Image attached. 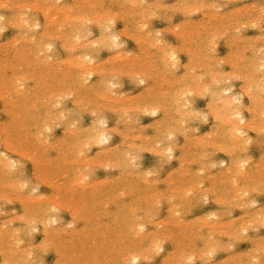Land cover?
I'll return each instance as SVG.
<instances>
[{
  "label": "rangeland",
  "instance_id": "1",
  "mask_svg": "<svg viewBox=\"0 0 264 264\" xmlns=\"http://www.w3.org/2000/svg\"><path fill=\"white\" fill-rule=\"evenodd\" d=\"M68 1V2H67ZM155 1V2H154ZM141 0V2L144 4L143 6V10L141 13V10H139L134 16H131L128 12H125L124 10L120 9L118 6L115 7L112 3L111 0H108L104 3V10L105 12H107V14H109V16L111 18H108V24L110 26H114L115 29V33L109 36V38L107 39V41H105V43H100L97 42V40L100 37L101 34H99V30L98 28L95 26V23L93 20V18L96 17H100L101 16V12L99 7L92 9V7L88 6V9L90 10V16H92L91 20H88V22H83L82 24L84 26H86V28L88 29L87 33H81L77 38L78 39H74L76 38V36H74V33H72L71 36L67 35L64 39L59 38L58 32L52 30L50 31V33H48V35L45 37L44 41L42 42L43 45H40L41 43H38V38L39 36H43L44 34H46V32L44 31V27L43 25L45 24V18H44V13L39 10L38 7H35V4H33V2H31L30 4H26L27 1H20V4L18 5L16 11L13 13V16L16 19H20L19 26L20 28H14V27H9L7 28V25H0V76L3 75L4 78L0 77V118L2 117L3 119H0V135L2 134V136H0V155L3 154L2 156H0V160L4 157V155H6L4 158L5 159H11L13 158L15 161H17L14 165H12V169L15 171L17 169H19L18 167H21V172L20 174L17 175H12L10 172H14L12 170H8V169H4L2 168L3 165L0 167V174H5V171L8 173L7 175L10 177H8V179L6 176H1L0 179V184L3 185L1 187H3L1 189L0 187V209L1 212L3 210L4 213L0 214V223L3 225H5V227L0 224V227L2 230H0V244L2 242V244L0 245V264L2 263V261H4V259H8L6 257H9L11 259L10 263L11 264H69L72 260L73 264H82L81 261H83V264H109V262L112 261V258H115L111 263L112 264H126L124 262V260L122 259L123 256V246L124 248L128 247L130 250L135 249V251L139 252H143L141 254V261L139 260V262H137L138 264H207L206 262H208V264H255V262L258 263L256 264H263L264 263V217L262 216L264 214V104L261 103V100L264 101V66L262 63H264V40L262 41V39H264V37L261 39L260 37H262V35H264V0ZM225 1V2H224ZM230 1V2H229ZM236 1V2H234ZM251 2L250 4H248L249 2ZM263 1V2H262ZM69 0H58V2H48L45 3L44 6L42 8H47L49 7H53V6H58L61 5L62 3H69ZM151 2V3H150ZM154 2V3H153ZM158 2V3H157ZM164 2V4L162 3ZM173 2V4H172ZM177 2V3H176ZM201 2V3H200ZM168 3V4H167ZM207 3V4H206ZM225 3V4H224ZM236 3V4H235ZM247 3V4H246ZM263 3V4H262ZM22 4V5H21ZM29 5V7L26 8V5ZM33 4V5H32ZM153 4V5H152ZM155 4V5H154ZM212 4V5H211ZM220 4V5H219ZM228 6H227V5ZM234 4V5H232ZM242 6H241V5ZM152 5V6H150ZM163 5V6H162ZM165 5V6H164ZM173 5V6H172ZM188 5V6H187ZM226 5V6H225ZM236 5V6H235ZM249 5V6H248ZM259 5V6H258ZM32 6V7H31ZM107 6V7H106ZM159 6V7H156ZM162 6V7H161ZM169 6V7H168ZM191 6V7H190ZM200 6V8H199ZM203 6V7H202ZM238 6V7H237ZM242 8H241V7ZM247 6V7H246ZM254 6V7H253ZM258 6V7H256ZM262 6V7H261ZM168 7V8H167ZM172 7V8H171ZM237 7V8H236ZM246 7V8H245ZM252 7V8H251ZM35 8V10H34ZM38 10H37V9ZM166 8V10H165ZM196 8V9H195ZM204 8V9H203ZM207 8V9H206ZM228 8L230 10H228ZM258 8V9H256ZM261 8V12L259 11ZM6 9V8H5ZM195 9V10H194ZM201 9V10H199ZM222 11H221V10ZM224 9V10H223ZM235 9V10H234ZM255 9V10H254ZM8 10V9H6ZM110 10V11H109ZM172 10V12L170 11ZM200 12H199V11ZM226 10V11H225ZM251 10H253V13L251 12ZM258 10V11H257ZM29 11V12H28ZM72 13L75 14L73 8L71 9ZM128 11V10H127ZM160 11V12H159ZM181 11V12H180ZM193 11V12H192ZM203 11V12H202ZM217 14H216V12ZM224 11V12H223ZM255 11V12H254ZM4 12V10L2 11ZM146 12V13H145ZM166 12V13H165ZM202 12V13H201ZM205 12V13H204ZM214 15V18H212L213 16L210 14ZM215 12V13H213ZM260 12V13H259ZM126 13V14H125ZM154 13V14H153ZM192 13V14H191ZM219 13V15H218ZM232 13V14H231ZM249 13V15H248ZM257 13V14H256ZM22 14V15H21ZM24 14V15H23ZM36 14V15H35ZM41 14V15H40ZM97 14V15H95ZM113 14V15H112ZM122 14H124L125 16H123ZM187 14V15H186ZM205 14V15H204ZM245 14V15H244ZM249 16H247V15ZM261 14L262 16H260L261 19L259 21L258 17ZM39 15V16H38ZM54 15H56L58 18H62V16L57 12ZM149 15V16H148ZM161 15V16H160ZM172 15V16H171ZM212 16L211 18L209 16ZM217 15V16H216ZM224 15V18H223ZM226 15V16H225ZM241 17H240V16ZM258 15V16H257ZM34 16V17H33ZM71 17H74L73 15H70ZM166 16V17H165ZM228 16V17H227ZM240 18H239V17ZM65 17V16H64ZM63 17V22L65 21V18ZM156 17V18H155ZM160 17V18H159ZM173 17V18H172ZM190 17V18H188ZM203 17V18H202ZM208 17V18H207ZM216 17H221L218 19L217 22V18ZM257 17V19H253ZM259 17V18H260ZM29 20V23H26V27L24 29L23 25H20L21 21H25L24 19ZM194 18V23L192 21V23L190 22L192 19ZM228 18V19H227ZM231 18V19H230ZM236 21H234V19ZM237 18V19H236ZM243 18V20H242ZM250 18V19H249ZM15 19V20H16ZM67 21L71 20L70 18H66ZM150 19V20H149ZM183 19V20H182ZM185 19V20H184ZM199 19V20H197ZM222 19V20H221ZM230 19V20H229ZM249 19V20H248ZM37 22H36V21ZM113 22H112V21ZM120 20V21H119ZM179 20V21H178ZM190 20V21H189ZM197 20V21H196ZM214 20V21H213ZM227 20V21H226ZM237 22V24H239L242 20V22L244 23L245 21V26L240 23L239 25H236V23L234 24L231 21ZM257 21L256 23L254 22ZM105 21V20H104ZM115 21V22H114ZM170 23H169V22ZM187 21V22H186ZM196 21V22H195ZM200 21V22H199ZM212 21V22H211ZM222 21V22H220ZM232 26L231 25V23ZM253 21L252 23L256 26L253 27V24H251L250 22ZM106 22V21H105ZM124 22V23H123ZM175 22L176 27L173 28L175 26ZM198 22V24H197ZM206 24H205V23ZM217 22V23H215ZM227 22V23H225ZM263 22V23H262ZM89 23V25H88ZM92 23V24H91ZM94 23V24H93ZM119 23V24H118ZM145 23V24H144ZM200 24V30L199 28L195 25ZM224 23V24H223ZM247 23L249 24V27H247ZM28 24V25H27ZM31 24V25H30ZM37 27H34L33 26ZM107 24V23H106ZM125 24V25H124ZM141 24V25H140ZM143 24L145 26H143ZM147 24V25H146ZM169 24V25H168ZM171 24V25H170ZM174 26H173V25ZM187 24V25H186ZM203 24V26H202ZM217 25V29L214 26ZM226 24V25H225ZM250 24L252 25L250 27ZM262 24V25H260ZM69 25V23L67 24V26ZM151 25V26H150ZM194 25V26H193ZM260 26L259 28L257 26ZM128 26V27H127ZM160 26V27H159ZM162 26V27H161ZM168 26L171 27V32H169L170 28L168 29ZM185 26V28H183ZM208 26V28L206 29V27ZM221 26V28H220ZM223 26H225L224 30L227 31V27H228V31L225 32L223 30ZM239 28H236V27ZM30 27V28H29ZM126 27V28H125ZM130 27V28H129ZM141 27V28H140ZM144 29H143V28ZM148 27V29H147ZM151 27V28H149ZM155 27V28H154ZM193 27V28H192ZM213 30V27L215 29L216 34H213L214 31L211 32L210 30ZM231 27H233L232 29H230ZM235 27V30H234ZM243 27V28H241ZM65 28V27H64ZM198 28V30H197ZM220 28V29H219ZM249 28V29H248ZM263 28V29H262ZM123 29V30H122ZM125 29V30H124ZM162 29V30H161ZM165 29V30H163ZM219 29V30H218ZM241 29V30H240ZM245 31H244V30ZM259 29V30H258ZM20 30V31H19ZM40 30V31H39ZM43 30V31H41ZM93 30V31H91ZM122 32H121V31ZM149 30H150V34H149ZM210 30L211 36L210 37V33L208 34ZM218 30V32H217ZM221 30V31H220ZM227 34H225L223 31ZM243 30V31H242ZM7 31V32H6ZM19 31V33L17 32ZM33 31V32H32ZM36 31V32H35ZM135 31V32H134ZM139 32L137 34L136 32ZM143 31L146 33L144 34ZM159 34H158V32ZM164 31V32H163ZM178 31V32H177ZM196 31V32H195ZM235 31V33L233 32ZM237 31H239V33H237ZM241 31V33H240ZM260 31H262L263 33L260 34ZM5 32V33H4ZM17 32V33H16ZM126 32V33H125ZM134 35L136 34L135 37H133V33ZM142 32V34H141ZM157 32V33H156ZM207 32V33H205ZM223 33L222 34H217V33ZM16 33V34H15ZM40 33V34H39ZM44 33V34H43ZM91 33V34H90ZM123 33V34H122ZM131 33V34H129ZM147 33L149 35H147ZM153 33V34H152ZM164 33V34H163ZM173 33V34H172ZM178 33V35H177ZM200 33V35H198ZM5 34V35H4ZM39 36H38V35ZM57 34V35H56ZM176 34V35H175ZM181 34V35H180ZM187 34V35H186ZM194 34H196V37L194 36ZM205 34V38L203 37ZM207 34V35H206ZM225 34V36H224ZM21 35V36H20ZM55 37H52L54 36ZM92 35V36H91ZM127 35V36H126ZM129 35V37H128ZM131 35H133L132 37H130ZM219 35V36H218ZM229 35V37H228ZM235 35V36H233ZM240 35V36H239ZM250 35H252V42H250L251 38ZM258 35V36H257ZM261 35V36H260ZM94 36V37H93ZM114 36H118L119 39H117L118 41L113 43V37ZM144 36V38H142ZM154 39H153V37ZM162 36V38H161ZM176 36L178 38H176ZM199 36V37H198ZM215 36V37H214ZM242 36V39H241ZM248 36V37H247ZM259 38H257V37ZM11 37V38H10ZM15 37V38H14ZM148 37V38H147ZM151 37V38H150ZM159 37L162 39H159ZM170 37V38H169ZM183 37V38H182ZM189 37V38H188ZM194 37V38H193ZM202 37V38H201ZM211 40L209 43V40ZM210 37V38H209ZM217 37V38H216ZM219 37V38H218ZM223 37V38H222ZM227 37V38H225ZM231 37V38H230ZM234 37V38H233ZM240 37V39L238 38ZM247 39L250 38V39ZM254 37V38H253ZM33 38V39H32ZM111 38V39H110ZM123 38V39H122ZM134 38V39H132ZM146 38V39H145ZM182 40H181V39ZM196 38V39H195ZM198 38V39H197ZM201 38V40H199ZM215 40H212V39ZM230 38V39H229ZM233 38V39H232ZM244 38V39H243ZM255 38H257L255 40ZM9 39V41H8ZM53 39V40H52ZM58 39V40H57ZM61 39V41L59 40ZM121 39V40H120ZM137 39V40H136ZM149 39H151V43L149 41ZM155 43H154V41ZM168 39V40H167ZM188 39V40H186ZM217 39V40H216ZM229 39V40H228ZM238 39V41L236 40ZM261 39V40H260ZM5 40V41H4ZM17 40V41H16ZM33 40H35L36 42H34ZM64 40V41H63ZM68 40V43H67ZM75 40V41H74ZM87 40V41H86ZM94 40V44L95 46H97L95 48L94 44L89 43L90 41ZM134 40H136V42H140L141 46L138 44V42L136 43ZM146 40V42H144ZM158 40L159 43L166 41L165 45L164 43H160V45H158ZM194 40V41H193ZM198 40V41H197ZM205 40V42H204ZM227 40V41H226ZM242 40V41H241ZM247 40V41H246ZM261 42H260V41ZM15 41V43H14ZM34 42L35 46L33 47H29L30 42ZM48 41V42H47ZM78 41V42H77ZM80 41V42H79ZM86 41V42H85ZM125 41V42H124ZM149 43H148V42ZM153 41V42H152ZM192 41V42H191ZM201 41L203 43H201ZM207 41V42H206ZM217 45L212 46V43ZM234 41V42H233ZM237 43H236V42ZM245 41V42H244ZM20 42V43H19ZM24 42V43H23ZM47 42V44H46ZM51 42V43H50ZM123 42V43H122ZM128 42V43H127ZM143 42V43H142ZM168 42V43H167ZM225 42V43H224ZM60 43V44H59ZM63 43V44H62ZM82 43V44H81ZM86 43V44H84ZM88 43V45H87ZM124 43L126 45H124ZM146 43V44H145ZM149 45H148V44ZM158 43V44H157ZM182 43V44H181ZM206 43V44H204ZM209 43V44H208ZM249 43V44H248ZM253 45H252V44ZM45 44L48 45H52L49 47H45ZM56 44V45H55ZM69 45H73L71 46L72 49L68 46ZM93 45V48L95 49H91L90 47H92L91 45ZM152 44V45H150ZM155 44V45H154ZM170 44V45H167ZM174 44V45H173ZM183 46H181V45ZM210 45L211 47H214L209 49V47L207 46ZM233 44V46H232ZM243 48H242V45ZM2 45V46H1ZM38 45V47L40 49H37L38 47L36 46ZM40 45V46H39ZM62 45V46H61ZM66 45V46H64ZM76 47H75V46ZM90 45V47H89ZM113 45V46H112ZM156 45H158V47H156ZM166 47V49L164 48V46ZM178 45V46H177ZM204 45L205 48H204ZM231 50L228 51L230 49ZM237 45V47L235 46ZM248 45L250 47H248ZM252 45V46H251ZM56 46V47H55ZM88 46V47H87ZM116 46V47H115ZM123 46V48H122ZM149 46V49H148ZM153 46V47H152ZM170 49H175V51H179L178 54L176 52V56L179 57H174L172 58L171 61V57L168 56V54H166L165 52ZM172 46L174 48H172ZM183 49L181 51V48L178 49V47H180ZM241 46L242 50L239 49ZM253 46H256L253 48ZM262 50H261V48ZM23 47V48H22ZM37 47V48H36ZM43 47V48H42ZM66 47V48H65ZM85 47V48H83ZM114 47V48H113ZM185 47V48H184ZM191 47V48H190ZM236 47V48H234ZM251 53H250V49ZM16 48V49H15ZM46 48V49H45ZM57 48V49H56ZM70 48V52L69 51ZM75 48V49H74ZM77 48V49H76ZM87 48V50H86ZM146 48V49H145ZM193 48V49H192ZM248 48V49H247ZM257 48V49H256ZM19 49V50H18ZM22 49V50H21ZM36 49V50H34ZM51 49V50H50ZM91 49V50H90ZM131 49V50H130ZM152 49V50H151ZM165 49V51H164ZM188 52L185 53L184 51L186 50ZM205 51H204V50ZM18 50V51H17ZM38 50V51H37ZM40 50V53H39ZM55 50V51H54ZM67 50V51H66ZM102 50V51H101ZM111 50V51H110ZM128 50V51H127ZM157 52H156V51ZM217 50V51H216ZM247 50V51H245ZM259 50V51H258ZM21 51H23V53H21ZM35 51V53L33 52ZM83 51L82 54H80ZM92 51V53H91ZM95 51V52H94ZM99 51L98 54H96ZM136 51V52H135ZM164 51V53L162 52ZM214 51V52H212ZM216 51V52H215ZM243 52V56L241 54V52ZM254 51V52H253ZM263 53H262V52ZM17 52V53H16ZM25 52V53H24ZM68 52V53H67ZM75 52V53H74ZM78 52V54L76 53ZM94 52V53H93ZM113 52V53H112ZM119 52V53H118ZM126 52V53H125ZM127 52H130L129 54H127ZM191 52H193V54H191ZM202 52V53H201ZM212 52V53H211ZM228 52V53H227ZM230 52V53H229ZM256 52H258L256 54ZM260 52L263 54H260ZM21 53V54H20ZM50 53V55L48 54ZM61 53V55H60ZM77 54V55H73L71 57L72 54ZM101 53V54H100ZM105 53V54H104ZM119 54V57L121 56V58H119V60L116 58V54ZM154 53V54H153ZM226 53L228 55H226ZM254 55H251L253 54ZM20 54V55H19ZM23 55V57H21V55ZM28 56H27V55ZM36 54V55H34ZM100 54V55H99ZM109 54V55H108ZM112 54L114 56H112ZM132 54V55H131ZM138 54V55H137ZM161 55V57H158V55ZM165 54V55H164ZM188 54V55H187ZM241 54V55H240ZM247 54V55H246ZM262 56H260V55ZM17 55V58H15L14 56ZM19 55V57H18ZM33 55L35 57H33ZM38 55V56H37ZM55 55V57H54ZM56 55H58L56 57ZM84 55H87L89 58L93 59L92 62L91 60L89 61L88 58L86 59L88 61V65H90L88 67L87 65V69L90 71H95V74L88 77V79L84 78L81 82L78 79V75H80L83 70H80V68H78V64L76 62V59L83 57ZM99 55V56H98ZM149 55V56H148ZM187 55V56H186ZM192 55V57H191ZM195 55V56H194ZM224 56V58H219L220 56ZM226 55V57H225ZM251 55V57H250ZM260 58H258V56ZM69 56V57H67ZM76 56H78L77 58H75ZM107 56V58H106ZM110 56V57H109ZM140 58H139V57ZM164 56L168 57L166 59H163L162 62L165 64L163 65L162 62H159ZM213 59H212V57ZM229 59H228V57ZM4 57H7L6 59H4ZM12 59H11V58ZM28 57V58H27ZM46 57V58H45ZM67 59H66V58ZM94 57V58H92ZM118 57V56H117ZM125 57V58H124ZM146 57V58H145ZM153 57V58H152ZM189 57V58H188ZM200 57V58H199ZM209 57V58H208ZM254 57V58H253ZM45 58V59H43ZM50 58V59H49ZM57 58V60H55ZM59 58V59H58ZM63 58V59H62ZM75 60H74V59ZM105 58V59H104ZM111 58V59H110ZM115 60H114V59ZM226 58V59H225ZM252 58V59H251ZM258 60H257V59ZM4 59V60H3ZM16 59V60H15ZM21 59V60H20ZM48 59V60H47ZM52 59V60H51ZM72 59V60H69ZM122 59V60H121ZM168 59V60H167ZM192 59V60H191ZM198 59V60H197ZM201 59V60H200ZM218 59V60H217ZM221 59V60H220ZM224 59V60H223ZM260 59V60H259ZM261 59H263L261 61ZM15 60V61H14ZM29 60V61H28ZM34 60V62H33ZM43 60V61H41ZM46 60V61H45ZM51 60V61H50ZM63 63H62V61ZM74 60V61H73ZM95 60V62H94ZM153 60V62L151 61ZM189 63H188V61ZM226 60H228L226 62ZM249 60V61H248ZM251 60V61H250ZM254 60V61H253ZM10 61V62H9ZM24 61V62H23ZM26 61V62H25ZM57 63H55V62ZM60 61V62H59ZM68 61V62H67ZM109 61V63H108ZM129 61L131 63H129ZM168 61V63H167ZM170 61V62H169ZM177 61V62H176ZM210 61V62H208ZM253 61V62H252ZM260 61V62H259ZM13 62V63H12ZM43 62V63H40ZM48 62V63H47ZM66 62V63H65ZM73 63L72 65L69 64ZM91 62V63H90ZM99 62V63H97ZM102 62V64H101ZM122 62V63H120ZM127 62V63H125ZM176 62V65L175 63ZM226 62V64H225ZM262 62V63H261ZM28 63V64H27ZM58 63H60L61 65H59V67H57ZM68 63V65H67ZM96 63V64H95ZM104 63V66H102ZM108 63V64H107ZM158 63V64H157ZM171 63L173 64V66H171ZM184 63V64H183ZM191 63V64H190ZM224 63V64H223ZM229 63V64H228ZM252 63V64H251ZM258 67V69H256L255 67H253V64ZM260 63V64H259ZM24 64V65H23ZM27 64V65H26ZM36 64V65H35ZM38 64V65H37ZM42 64V65H41ZM47 66H46V65ZM63 64V65H62ZM65 64H66V68H65ZM116 64H119V66L117 65L115 67ZM125 64V65H124ZM131 64V65H130ZM228 64V65H227ZM9 65V66H8ZM11 65V66H10ZM71 65V66H70ZM74 65V66H73ZM77 65V66H76ZM92 65V66H91ZM94 65V66H93ZM96 65V67H95ZM109 65H113L112 67ZM122 67V65H124V67ZM150 65V66H149ZM163 65V66H161ZM180 65V66H179ZM259 65H262L261 67H259ZM37 66V68H36ZM44 66V67H43ZM61 66V67H60ZM101 66V67H100ZM168 66V68H167ZM179 66V68H178ZM194 66V67H191ZM207 68H206V67ZM214 66V67H213ZM223 66V67H222ZM2 67V68H1ZM11 67V68H10ZM53 67V69H51ZM69 67V69H68ZM76 67V69H75ZM105 69H103V68ZM110 67V68H109ZM126 67H128L129 71H127ZM173 67V68H171ZM176 67V68H175ZM6 68V69H5ZM46 71H45V69ZM56 68L58 71H56ZM61 68V71H59ZM74 68V69H72ZM102 68V69H101ZM109 68V70L112 68V70H115V72H117V74H119L118 72L120 71V74L117 75L115 72V78L112 77L114 76L112 73L113 71L109 70L105 72V70H107ZM117 68H121L120 70ZM150 68V69H149ZM197 68V69H196ZM204 68V69H203ZM222 68V69H221ZM230 68V69H229ZM236 68V69H235ZM9 69V70H8ZM11 69V70H10ZM44 71L42 72L41 70ZM48 69V70H47ZM55 69V70H54ZM64 69V70H63ZM72 69V70H71ZM86 69V70H87ZM123 69V70H122ZM143 70L142 74H138V72H140V70ZM175 71H174V70ZM177 69V70H176ZM210 71H206L209 70ZM213 69V70H212ZM225 71H224V70ZM228 69V70H227ZM14 70V71H13ZM67 70L69 72H67ZM71 70V71H70ZM81 73H79L80 71ZM87 70V71H88ZM100 70V71H99ZM119 70V71H117ZM124 72H122V71ZM128 72V76L129 78H127L128 76H126V72ZM139 70V71H138ZM161 70V71H160ZM166 70V71H165ZM171 72H170V71ZM173 70V71H172ZM193 70V71H192ZM214 72H212V71ZM21 71V72H19ZM24 71V73H23ZM75 71H78L75 73ZM85 71V70H84ZM104 71V72H103ZM134 71V72H133ZM137 71V72H136ZM170 73H168V72ZM189 71V72H188ZM194 71L196 73H194ZM203 71V72H200ZM206 71V73H205ZM218 71V72H217ZM228 71V72H227ZM233 73H232V72ZM240 71L241 75H240ZM8 73L9 75H11L12 79L10 81H12L11 85L9 83V81H7V77H5V73ZM14 72V73H12ZM52 72V73H49ZM56 72V73H54ZM108 72V73H107ZM161 72V73H160ZM226 72V73H225ZM236 72V73H235ZM23 73V74H22ZM37 73V74H35ZM41 73L43 75V77L39 74ZM49 73V75L47 74ZM69 73L72 75H69ZM108 75H107V74ZM112 73V74H111ZM121 73H123V75H121ZM141 73V72H140ZM146 73V74H145ZM176 75H175V74ZM183 75H180V74ZM189 73H193L192 75ZM199 73H201V75H198ZM34 74V75H33ZM62 74L63 77L61 80L58 79V75ZM69 77H68V75ZM77 74V76H76ZM99 74V75H98ZM106 74L107 78H103V75ZM144 74V75H143ZM164 76H163V75ZM168 74V76H166ZM174 74V75H173ZM213 74V75H212ZM237 74V75H236ZM239 74V75H238ZM33 75V76H32ZM40 75V76H39ZM54 75V76H53ZM57 75V79H55V82L52 80L54 79V77ZM117 75V76H116ZM120 80H113V79H119ZM143 75V76H142ZM180 75V76H179ZM198 75V76H197ZM15 76V77H13ZM21 77L24 79H20L17 77ZM25 76V77H24ZM39 76V78H38ZM46 76V77H45ZM105 76V75H104ZM108 76H110V78H108ZM138 76H140L139 78H137ZM166 76V78H165ZM193 76V77H192ZM206 76V77H205ZM208 76V77H207ZM31 77V78H30ZM45 77L44 79H41ZM53 77V78H52ZM101 77V79H100ZM150 77V78H149ZM162 77V78H161ZM163 77H164V81H163ZM178 77V78H176ZM191 77V78H190ZM199 77V78H198ZM204 77V78H202ZM217 77V78H216ZM223 77V78H222ZM15 78L16 81H14L13 79ZM38 78V80H37ZM77 78V79H76ZM180 78V79H179ZM232 78V79H231ZM248 78V79H247ZM100 79V80H99ZM102 79H104L103 81H107L103 84H101L103 81ZM136 79V80H134ZM160 79V80H159ZM205 79V80H204ZM223 79V80H222ZM239 79V80H238ZM251 79V80H250ZM3 80V81H1ZM39 82H37V81ZM48 83L50 82V84H46L44 86L45 83L42 84V81ZM89 80V81H88ZM99 80V81H98ZM147 80V81H146ZM212 80V81H211ZM7 81V82H6ZM36 81V85H34ZM62 81V82H61ZM80 83H79V82ZM96 81V82H95ZM111 81V83H109ZM159 81L161 83H159ZM222 81V82H221ZM246 81V82H245ZM74 84H73V83ZM94 82V83H93ZM117 82V84H116ZM119 82V83H118ZM121 82V83H120ZM135 82V83H134ZM146 82V83H145ZM225 82V83H224ZM230 82V83H228ZM232 82V83H231ZM249 82V83H248ZM26 83V85H25ZM38 83V84H37ZM64 83V84H63ZM68 83V84H67ZM84 83V85H83ZM93 83V84H91ZM112 86H110L109 84ZM123 83V84H122ZM143 83V84H142ZM151 83V84H150ZM165 83H167L166 85H164ZM195 83V84H194ZM17 84V85H16ZM23 84V85H22ZM28 84V86H27ZM32 84V85H31ZM42 84V85H41ZM89 84L91 85V87L89 86ZM108 84V86H107ZM120 86H119V85ZM122 84V85H121ZM169 84V85H168ZM224 84V85H223ZM243 84V85H242ZM248 84V86H247ZM16 85V86H15ZM22 85V87H21ZM34 85V86H33ZM69 85V86H68ZM88 85V86H87ZM115 85V86H114ZM187 85V86H186ZM191 85V86H190ZM201 85V86H198ZM221 85V86H220ZM241 85V86H240ZM12 86H15L12 87ZM26 86V87H25ZM40 86V87H38ZM65 88L67 86V88ZM81 86V87H80ZM84 86V87H83ZM187 87L189 90L187 89H183L182 88ZM193 86V87H192ZM196 86V88H194ZM234 86V87H233ZM237 86V87H236ZM244 86V87H243ZM3 87V89H2ZM25 87V88H24ZM56 87V88H55ZM144 87V88H143ZM175 87V88H174ZM182 88V89H179ZM191 87V88H190ZM231 87V91L228 93H225V89L230 88ZM239 87H242L239 88ZM250 87V88H249ZM39 88V89H38ZM44 88V89H43ZM53 88V90H52ZM58 88V89H57ZM76 88V90L79 91V96H78V91L74 90ZM87 88V89H86ZM114 88V89H113ZM150 88V89H148ZM196 89L195 90H193ZM199 88V89H198ZM5 89V90H4ZM51 89V90H50ZM56 89V90H55ZM71 93H70V91ZM86 89V90H84ZM102 89V90H101ZM109 89V90H108ZM177 89V90H176ZM234 89V91H233ZM6 91V93L4 91ZM26 90V91H25ZM57 90L58 95H57ZM65 90V91H64ZM101 90V91H99ZM131 90V91H130ZM173 90V91H172ZM176 90V91H175ZM191 90V91H190ZM53 91V92H52ZM111 91H113L111 93ZM114 91H116L117 93H114ZM181 95H179V92ZM190 91V92H189ZM193 91V92H192ZM195 91V92H194ZM198 91V92H197ZM210 91V92H209ZM50 93L54 94V100H52V102H50V104L48 105L47 108H45V105H43L44 103V98ZM61 92V93H60ZM63 92H65L63 94ZM88 92V93H87ZM110 92V93H107ZM120 92V96L118 95ZM126 92L125 95H123ZM130 92V93H129ZM166 92V93H165ZM175 94H172L174 93ZM5 93V94H4ZM26 94V99L22 102H17L20 100V96L19 94ZM61 95H60V94ZM69 93V94H68ZM85 93V94H84ZM96 95H95V94ZM132 93V94H131ZM135 95H134V94ZM140 95H138V94ZM176 93H177V97H182L180 99V97L178 98V101L175 102V98H176ZM253 93V94H251ZM3 94V95H2ZM71 94V95H70ZM75 94V95H74ZM99 94V95H98ZM116 94V96H115ZM142 94V95H141ZM217 94H220L219 96ZM250 94V95H249ZM28 95V96H27ZM36 95V96H35ZM57 95V96H56ZM102 96L104 99H101ZM106 95V96H105ZM108 95V96H107ZM115 97H114V96ZM118 95V97H117ZM148 95V97H146ZM196 95V96H195ZM239 97L240 101H236L234 99V97ZM244 95V96H243ZM246 95V96H245ZM254 95V96H253ZM19 96V97H18ZM60 96V98H59ZM73 96V97H72ZM81 96V97H80ZM131 96V97H130ZM133 96V97H132ZM135 96V97H134ZM137 96H139V99H134ZM142 96V97H141ZM143 96L145 98H143ZM193 96V97H192ZM207 96V97H206ZM218 96V98H217ZM227 96V97H226ZM75 97V98H74ZM76 97L82 101H78L75 100ZM127 97V98H126ZM154 97V99H153ZM206 97V98H205ZM220 97V98H219ZM231 97L233 98V102L234 105H241V110H242V115L244 116L246 123L244 124V126L247 128H245L244 133L242 135H236L235 136V141L234 142H230L227 139V136H225V130L227 128L226 125H224L222 123V121L220 120L216 109H218L219 111V115H223V112L221 110V101L224 98H228ZM254 97V98H253ZM257 97V98H256ZM261 97V98H259ZM33 98V99H32ZM37 98V99H36ZM40 98V100H39ZM91 98V99H90ZM106 98V99H105ZM117 98V101H116ZM119 98V99H118ZM174 98V99H173ZM184 98V99H183ZM189 98V99H188ZM194 98V102L193 99ZM250 98V99H249ZM253 98V99H252ZM67 101H66V100ZM92 100V101H89ZM108 99V100H107ZM111 99H115V100H111ZM125 99V100H124ZM131 99V100H128ZM192 99V100H191ZM243 99V100H242ZM249 99V100H248ZM3 100V101H2ZM12 100V101H10ZM32 100V102H31ZM38 100V101H34ZM111 100V101H110ZM121 100V101H120ZM123 100V101H122ZM132 100L134 102H132ZM148 100V101H147ZM166 100V101H165ZM177 100V99H176ZM199 100V101H198ZM10 101V102H9ZM43 101V102H41ZM54 101H56V104H54ZM89 101V102H87ZM106 101V102H105ZM120 101V102H119ZM131 101V102H129ZM147 101V102H146ZM164 101V102H163ZM174 101V102H173ZM189 101V102H188ZM198 101V102H197ZM206 101V102H205ZM219 101V102H218ZM4 102V103H3ZM9 102V103H8ZM67 102V103H66ZM115 102V103H114ZM131 104L129 105L128 104ZM142 102V103H140ZM150 102V103H149ZM157 103V102H161L160 104H158V106L156 107V104L153 105H148L152 104V103ZM12 103V104H11ZM32 103V104H31ZM36 103V104H35ZM127 103V105H126ZM145 103V104H144ZM206 103V104H205ZM25 104V105H24ZM67 104V105H66ZM86 106H85V105ZM108 104V105H106ZM181 104V105H180ZM253 104V105H252ZM34 105V106H33ZM79 105V106H78ZM81 105V108L85 109H79ZM91 105V106H90ZM112 105V106H111ZM129 105V106H128ZM144 105V107H142ZM148 105V106H147ZM154 105L156 108H154ZM160 105V106H159ZM193 105V106H192ZM5 106V107H4ZM33 106V107H32ZM54 106V107H53ZM83 106V107H82ZM109 106V107H106ZM111 106V107H110ZM146 106V107H145ZM152 107L150 109V107ZM164 106V107H162ZM176 106H178L176 109ZM180 106V107H179ZM195 106V108H194ZM254 106V107H253ZM6 110V112L3 110ZM17 107V108H16ZM23 107L26 109L24 110ZM27 107L29 108V111H27ZM40 107V108H39ZM50 107L53 108V112H49V110L51 111V109H49ZM58 107V108H57ZM70 107V108H69ZM91 107V108H90ZM93 107H95L94 111H92L91 109H93ZM116 107V108H115ZM149 107L150 110H148L147 108ZM243 107V108H242ZM253 107V108H252ZM56 108V109H55ZM67 109L69 112V116L66 115V117L64 115H62L60 113L61 109ZM75 108V109H74ZM90 108V109H89ZM114 108V109H113ZM128 108V109H125ZM202 108V109H201ZM206 108V109H205ZM246 108V109H244ZM258 108V109H257ZM125 109V111H124ZM157 109V110H156ZM201 109V110H199ZM214 111H213V110ZM11 112H9V111ZM45 110H47V113L45 112ZM56 110V111H54ZM59 110V111H57ZM66 110V111H67ZM71 110V111H70ZM73 110V111H72ZM122 110V111H121ZM148 110V111H147ZM177 110L179 112H177ZM181 110V111H180ZM254 110V111H253ZM257 110V111H256ZM262 110V111H261ZM26 111V112H25ZM84 111H86L87 113H85ZM92 111V112H91ZM118 111V113H117ZM120 111V112H119ZM157 111V112H156ZM176 111V112H175ZM213 113H212V112ZM248 111V112H247ZM15 112V113H13ZM45 112V113H44ZM175 112V113H173ZM210 112V113H209ZM28 113V114H26ZM43 115H40V114ZM82 113L84 116H82ZM93 113V114H92ZM143 113V114H142ZM158 113V114H157ZM212 113V114H211ZM251 113V114H249ZM20 114V115H19ZM24 116H22V115ZM73 114V115H72ZM77 114V115H76ZM81 114V115H80ZM105 114V115H104ZM175 114V115H174ZM180 114V115H179ZM203 114V115H202ZM41 116L39 118V116ZM48 115H52L54 118V120L51 121V124L48 125V129H45L46 126H44L42 128V123H43V116L46 117ZM120 115V116H119ZM142 115V116H141ZM153 115V116H152ZM209 115V116H208ZM38 116V117H37ZM77 116V117H76ZM98 116L101 117V120L99 121V123L97 122ZM117 116V117H116ZM122 116V117H121ZM137 116V117H136ZM208 116V117H207ZM95 117V118H94ZM142 117V119H140ZM160 117V118H159ZM161 117L163 119H161ZM211 117V118H210ZM214 117V119H213ZM11 118V119H10ZM13 118V119H12ZM56 118V119H55ZM82 118V119H80ZM117 118V119H116ZM156 118V119H154ZM207 118V120H206ZM8 122H7V120ZM10 119V120H9ZM84 119V120H83ZM90 119V120H89ZM92 119V120H91ZM120 119V121H119ZM12 120V121H11ZM23 120V122H22ZM28 120V121H27ZM83 120V121H82ZM96 120V122H95ZM118 120V121H117ZM142 120V122L140 121ZM153 120V121H152ZM206 120V121H205ZM21 121V123H20ZM67 121V123H66ZM82 121V122H80ZM107 121V122H106ZM117 121V122H116ZM190 121V122H189ZM208 121V122H207ZM212 121V122H211ZM215 121V122H214ZM18 122V123H17ZM27 122V123H26ZM56 122V123H55ZM62 122V123H61ZM102 122H106L105 125L101 124ZM109 122V123H108ZM122 122V123H121ZM149 122V123H148ZM162 122V124H161ZM183 122V123H182ZM189 122V124H188ZM221 122V123H220ZM14 123V124H12ZM19 123L23 126L21 127V125H19ZM26 126H25V124ZM81 123V124H80ZM98 123V124H97ZM142 123V124H140ZM143 123L145 125H143ZM199 123V125H197ZM203 123V125H202ZM211 123V124H210ZM260 123V125L257 124ZM28 124V125H27ZM31 124L33 125L31 127ZM79 124V125H76ZM105 129L109 128V130L111 131V137H110V142L109 143H104V144H97L94 142H89L88 140V134L86 136V133L91 130L92 128H95L97 125H99ZM117 124V125H116ZM187 124V125H186ZM205 124V125H204ZM247 124V125H246ZM262 124V125H261ZM3 125V126H2ZM8 125V126H6ZM14 125V126H13ZM19 125V126H18ZM52 125V126H51ZM56 125V127H55ZM72 125V126H71ZM80 125L81 130L80 129ZM115 125V127H114ZM130 128H127L128 126ZM138 125V126H137ZM171 125V127H170ZM179 130H178V127ZM60 126V127H59ZM67 126V127H66ZM77 126V127H76ZM84 126L85 129H82ZM88 126V127H87ZM113 126V127H112ZM133 126V127H131ZM140 126V127H139ZM145 126V131L143 129V127ZM149 126V127H148ZM170 128H169V127ZM258 126V128H257ZM261 126V127H259ZM8 129H7V128ZM18 127V128H17ZM38 127V128H37ZM40 127V128H39ZM59 127V128H58ZM70 127V128H69ZM79 127V129H78ZM87 127V128H86ZM124 127V128H122ZM147 127V128H146ZM263 127V129H262ZM55 128V130H54ZM114 128V129H111ZM127 128V129H126ZM166 128V129H165ZM194 128V129H193ZM210 128V129H209ZM230 128V126H229ZM250 128V129H249ZM261 128V129H260ZM3 129V132L1 131ZM37 129V130H36ZM72 129V130H69ZM76 129V131H75ZM156 129V130H155ZM172 129V130H171ZM249 129V130H248ZM258 129V130H257ZM54 132H53V131ZM70 132H69V131ZM183 130V131H182ZM247 130V131H246ZM13 131V132H12ZM25 131V132H24ZM58 131V132H57ZM69 132V135L66 133ZM117 131V132H116ZM128 133L127 135H125L126 132ZM129 131V132H128ZM145 133H144V132ZM158 131V132H157ZM203 131V132H202ZM222 131V133H221ZM254 131V132H253ZM22 132V133H21ZM27 132V134L25 135V133ZM31 132H34L30 135ZM41 132V133H40ZM79 133L80 132V137L78 136V140H76L74 134L75 133ZM125 132V133H124ZM157 132V133H156ZM199 132V133H198ZM202 132V133H201ZM17 133L19 135V138L17 136ZM29 133V134H28ZM37 133L39 134V136L37 135ZM54 133V134H53ZM77 133V134H78ZM121 133V134H119ZM124 133V136L122 137ZM179 133V134H178ZM186 133V135H185ZM188 133V134H187ZM196 133V134H194ZM205 133V134H204ZM221 133V134H220ZM263 135H260L262 134ZM6 134V135H4ZM84 134V135H82ZM136 137H135V135ZM184 134V135H183ZM8 135V136H7ZM23 135V136H22ZM37 135V138H36ZM63 135V140H62V136ZM72 135V136H70ZM119 137H118V136ZM121 135V136H120ZM138 135V136H137ZM147 135V137H143ZM177 135V136H175ZM22 136V137H20ZM68 136V137H67ZM84 136V137H83ZM126 136V138H124ZM132 136V137H131ZM142 136V137H141ZM184 136V137H183ZM192 136V138H191ZM263 136V137H262ZM12 137H15L12 138ZM27 137V138H26ZM34 137V139H36V141H34V139L32 140V138ZM52 137V139H50ZM59 137H61V139H59ZM70 137V138H69ZM134 137V138H133ZM190 137V138H189ZM225 137V138H224ZM243 137V138H242ZM247 139H246V138ZM254 137V138H251ZM7 138L10 140V142H3L2 140H7ZM17 138V139H16ZM30 138V139H29ZM43 138V141H42ZM49 138V139H48ZM74 138V139H73ZM81 138V139H80ZM85 138V140L83 139ZM124 138V140H122ZM153 138V139H152ZM184 138V139H183ZM237 138V139H236ZM250 138V140H249ZM257 138V139H256ZM22 139V140H21ZM25 139V140H24ZM56 139V140H54ZM133 139V140H131ZM136 139V140H135ZM139 139V140H138ZM145 139V140H144ZM168 139V140H167ZM206 141H205V140ZM244 139L248 140L247 144L246 141H244ZM252 139H255L254 141ZM261 139V141H260ZM7 140V141H9ZM84 141V145L83 143L80 141ZM122 140V141H121ZM141 140V142H140ZM148 140V141H147ZM176 140V141H175ZM184 140V141H182ZM197 140V141H196ZM19 141V142H17ZM31 141V143H30ZM60 141V142H58ZM76 141V142H73ZM121 143H118V142ZM129 141V142H128ZM134 141V142H133ZM136 141V142H135ZM153 141V142H152ZM165 141V142H164ZM169 141V142H168ZM195 144H193L192 142ZM16 142V143H15ZM44 142V143H43ZM52 142H58V146L53 147L51 146ZM86 142V143H85ZM177 142V143H176ZM207 142V143H206ZM212 142V143H211ZM239 142V143H238ZM258 142V143H257ZM4 143V144H3ZM35 143V144H34ZM37 143V144H36ZM41 143V144H40ZM50 143V144H49ZM69 143V144H68ZM74 145H72V144ZM77 143V144H75ZM88 143V145H87ZM119 144V145H114V144ZM126 143V144H125ZM138 143V144H137ZM147 143V144H145ZM162 143V144H161ZM167 143V144H166ZM190 143V144H189ZM198 143V144H197ZM210 145H209V144ZM215 143V145H214ZM237 143V144H236ZM263 143V144H262ZM11 144V145H10ZM13 144V145H12ZM14 144L16 146H14ZM32 144V145H31ZM41 146H40V145ZM80 144V145H79ZM86 144V145H85ZM141 144V145H140ZM160 145H162L161 147H166L167 149L164 151L166 153L163 152V149L161 148L160 150ZM232 144L234 146H232ZM250 144L252 146H250ZM5 145V146H4ZM21 147H19V146ZM34 145V146H33ZM37 145V146H36ZM39 145V146H38ZM44 145V146H42ZM69 145V146H68ZM92 145V146H91ZM97 145V146H96ZM102 145V146H101ZM106 145V146H105ZM112 147H111V146ZM123 145V146H122ZM138 145V146H137ZM166 145V146H164ZM213 145V146H212ZM219 145V146H218ZM242 145V146H241ZM260 145L262 146V148L260 147ZM2 146V147H1ZM12 148H10V147ZM26 148H25V147ZM33 146V147H32ZM77 146V147H76ZM83 146V147H82ZM86 146V147H84ZM94 146V147H93ZM136 146V147H135ZM180 146V147H178ZM217 146V147H216ZM230 146V147H229ZM9 147V148H8ZM35 147V148H34ZM38 147V148H37ZM47 147V148H46ZM66 147V148H65ZM72 147V150L70 151ZM110 147V148H109ZM123 147V148H122ZM132 147V149H131ZM173 147V148H172ZM208 147V148H207ZM248 147V148H247ZM46 148V149H45ZM98 148V149H97ZM129 148V149H128ZM135 148V149H134ZM146 148V150H145ZM170 148V149H169ZM200 148V149H198ZM213 148V149H212ZM216 148V150H215ZM227 148V149H226ZM252 150H251V149ZM6 149V150H5ZM52 149V150H51ZM63 149V151H62ZM100 149V150H99ZM104 149V150H103ZM106 149V150H105ZM134 149V150H133ZM182 149V150H181ZM212 149V150H209ZM218 149V150H217ZM250 149V150H249ZM257 149V150H255ZM50 150V151H49ZM59 152H58V151ZM90 150V151H89ZM97 150V151H96ZM123 151V153L120 154V152ZM141 152H139V151ZM150 150V152L148 151ZM152 150V152H151ZM181 150V151H180ZM201 150V151H200ZM235 150V151H234ZM239 150V152H238ZM243 150V151H242ZM248 150V151H247ZM8 153H6V152ZM36 151V152H35ZM65 151V153H64ZM76 151V152H75ZM80 151V154H78ZM138 151V152H137ZM155 151V152H154ZM159 151V152H157ZM176 151V152H175ZM212 151V152H211ZM217 151V152H216ZM220 151V152H219ZM231 151V152H230ZM235 153H234V152ZM35 152V153H34ZM49 152V154H48ZM53 152V153H52ZM103 152V153H101ZM126 152V155L129 156V158H127L128 156L124 155ZM137 152V153H135ZM157 152V153H156ZM160 152H162L160 154ZM174 152V153H173ZM206 152V153H204ZM239 154H238V153ZM241 152V153H240ZM262 152V153H261ZM45 153V154H44ZM115 153V154H114ZM119 153V154H118ZM156 153V154H155ZM214 153V154H213ZM216 153V154H215ZM228 153V154H227ZM232 153H234L232 155ZM12 154V155H11ZM19 154V155H18ZM44 154V155H43ZM47 154V155H46ZM63 158H61L59 155ZM74 154V156L72 155ZM98 156H96V155ZM104 154V155H103ZM114 154V155H113ZM117 154V155H116ZM138 154V155H137ZM158 154V155H157ZM163 154V155H162ZM166 154H169L168 156ZM173 154V155H172ZM188 154V155H187ZM221 154V155H220ZM248 154V155H247ZM21 155V156H20ZM42 155V156H41ZM57 155V156H56ZM76 155V156H75ZM82 155V156H81ZM101 155V157H100ZM133 155V156H132ZM144 155V156H143ZM178 155V156H177ZM180 155V157H179ZM219 155V156H218ZM233 157H232V156ZM237 155V156H235ZM241 155V156H240ZM246 155V156H245ZM18 156V157H17ZM23 156V157H22ZM29 156V157H28ZM87 156H92V157H88L85 159V157ZM94 156V157H93ZM95 156L97 157V160L94 159ZM119 156V157H117ZM167 156V157H166ZM170 156V157H169ZM172 156H174L172 158ZM206 156V157H205ZM252 156V157H251ZM34 157V158H33ZM45 157V161H43V158ZM48 157V158H46ZM52 157V159H51ZM60 157V158H59ZM78 157V159H77ZM144 157V158H142ZM146 157V158H145ZM161 157L164 158L160 161ZM184 157V158H183ZM259 157V158H258ZM3 158V160H5ZM28 160H26V159ZM38 158V159H37ZM42 159V161L40 159ZM78 162H77V160ZM114 160H113V159ZM120 158V159H119ZM122 158V159H121ZM125 160H124V159ZM168 158H171L170 160ZM187 158V159H185ZM212 158V159H211ZM225 158V161L223 160ZM253 158V160H252ZM49 159V160H47ZM51 159V160H50ZM64 160L66 162L61 163V160ZM90 161H88V160ZM93 159V160H92ZM129 159V160H128ZM144 159V161H143ZM215 161H214V160ZM235 161L237 163V166H239V176L235 173L234 171L230 172V173H226L225 169L229 167L231 163V160ZM241 159L243 161H241ZM247 159V160H246ZM249 159V160H248ZM81 160V161H80ZM96 160V162H95ZM132 160V161H131ZM139 160V161H138ZM169 162V164H167V161ZM221 160V161H220ZM229 160V161H228ZM246 160V162H244ZM40 161V162H39ZM51 161V167L49 163L46 164L47 162ZM68 161V162H67ZM82 161H86V162H82ZM88 161V162H87ZM98 161V162H97ZM111 161V162H110ZM123 161H127L125 164ZM138 161V162H137ZM141 161V162H140ZM189 161V162H188ZM250 161V162H249ZM262 161V162H261ZM23 162V163H22ZM28 162V163H26ZM37 164H36V163ZM42 162V163H41ZM46 162V163H45ZM57 163L55 164V163ZM60 162V163H59ZM71 162V163H69ZM77 162V163H76ZM81 162V163H79ZM100 162V163H99ZM113 162V163H112ZM123 162V163H122ZM159 162V163H158ZM192 162V163H190ZM195 162V163H194ZM239 162V163H238ZM257 162V163H255ZM18 163V164H17ZM32 163V164H31ZM39 163V165H38ZM44 163L46 164L44 167ZM79 163V164H78ZM95 163V164H94ZM97 163H99V165L102 166L99 167V165H97ZM107 163V164H106ZM109 163V164H108ZM128 163V164H127ZM134 163V164H133ZM138 163V164H135ZM172 163V164H171ZM180 163V164H179ZM186 165H185V164ZM219 163V164H218ZM224 163V164H223ZM244 163V164H243ZM250 163V164H249ZM253 163V164H252ZM35 164V165H34ZM43 164V165H42ZM55 164V165H54ZM65 164L67 166H65ZM89 164V165H87ZM113 164V165H112ZM134 166H133V165ZM164 164V166H163ZM179 164V165H178ZM188 164V166H187ZM189 164L191 165V168L189 166ZM195 164V165H194ZM199 164V165H198ZM215 164V165H213ZM222 164V165H221ZM228 164V165H227ZM239 164V165H238ZM258 164V165H257ZM262 164V165H259ZM42 165V166H41ZM85 165V166H84ZM103 165H106L103 167ZM118 165V166H117ZM138 165L139 168H137L136 166ZM153 165V167H152ZM156 165V167H155ZM167 165V167H166ZM169 165V166H168ZM201 165V166H200ZM213 165V166H211ZM242 165H244L245 167H241ZM254 165V166H253ZM14 166V167H13ZM28 166V167H27ZM35 166V167H33ZM47 166V168L49 170H52L49 173V170L47 171V168L45 169V167ZM59 166V167H58ZM65 166V167H64ZM73 166V168L71 167ZM77 166V167H76ZM89 169H88V167ZM96 166V169L95 167ZM112 166V167H111ZM133 166V167H132ZM199 166V167H198ZM223 168H221V167ZM252 166V167H251ZM257 166V167H256ZM260 166V167H259ZM23 167V168H22ZM54 167V168H52ZM62 168L63 170L59 171V168ZM70 167V168H69ZM80 167V168H79ZM109 170H108V168ZM118 169H117V168ZM121 167V168H120ZM124 167V168H123ZM150 167V168H149ZM158 167V168H157ZM161 167V171L160 168ZM166 169H164V168ZM177 167V168H176ZM189 167V168H188ZM214 167V168H213ZM248 167L249 170L247 169ZM36 170L34 171L33 170ZM60 168V169H61ZM78 168V170H77ZM92 172L90 171L91 169H93ZM113 168V169H112ZM116 168V169H115ZM163 168V169H162ZM170 168V171H169ZM174 168V169H173ZM195 168V169H194ZM258 168V169H257ZM263 168V169H262ZM55 169V170H54ZM68 169V170H66ZM72 169H74V172H72ZM141 169V170H140ZM145 169V170H144ZM152 169V171H151ZM191 169V170H189ZM211 169V170H210ZM4 172H3V171ZM47 172H44V171ZM57 170V171H56ZM70 170V172H69ZM132 170V171H131ZM139 172H138V171ZM193 170V171H192ZM243 170V171H242ZM254 170V171H253ZM25 171V172H24ZM28 171V172H27ZM33 171V172H32ZM41 171V172H39ZM63 172L61 175L60 172ZM67 171V172H66ZM76 171V172H75ZM89 171V173H88ZM112 171V172H111ZM122 171V172H121ZM131 171V173H129ZM136 171V172H135ZM141 171V172H140ZM155 171V172H154ZM168 171V172H167ZM216 171V174L214 173ZM218 171V174H217ZM39 172V173H36ZM44 172V175H43ZM55 172V173H54ZM57 172V173H56ZM67 174H66V173ZM94 172V173H93ZM163 172V173H162ZM205 172V173H204ZM213 172V173H212ZM241 172V173H240ZM256 172V173H255ZM46 173V174H45ZM55 177H53L54 175ZM78 173V174H77ZM124 175H123V174ZM129 173V174H127ZM145 173V174H144ZM160 173V174H157ZM180 173V174H179ZM212 173V175H211ZM10 174V175H9ZM25 174V175H24ZM74 174V175H73ZM77 174V175H75ZM108 177H107V175ZM122 174V175H121ZM131 174V175H130ZM139 174V175H137ZM155 174V175H153ZM174 174V175H173ZM193 174V175H192ZM204 174V175H203ZM242 174V175H241ZM259 174V175H258ZM263 174V175H262ZM43 175V176H41ZM83 175V177H82ZM85 175V177H84ZM106 175V176H105ZM110 175V176H109ZM118 177H117V176ZM135 175V176H134ZM143 175V176H142ZM170 175V176H168ZM172 175V176H171ZM179 175V176H178ZM188 175V176H187ZM199 175V177L197 178V176ZM232 175V176H231ZM261 175V176H260ZM15 176H17V178H15ZM73 176V177H72ZM105 176V177H104ZM112 176V177H111ZM126 176V177H125ZM143 178H142V177ZM155 176V177H154ZM164 176V177H163ZM23 177V178H22ZM26 177V178H25ZM34 177V178H33ZM43 177V178H42ZM61 177V178H60ZM64 177V178H63ZM68 177V179H75L74 181H70L68 179H66ZM79 177V179H78ZM94 179H93V178ZM104 177V178H103ZM115 177V179H114ZM131 180H129L128 178ZM140 177V178H139ZM150 177V178H149ZM157 177V180H156ZM161 177V179H160ZM197 179H196V178ZM243 177V178H242ZM251 181L254 180V182L252 183ZM263 177V179H262ZM14 178H15V182L20 184V186L18 184H14ZM27 180L24 181L25 179ZM46 178V179H44ZM113 178V179H110ZM146 178V179H145ZM168 179L167 181H165V179ZM234 178V179H233ZM239 178V179H238ZM258 178V179H257ZM3 179V180H2ZM23 179V180H22ZM43 179V180H42ZM50 179V180H49ZM55 179V180H54ZM126 179V180H125ZM127 179L129 181H127ZM134 181H133V180ZM138 179V180H137ZM150 181V183L147 181ZM204 179V180H203ZM221 179V181H220ZM231 179V181H230ZM247 179V181H246ZM2 180V181H1ZM53 180V182H52ZM62 182H60V181ZM67 180V181H65ZM79 180V181H78ZM98 180H99V184H98ZM118 180V181H117ZM146 180V181H145ZM153 180V183H151ZM36 181V182H35ZM39 181V182H37ZM49 181V182H48ZM56 181V182H55ZM81 181V182H80ZM103 183H102V182ZM106 181V182H105ZM115 181H117L118 183H116ZM171 181V182H170ZM177 181V183H175ZM180 181V183H179ZM192 181V182H191ZM194 181V182H193ZM207 181V182H206ZM235 183H234V182ZM244 181V182H243ZM9 184V182H11L9 185L11 186H7L5 183ZM22 182H26L22 184ZM32 182V183H31ZM43 182V183H42ZM77 182V183H75ZM93 184H92V183ZM94 182H96L97 184H95ZM101 182V183H100ZM136 182V183H135ZM146 182V183H145ZM161 182V183H159ZM203 182V183H202ZM221 182V183H220ZM241 186H240V184ZM4 183V184H3ZM31 183V184H30ZM65 183V184H64ZM128 183V184H127ZM131 183H135L134 185ZM163 183V184H162ZM188 186H186L187 184ZM198 183V184H197ZM201 183V185L199 184ZM206 183V184H205ZM211 183V184H209ZM219 183V185H218ZM234 183V184H233ZM244 183V185H242ZM248 183V184H247ZM30 184V185H29ZM57 184V185H56ZM80 184H87L86 186H81ZM90 184V185H89ZM137 184L140 188V190H138L139 188L137 187ZM146 184V187H145ZM153 184V185H152ZM185 184V185H184ZM192 186H191V185ZM262 184V185H261ZM24 187H23V186ZM44 185V186H43ZM54 185V186H53ZM63 185V186H62ZM69 185V187H68ZM75 185V186H74ZM95 185V186H94ZM121 185V186H120ZM123 185V186H122ZM149 185V186H148ZM167 185L169 187H167ZM180 186H184V187H180ZM196 185V186H195ZM199 185V186H198ZM207 185V186H206ZM218 185V187H216ZM221 185V186H220ZM259 185V186H258ZM19 187L22 188L21 190L16 189L15 187ZM43 186V187H42ZM51 186V187H50ZM59 186V187H58ZM76 186H80L76 187ZM91 186V187H90ZM134 186V187H133ZM141 186V187H140ZM190 186V187H189ZM256 188H255V187ZM6 187V188H5ZM14 187V188H13ZM76 187V188H75ZM86 187V188H85ZM89 187L91 189H89ZM96 187V188H94ZM105 187V189H104ZM126 187V188H125ZM154 187V189H153ZM156 187V188H155ZM166 187V188H165ZM172 187V190L171 188ZM178 187V189H177ZM187 187V188H186ZM203 187V188H202ZM232 190H231V188ZM255 188V191L249 190L252 188ZM8 188V189H7ZM13 188V189H12ZM28 189V190H23V189ZM46 188V189H45ZM57 188V190H56ZM65 188V189H64ZM72 188V189H71ZM75 188V189H74ZM84 190H83V189ZM98 188V189H97ZM118 189L116 191H114L115 189ZM123 188V189H122ZM142 188V189H141ZM149 188V190H145V189ZM169 188V189H168ZM192 188V189H189ZM196 188V189H195ZM238 190H236V189ZM248 190L247 192L245 191ZM256 190V189H259ZM6 189V190H3ZM32 189V190H31ZM34 189V190H33ZM61 191H59V190ZM69 189V190H68ZM78 189V191H77ZM97 189V190H96ZM100 189V190H99ZM103 189V190H102ZM108 191H107V190ZM114 189V190H113ZM122 189V190H121ZM158 189V190H157ZM165 189V190H164ZM177 191H176V190ZM184 189V190H183ZM189 189V190H188ZM238 194V196L234 193L235 190ZM9 190V191H7ZM13 190V191H12ZM16 190V191H14ZM30 190V193H29ZM54 190V191H53ZM65 190V191H64ZM68 190V191H67ZM72 192H71V191ZM76 190V191H74ZM81 190V191H80ZM90 190V192H89ZM122 192H121V191ZM130 190V191H129ZM144 190V192L142 191ZM157 190V191H156ZM185 192V195L182 191ZM188 190V193H186ZM241 190L243 191V193H241ZM3 191V193H2ZM7 191V192H6ZM11 191L13 193H15V195L13 193H11ZM21 191V192H19ZM41 191H43L41 193ZM54 193H53V192ZM59 191V193L57 192ZM70 191V192H69ZM80 191V192H79ZM83 191V192H82ZM92 191V192H91ZM107 191V194L110 193L113 196H110L111 194L109 193L106 197V200H104L105 197V193ZM114 191V193H112ZM118 191V192H117ZM127 191V192H126ZM135 191V193L133 192ZM148 191H150V193H147ZM153 191H156L155 193ZM158 191H160L159 193H157ZM164 191V192H163ZM168 191H170L171 194L168 193ZM183 193L181 194V196H179V192ZM233 191V192H232ZM5 192L8 193V197H5ZM47 193L44 195V193ZM50 192V193H49ZM69 192V193H68ZM74 192H76L74 194ZM85 192V193H84ZM99 192V193H98ZM104 192V194L102 193ZM122 195H121V193ZM144 194H143V193ZM154 194H153V193ZM163 192V193H162ZM174 192V193H172ZM230 192V193H229ZM16 193H20L19 196ZM38 193V194H37ZM52 193V195H51ZM79 193V194H78ZM98 193V194H97ZM118 193V194H116ZM120 193V194H119ZM132 193V194H131ZM145 193H147L145 195ZM176 193V195H175ZM197 193V194H196ZM213 193H216L213 194ZM233 193V194H232ZM245 193V194H244ZM247 193V194H246ZM250 193V194H249ZM4 194V196L2 195ZM14 196V198L12 197V195ZM55 194V195H54ZM91 194V195H90ZM125 194V195H124ZM128 194V195H127ZM169 194V195H168ZM208 194V195H206ZM231 194L234 195L235 198L238 199H232L231 198ZM241 194V195H240ZM243 194V195H242ZM249 194V195H248ZM24 195V197L22 196ZM48 195V196H47ZM50 195V198H49ZM81 195H84L85 197H82ZM89 195V196H88ZM141 195V197H140ZM146 196L145 199L146 200H142V198H144L143 196ZM150 195V196H149ZM152 195V196H151ZM158 195V196H157ZM160 195V196H159ZM168 195V196H167ZM178 195V196H177ZM3 196V197H1ZM42 196V198H41ZM70 196V198H69ZM78 196V197H77ZM81 196V197H80ZM96 196V197H95ZM103 196V197H102ZM138 196V197H137ZM154 196V197H153ZM181 197V198H177V197ZM190 196V197H189ZM193 196V197H191ZM196 196V197H194ZM198 196L199 197L198 199ZM227 196V197H225ZM34 197V198H33ZM38 201H36L37 199ZM44 199V200H40L39 199ZM52 197V198H51ZM55 197V198H53ZM78 199H77V198ZM95 197V198H94ZM98 197H101L98 199ZM150 197V198H149ZM153 197V198H152ZM160 197V198H158ZM166 197V199H165ZM170 197V198H169ZM176 197V198H175ZM189 197V198H188ZM220 197V198H219ZM223 197L226 199H223ZM245 197V198H244ZM4 198V199H2ZM6 198L8 201V205L6 202ZM12 198V199H11ZM21 198V199H19ZM29 198V199H27ZM32 198V199H31ZM48 199H52L51 201L47 200ZM69 198V199H66ZM76 198V199H74ZM79 198L84 199L79 200ZM93 201H92V199ZM162 198V199H161ZM214 198L215 201H212ZM17 199V200H15ZM27 199V200H26ZM34 199V200H33ZM36 199V200H35ZM55 199V201L57 202V204L61 203L60 206H56L54 205V209L53 207V203L56 204V202L53 200ZM57 199H59V201L61 200V202H59ZM66 199V200H65ZM122 199V200H121ZM132 199V200H131ZM151 199V200H150ZM155 201H154V200ZM157 199H160V201L158 200L157 203ZM165 199V200H163ZM171 199V200H170ZM174 199V200H173ZM198 199V200H197ZM202 199V200H201ZM207 199V200H205ZM212 199V200H211ZM228 199V200H227ZM248 199V200H247ZM5 200V201H4ZM19 200V201H18ZM31 200V201H30ZM34 202H33V201ZM42 202H40V201ZM64 200L68 203H70L71 205H73V201H76L79 205H81L82 207H88V210H84V208L80 207L77 205V203L75 202L73 205V208L70 207V204H66V202H64ZM73 200V201H71ZM92 202H91V201ZM101 200V201H100ZM134 200V201H133ZM149 200V201H148ZM170 200V201H169ZM183 200V201H181ZM192 200V201H191ZM230 200V201H229ZM232 200V201H231ZM244 200V202L242 201ZM252 200V201H251ZM3 201V203H2ZM23 201V202H22ZM30 201V203H29ZM43 201L45 203H43ZM49 201L48 206H43L46 205ZM99 201V202H98ZM103 201V202H102ZM115 201V202H114ZM119 201V202H118ZM130 201V202H127ZM148 202V203H144V202ZM156 204H153L154 202ZM174 201V203H173ZM181 201V202H178ZM207 201V202H206ZM226 201V202H225ZM229 201V202H227ZM234 201V203H232ZM241 201L243 203H241ZM250 201V202H249ZM6 202V203H5ZM13 202H15V205L13 204ZM22 202V203H20ZM33 202V203H32ZM39 202V203H36ZM85 204H83V203ZM95 202V203H94ZM123 202V203H122ZM127 202V203H125ZM152 202V203H150ZM170 202V203H169ZM172 202V203H171ZM188 202V203H186ZM217 202V203H216ZM259 202V203H258ZM7 206H4L5 204ZM12 203V204H11ZM52 205H51V204ZM93 203V204H92ZM98 203V204H97ZM118 203V204H117ZM122 203V204H121ZM162 203V204H161ZM186 203V204H185ZM192 203V204H191ZM194 203V204H193ZM230 203V204H228ZM24 204V206H22ZM28 204V205H27ZM30 204H35L34 208L32 207V205ZM83 204V205H82ZM108 204V205H106ZM122 206H121V205ZM147 204V205H145ZM159 204V205H158ZM178 204V205H176ZM205 204V205H204ZM213 204V205H212ZM221 204L223 206H221ZM2 205V206H1ZM12 205V206H11ZM30 205V206H29ZM39 205V206H37ZM51 205V208L49 207ZM66 205V206H65ZM68 205V206H67ZM118 205V206H116ZM135 205V206H134ZM169 205V206H168ZM175 205V206H174ZM185 205V207H184ZM188 205V206H187ZM231 205V206H229ZM248 205V206H247ZM260 205V206H259ZM262 205V206H261ZM77 206L79 208H77ZM94 208H93V207ZM109 206V207H108ZM155 206V207H154ZM170 206H173L174 211H176L177 213L171 212L172 208ZM191 206V207H189ZM206 206V207H205ZM229 206V207H228ZM239 208H238V207ZM15 207V208H14ZM24 207V208H23ZM27 207V208H26ZM43 207V210L41 209ZM67 207V208H66ZM69 207L71 209H69ZM131 207V208H129ZM134 207V208H133ZM151 207V208H150ZM170 207V208H169ZM184 207V208H181ZM201 207V209H200ZM251 207V208H250ZM256 209H255V208ZM13 210V212L9 211V210ZM49 208V209H48ZM78 209L80 212L76 211V209ZM99 210H98V209ZM121 209V210H117ZM138 208V209H137ZM147 208V209H146ZM189 208V209H188ZM233 208V209H232ZM243 208V209H242ZM254 208V209H253ZM31 209V210H30ZM56 209V210H55ZM63 209V210H62ZM68 209V210H65ZM73 209V210H72ZM76 214L74 215L75 211ZM109 209V210H108ZM141 209V211H139ZM142 209L145 211V214L142 213ZM160 209V210H159ZM169 209L171 211H169ZM188 209V210H187ZM220 209V210H219ZM224 209V210H223ZM259 209V210H258ZM8 210V211H7ZM16 210V211H15ZM25 210V212H23ZM35 210V212H34ZM42 210V212H41ZM44 210L47 211L48 213L45 214ZM65 210V211H64ZM83 210V211H82ZM97 210V211H94ZM103 210V211H101ZM148 210V212H147ZM159 210V211H158ZM188 213H187V211ZM201 210V211H200ZM212 210V213H211ZM251 210V211H250ZM8 213H7V212ZM29 211V212H28ZM55 211V212H54ZM62 211V212H61ZM65 213H64V212ZM101 211V212H100ZM104 211H106L104 213ZM191 211V212H189ZM200 211V212H199ZM221 213H220V212ZM233 213H232V212ZM253 211V212H252ZM259 211V212H258ZM11 212V213H10ZM18 212V213H17ZM70 212V213H69ZM74 212V213H73ZM80 214H78V213ZM112 212V213H110ZM119 214H118V213ZM127 212V213H126ZM147 212V213H146ZM150 212V213H149ZM157 214H156V213ZM161 212V213H160ZM171 212V214H170ZM203 212V213H202ZM218 212V213H217ZM223 212V213H222ZM254 212L257 214H254ZM261 212V213H260ZM22 216H21V214ZM52 213V214H51ZM56 213V215H55ZM69 213V214H67ZM72 213V214H71ZM149 213V214H148ZM207 213V214H205ZM217 213V214H216ZM226 215H225V214ZM5 214V215H4ZM8 214V215H7ZM13 214V215H12ZM26 214V216H25ZM37 214V215H35ZM43 214V215H42ZM107 214V215H106ZM110 214V215H109ZM114 216H111V215ZM121 214V215H120ZM138 214V215H137ZM159 216L157 217L156 215ZM168 214L170 215V218L168 217ZM203 214V215H202ZM216 214V215H215ZM224 216H222V215ZM238 214V215H237ZM260 214V215H259ZM3 215V216H1ZM11 215V216H10ZM20 215V216H19ZM71 215V216H70ZM73 215V217H72ZM116 215V216H115ZM120 215V216H119ZM142 215V216H141ZM154 215V216H153ZM172 215V216H171ZM177 215V216H175ZM181 215V216H180ZM183 215V216H182ZM195 215V216H194ZM198 215V216H197ZM232 215V216H231ZM249 217H248V216ZM259 215V216H258ZM8 216V217H7ZM33 216V218H32ZM38 216V217H37ZM44 218H43V217ZM48 216V217H47ZM52 216H57L58 217V221H53ZM64 216V217H63ZM77 219H75L74 218ZM77 216V217H76ZM92 216V217H91ZM102 216V217H101ZM140 216V217H138ZM144 216V217H143ZM167 216V217H166ZM175 219H174V217ZM179 216V217H178ZM193 216L195 218H193ZM214 216V217H213ZM258 216V217H257ZM4 217V218H3ZM9 217L11 218V224L9 221ZM13 217V218H12ZM17 217V218H16ZM24 217V219H23ZM26 217V218H25ZM32 218V220L29 219ZM117 217V218H116ZM162 218L163 220L160 221L159 218ZM165 217V218H164ZM207 217V218H205ZM237 217V218H235ZM253 217L255 219H253ZM46 218V219H45ZM64 218V219H63ZM68 218H71L68 220ZM87 220H86V219ZM101 218V219H100ZM113 218V220H112ZM115 218V219H114ZM143 218V219H142ZM167 218V220H166ZM173 220H172V219ZM178 218V219H177ZM205 220H204V219ZM216 218V219H215ZM232 218V219H231ZM259 218V219H257ZM5 219V220H4ZM8 219V221H7ZM18 219V220H16ZM22 219V220H21ZM27 219V220H26ZM81 219V220H79ZM159 219V222H158ZM169 219V220H168ZM177 219V222H176ZM186 219V220H183ZM188 219V220H187ZM229 219V220H228ZM250 219V220H249ZM4 220V221H2ZM15 220V221H14ZM40 220V222H39ZM112 220V221H111ZM123 220V221H122ZM150 220V221H149ZM172 220V221H171ZM183 220V221H182ZM200 220V221H199ZM202 220V221H201ZM204 220V221H203ZM212 220V223H210ZM224 220V221H221ZM261 225H258L260 222ZM14 221V222H12ZM31 221V222H30ZM47 221V222H46ZM70 221V222H69ZM86 221V222H85ZM103 221V222H102ZM108 221V222H107ZM114 221V222H113ZM121 222L120 224L122 225L124 222H128L126 223V225H118V223L116 224V222ZM136 221V222H134ZM139 221V222H138ZM169 221V223H168ZM188 221V224L185 225V222ZM198 221V222H197ZM214 221V222H213ZM216 221V224H215ZM221 221V224L219 225ZM258 221V222H257ZM7 222V223H4ZM23 222V223H22ZM25 222V223H24ZM28 222V223H27ZM31 223V227L28 226ZM61 222V223H60ZM68 224H67V223ZM75 222V224H74ZM109 222L111 223V226L109 224ZM153 222V223H152ZM161 222V223H160ZM166 222V225H165ZM172 222V223H170ZM177 223V224H173ZM198 225H196V223ZM204 222V223H201ZM247 222V223H245ZM252 224H251V223ZM254 222V223H253ZM15 223V224H14ZM63 223V224H62ZM77 223V224H76ZM85 223V224H84ZM114 223V224H113ZM130 223V224H129ZM139 223L141 225H139ZM152 223V224H151ZM191 223V224H190ZM192 223H194L195 225H192ZM206 223V224H205ZM209 223V224H207ZM214 223V224H213ZM228 223V224H227ZM47 224V225H45ZM60 224V225H59ZM72 224V225H71ZM97 224V225H96ZM144 224V225H143ZM183 224L186 228V230H189V235L188 236V232L185 230V228L183 229ZM243 224V225H242ZM9 225V226H8ZM10 225L12 227H10ZM40 225V226H39ZM59 226V228L55 227V226ZM70 225V226H69ZM84 225V226H83ZM116 225V228H115ZM137 225H139L137 228ZM159 225V226H158ZM189 225V226H188ZM192 225V226H191ZM212 225V227H211ZM216 225V226H215ZM258 228H257V226ZM16 226V227H14ZM28 226V227H26ZM37 226V227H36ZM68 226V227H67ZM84 228H81V227ZM96 226V227H95ZM129 226V227H128ZM136 226V228L134 227ZM142 226V227H141ZM170 226V227H168ZM188 226V227H187ZM196 226V228L194 227ZM198 226V227H197ZM225 226V227H224ZM4 227V228H3ZM8 227V228H7ZM16 228L15 231L18 232L16 235L13 234L14 230H12V228ZM18 227V228H17ZM21 227V228H20ZM25 227V229H24ZM66 227V229H65ZM79 228L76 229L75 228ZM89 227V229L87 230V228ZM113 229H112V228ZM146 227V228H145ZM182 227V228H181ZM203 227V228H202ZM207 227V228H206ZM214 227V228H213ZM223 227V228H221ZM38 229V232L36 231ZM48 228V229H47ZM57 228V229H56ZM92 228V229H91ZM121 228H125L123 230H120ZM132 228V229H131ZM162 228V229H160ZM195 228V229H194ZM198 228H200L199 230H197ZM213 228V230L211 229ZM249 228V229H248ZM23 231H22V230ZM36 229V230H34ZM43 229V230H42ZM47 229V230H46ZM73 229V230H72ZM84 231H82V230ZM127 229V230H126ZM155 229V230H154ZM167 229V230H166ZM173 229V230H172ZM176 229L180 232H177ZM194 229V230H192ZM210 229V230H209ZM228 229V230H227ZM257 229V230H256ZM9 230L10 232H12V236L9 235ZM72 230V231H71ZM134 230V231H133ZM141 230V231H140ZM149 230V231H148ZM159 230V231H158ZM191 230V231H190ZM201 230V231H200ZM208 230V231H206ZM225 230V231H223ZM255 230V231H254ZM21 231V233H20ZM30 231V232H29ZM40 231V232H39ZM48 231V232H47ZM65 231V232H64ZM77 231V232H76ZM87 231V232H86ZM93 231V232H92ZM118 231H122L124 233H122L123 235L118 236L117 232ZM130 231V232H129ZM148 231V232H147ZM162 233H161V232ZM246 233H245V232ZM7 232H9L7 234ZM35 232V233H34ZM78 232H81L80 234H78ZM90 232V233H89ZM98 232V233H97ZM170 232V234H169ZM172 232V233H171ZM176 232V233H175ZM197 232V233H196ZM208 232V233H207ZM256 232V233H255ZM6 233V234H3ZM26 233V234H25ZM35 235H34V234ZM87 238L86 237V235ZM89 233V234H88ZM101 233H103V235H101ZM130 233V234H127ZM157 233V235H155ZM159 233V234H158ZM164 233V234H163ZM177 235L175 237V234ZM187 233V234H185ZM200 233V234H198ZM231 233V234H230ZM11 234V233H10ZM54 234V235H53ZM91 234L93 235L91 238ZM136 234V235H134ZM139 234H141V236H139ZM152 234V235H151ZM170 237H169V235ZM174 234V237H172V235ZM182 234L184 236H182ZM196 234V235H195ZM198 234V235H197ZM217 234V236H215ZM240 234V235H239ZM252 234V235H251ZM256 234V235H255ZM260 236H257V235ZM4 235V236H3ZM9 235V236H7ZM19 235V236H18ZM27 235V236H26ZM44 235V236H43ZM76 237H75V236ZM78 235V236H77ZM83 235V236H81ZM96 235V237H94ZM151 235V236H150ZM159 235V236H158ZM160 235L165 236V237H161L162 239H160ZM167 235V236H166ZM187 235V236H186ZM212 235V236H211ZM234 235V237H233ZM237 235V236H236ZM255 235V236H254ZM262 235V236H261ZM11 236V237H10ZM34 237V241H32V238ZM85 236V237H84ZM123 236V238L121 237ZM128 236L129 239H128ZM144 236V240L142 239ZM156 236V238L158 239V241L155 239H153ZM179 236V237H178ZM195 238H194V237ZM211 236V238H209ZM215 236V237H213ZM229 236V237H228ZM231 236V237H230ZM43 237V239L41 238ZM57 237V240H56ZM75 237V238H74ZM82 240H78L80 241V243H77L78 241H75L76 239H80ZM138 237V238H137ZM167 237L169 238L167 240ZM183 237V238H182ZM191 239H189V238ZM237 237V238H236ZM10 240H8V239ZM31 238V241H29V239ZM43 241H41V239ZM55 238V239H53ZM96 238V239H95ZM99 238V240H97ZM116 238V239H115ZM119 238V239H118ZM128 241H127V239ZM132 238V239H131ZM146 238V239H145ZM166 238V239H165ZM184 240H182V239ZM194 238V239H193ZM204 238V239H203ZM219 240H218V239ZM231 238V239H230ZM26 239V241H25ZM85 239V241H84ZM90 239V240H89ZM112 239V240H111ZM115 239V240H114ZM126 239V240H123ZM136 239H140L139 241H137ZM150 239V240H149ZM161 241H160V240ZM174 239H177V243L176 241H173ZM179 239V240H178ZM189 239V240H188ZM206 239V240H205ZM224 241H223V240ZM245 241H242V240ZM258 239V240H257ZM16 240V241H15ZM36 240V241H35ZM60 240V241H59ZM131 240V241H130ZM142 240L141 244L140 241ZM157 241V245L156 242ZM173 242H172V241ZM188 240V241H187ZM197 240V241H196ZM200 240V241H199ZM210 240V242L208 243V241ZM216 240V241H215ZM223 242H222V241ZM228 240V241H227ZM235 242H232V241ZM240 240V241H238ZM251 240V241H250ZM15 241V242H14ZM83 241L85 242L84 245ZM97 241H101V244L99 246V244L97 243ZM110 241H114L113 243L110 244ZM126 241V242H125ZM133 241H135L136 243H134ZM153 241V243L151 242ZM187 241V242H186ZM206 241V242H205ZM238 241V242H237ZM26 244H25V243ZM27 242H30L27 243ZM49 242V243H48ZM56 242V243H55ZM73 242V243H72ZM107 242V243H106ZM120 242H121V247H120ZM128 242V243H127ZM186 242V243H185ZM203 242V243H202ZM242 242V243H241ZM252 242H254L253 244H251ZM20 243V244H19ZM38 243V244H37ZM54 245L57 246V248H59L57 250V248L54 246V248H52ZM58 243V244H57ZM88 243V244H86ZM92 243V245H90ZM94 243V244H93ZM131 243V244H130ZM149 246L148 247V244ZM155 243V244H154ZM162 243V244H161ZM183 243L185 245H183ZM208 243V244H206ZM232 243V244H231ZM249 243V244H248ZM10 244L11 246L9 247ZM22 244V245H21ZM25 244V245H24ZM50 244V245H49ZM96 244V245H95ZM110 244V245H109ZM114 244V245H112ZM119 244V246L117 245ZM134 244L136 245L134 248ZM152 244V245H151ZM154 244V245H153ZM177 244V245H175ZM181 244V245H180ZM206 244V248L205 247ZM211 244V245H210ZM31 245L30 248H27ZM42 247V245L44 247L43 250H45L46 246L48 247L44 252L42 250L37 248L38 246ZM72 245V247H71ZM74 245V246H73ZM80 245V246H78ZM90 245V246H89ZM102 245H106V248L108 247V251L103 252V248ZM112 245V246H111ZM156 245V246H155ZM162 245V247L160 246ZM166 245V246H165ZM193 247H190V246ZM203 245V246H202ZM214 245V246H212ZM232 245V248L229 247ZM259 245V246H258ZM3 246V247H2ZM20 246V247H19ZM22 246V247H21ZM97 246L98 250L96 249ZM114 246V247H113ZM132 246V247H131ZM147 246V247H145ZM155 246V247H154ZM176 246V247H175ZM255 248H253V247ZM258 246V247H256ZM12 247V248H11ZM25 247L27 248L25 250ZM81 247V248H80ZM111 247V248H110ZM131 247V248H130ZM154 247V249L158 250L161 249V251L159 250V252L157 253L156 250H153L152 248ZM187 247V248H186ZM196 249H195V248ZM215 247V248H214ZM18 248H20L19 250H17ZM34 248V249H32ZM41 248V249H42ZM87 248V249H86ZM89 248V250H88ZM138 248V249H137ZM186 248V249H185ZM204 248V249H203ZM220 248V249H218ZM227 248V249H226ZM9 249V251H8ZM32 249V250H31ZM85 249V250H84ZM95 251H94V250ZM119 249V250H117ZM145 249H149L148 251L151 252V249L153 250L151 253H153L152 255L149 254V252L147 251V253L145 254ZM167 251H165V250ZM183 249V250H182ZM189 249V250H188ZM215 249V250H214ZM217 249V251H216ZM228 250V251H223V250ZM256 251H255V250ZM262 249V250H261ZM35 250V251H34ZM74 250V251H73ZM78 250V253H77ZM87 250V251H86ZM144 250V251H143ZM182 253H180V251ZM186 250V251H184ZM192 250V252H191ZM195 250L200 251V250H204L203 252L200 251L199 253L195 252ZM208 250V251H207ZM258 250V251H257ZM16 251V252H14ZM19 251V252H18ZM23 251V252H22ZM54 251V252H53ZM57 251V252H56ZM74 253H73V252ZM83 251V253L81 252ZM100 251V255L97 252ZM115 253H114V252ZM176 251V253H175ZM187 251L189 253H187ZM211 252V255L209 254ZM232 251L234 253H232ZM237 251V252H236ZM21 252V253H20ZM49 252V253H47ZM72 252V253H71ZM81 252V253H80ZM87 252V253H86ZM93 254H91V253ZM161 252L163 255H161ZM194 252V253H193ZM202 252V253H201ZM209 252V253H208ZM214 252V253H212ZM11 253L13 255H11ZM46 253V254H45ZM102 253H104L102 255ZM157 253V254H156ZM171 253V254H169ZM195 253H197L198 255H196ZM216 253V254H215ZM231 253V254H230ZM240 253V254H239ZM259 253V254H258ZM10 254V256L8 255ZM14 254L16 255L14 258ZM22 254V255H21ZM37 254V255H36ZM41 254V255H40ZM48 254V255H47ZM63 254V255H62ZM68 254V255H67ZM71 254V255H69ZM75 255L73 257V255ZM91 254V255H90ZM107 254V255H106ZM147 257H145L144 256ZM156 254V255H155ZM166 254V255H165ZM178 254V255H177ZM182 254V255H181ZM201 254L203 256H201ZM228 254V255H227ZM248 254V256H247ZM255 254V255H254ZM3 255V256H2ZM6 255V256H4ZM18 255V256H17ZM25 255V256H24ZM30 255V256H28ZM35 255L37 256V258H35ZM39 255V256H38ZM65 255V256H64ZM95 255V256H94ZM114 255V256H112ZM121 255V256H120ZM165 255V256H164ZM176 255L178 257H183V259L176 257ZM181 255V256H179ZM185 255V256H183ZM194 255V256H193ZM227 258H224L225 256ZM231 255V257H230ZM237 255V256H236ZM262 255V256H261ZM3 258H2V257ZM21 256V257H20ZM28 256V258H27ZM62 256V257H59ZM68 256V257H67ZM117 256V257H116ZM172 256V257H171ZM190 256V258H188ZM5 257V258H4ZM23 257V258H22ZM44 257V258H43ZM57 257V259H56ZM63 257L65 258L64 261H62ZM76 257H81V261L80 259L76 258ZM84 257V258H83ZM91 257V258H90ZM92 257H94L95 259H92ZM100 257V258H99ZM119 257V259H118ZM153 259H152V258ZM239 257V258H238ZM14 258V260L12 259ZM21 259V260H18ZM35 258V260H34ZM61 258V260H60ZM69 258H71L70 260H68ZM86 258V259H85ZM99 258V260H98ZM103 258V259H101ZM146 258V259H145ZM199 258V259H198ZM204 258V259H203ZM224 258V259H223ZM231 258V259H230ZM2 259V260H1ZM44 261H43V260ZM50 259V260H49ZM74 259V260H73ZM91 259V260H90ZM109 259V260H107ZM143 259V260H142ZM189 259V260H188ZM197 259V260H194ZM210 259V260H208ZM223 259V261H222ZM260 259V260H259ZM16 260V261H15ZM40 260V261H39ZM58 260V262H57ZM60 260V261H59ZM76 260V261H75ZM79 260V261H77ZM89 260V261H88ZM97 260V262H95ZM106 263H104V261ZM168 260V261H167ZM170 260V263H168ZM193 260V261H192ZM201 262H200V261ZM220 260V261H218ZM19 261V262H18ZM56 261V262H54ZM109 261V262H108ZM161 261V262H160ZM175 261V262H174ZM186 261V262H185ZM225 261V262H224ZM250 261V262H249ZM263 261V262H261ZM18 262V263H17ZM44 262V263H43ZM54 262V263H52ZM85 262V263H84ZM91 262V263H90ZM95 262V263H93ZM122 262V263H121ZM181 262V263H180ZM185 262V263H184ZM191 262V263H188ZM216 262V263H215ZM222 262V263H220ZM261 262V263H260ZM70 263V264H72ZM110 263V264H111ZM136 263V264H137Z\"/></svg>",
  "mask_w": 264,
  "mask_h": 264
},
{
  "label": "bare ground",
  "instance_id": "2",
  "mask_svg": "<svg viewBox=\"0 0 264 264\" xmlns=\"http://www.w3.org/2000/svg\"><path fill=\"white\" fill-rule=\"evenodd\" d=\"M20 1H22V2H23V1H27L26 4H30L31 2H33V4H35V7H38L39 10H41V11L44 13L43 16H44V18H45V24L43 25V27H44L43 29H44V31L46 32V34L43 33V34H44L43 36H39V35L37 34V35L39 36V38H38V43H41L40 45H43L42 42L44 41V39H45V37L48 35V33H50V31H52V30L58 32L59 38H61V39H64L67 35L71 36L72 33H74V36H76V38H74V39H78L77 37H78L81 33H87V32H88V29H87L86 26H84L82 23H83V22H88V20H91V19H92V18H91L92 16H90V13H91V12H89L90 10L88 9V6L92 7V9H95V8L99 7L100 11H102L100 17H96V16H95V17L93 18V20H92V21H94L95 26H96V27L98 28V30L100 31L99 34H101L100 37H97V38H99V39L97 40V42H99V44H100V43L103 44V43H105V41H107V39L109 38V36H110L111 34L113 35V34L115 33L114 26H113V27L110 26V25L108 24V21H107V20H109L108 18H111V17H110L109 14H107V12H105V10H104V3H105L106 1H108V0H69V1H70L69 3H62L61 5L53 6V7H52V6H51V7L48 6L47 8H46V7H45V8H42V7L44 6L45 3H48V2H52V3H53V2H58V0H0V25H3V24H4V25H7V28H8V26H9V27H14V28H16V29H17V28H20L19 23H18V22L20 21V19L18 20V19H16V18L13 16V13L16 11L18 5L20 4ZM142 1H143V0H142ZM153 1H154V0H153ZM204 1H205V0H204ZM209 1H210V0H209ZM212 1H213V0H212ZM214 1H215V0H214ZM67 2H68V1H67ZM154 2H155V1H154ZM154 2H153V3H154ZM224 2H225V1H224ZM229 2H230V1H229ZM234 2H236V1H234ZM245 2H246V0H245ZM248 2H249V1H248ZM262 2H263V1H262ZM111 3H112L115 7L118 6L120 9L124 10L125 12H128L131 16H134L139 10H141V13H142V11L144 12V10H143V6H142V5H144V4L141 2V0H111ZM150 3H151V2H150ZM157 3H158V2H157ZM162 3L164 4V2H162ZM176 3H177V2H176ZM200 3H201V2H200ZM250 3H251V2H249L248 4H250ZM26 4H24V5H26ZM33 4H32V5H33ZM167 4H168V3H167ZM172 4H173V2H172ZM206 4H207V3H206ZM224 4H225V3H224ZM235 4H236V3H235ZM246 4H247V3H246ZM262 4H263V3H262ZM21 5H22V4H21ZM152 5H153V4H152ZM152 5H150V6H152ZM154 5H155V4H154ZM211 5H212V4H211ZM219 5H220V4H219ZM226 5H227V4H226ZM226 5H225V6H226ZM232 5H234V4H232ZM240 5H241V4H240ZM162 6H163V5H162ZM162 6H161V7H162ZM164 6H165V5H164ZM172 6H173V5H172ZM187 6H188V5H187ZM227 6H228V5H227ZM235 6H236V5H235ZM241 6H242V5H241ZM241 6H240V7H241ZM248 6H249V5H248ZM258 6H259V5H258ZM258 6H256V7H258ZM263 6H264V4H263ZM27 7H29V5H26V8H27ZM31 7H32V6H31ZM106 7H107V6H106ZM156 7H159V6H156ZM168 7H169V6H168ZM168 7H167V8H168ZM190 7H191V6H190ZM202 7H203V6H202ZM237 7H238V6H237ZM237 7H236V8H237ZM246 7H247V6H246ZM246 7H245V8H246ZM253 7H254V6H253ZM261 7H262V6H261ZM5 8L8 9V10H6ZM72 8H73V10L75 11V12H74L75 14L72 13V11H71ZM159 8H160V7H159ZM171 8H172V7H171ZM199 8H200V6H199ZM241 8H242V7H241ZM251 8H252V7H251ZM263 8H264V7H263ZM27 9H28V8H27ZM36 9H37V8H36ZM160 9H161V8H160ZM195 9H196V8H195ZM195 9H194V10H195ZM203 9H204V8H203ZM206 9H207V8H206ZM256 9H258V8H256ZM3 10H4V12H2ZM34 10H35V8H34ZM37 10H38V9H37ZM127 10H128V11H127ZM165 10H166V8H165ZM199 10H201V9H199ZM199 10H198V11H199ZM220 10H221V9H220ZM223 10H224V9H223ZM228 10H230V9L228 8ZM234 10H235V9H234ZM254 10H255V9H254ZM109 11H110V10H109ZM166 11H167V10H166ZM170 11L172 12V10H170ZM221 11H222V10H221ZM225 11H226V10H225ZM257 11H258V10H257ZM259 11L261 12V8H260ZM28 12H29V11H28ZM57 12L62 16V18H58L56 15H54V14L57 13ZM159 12H160V11H159ZM180 12H181V11H180ZM192 12H193V11H192ZM199 12H200V11H199ZM202 12H203V11H202ZM202 12H201V13H202ZM215 12H216V11H215ZM215 12H213V13H215ZM223 12H224V11H223ZM251 12L253 13V10H251ZM254 12H255V11H254ZM260 12H259V13H260ZM145 13H146V12H145ZM165 13H166V12H165ZM204 13H205V12H204ZM209 13H210V12H209ZM263 13H264V12H263ZM125 14H126V13H125ZM137 14H138V13H137ZM142 14H143V13H142ZM153 14H154V13H153ZM191 14H192V13H191ZM210 14H211V13H210ZM216 14H217V12H216ZM231 14H232V13H231ZM256 14H257V13H256ZM261 14H262V12H261ZM261 14H258L259 17L262 16ZM21 15H22V14H21ZM23 15H24V14H23ZM35 15H36V14H35ZM40 15H41V14H40ZM70 15H73L74 17H71ZM95 15H97V14H95ZM112 15H113V14H112ZM122 15L125 16L124 14H122ZM186 15H187V14H186ZM204 15H205V14H204ZM211 15H212L213 17H212V16H209V15H207V16H209L210 18H211V17L214 18V15H213V14H211ZM218 15H219V13H218ZM244 15H245V14H244ZM246 15H247V14H246ZM248 15H249V13H248ZM248 15H247V16H248ZM250 15H251V14H250ZM250 15H249V16H250ZM258 15H257V16H258ZM38 16H39V15H38ZM64 16H65V17H64ZM148 16H149V15H148ZM160 16H161V15H160ZM171 16H172V15H171ZM216 16H217V15H216ZM225 16H226V15H225ZM239 16H240V15H239ZM239 16H238V17H239ZM249 16H248V17H249ZM251 16H252V15H251ZM33 17H34V16H33ZM63 17L65 18V21H64V22L62 21V20H63ZM165 17H166V16H165ZM227 17H228V16H227ZM240 17H241V16H240ZM240 17H239V18H240ZM259 17H258L259 21H260L261 19H263V18H261V17L259 18ZM263 17H264V15H263ZM66 18H68V19L70 18L71 20L67 21ZM155 18H156V17H155ZM159 18H160V17H159ZM172 18H173V17H172ZM188 18H190V17H188ZM202 18H203V17H202ZM207 18H208V17H207ZM216 18H217V22H218V19L221 18V17H216ZM223 18H224V15H223ZM15 19H16V20H15ZM21 19H22V18H21ZM23 19H24V18H23ZM23 19H22V20H23ZM227 19H228V18H227ZM230 19H231V18H230ZM230 19H229V20H230ZM233 19H234V18H233ZM236 19H237V18H236ZM249 19H250V18H249ZM249 19H248V20H249ZM253 19H257V17H256V18L253 17ZM24 20H25L24 22H23V21L20 22V25H23V27H24V29H25V27H26L25 24H26V23H29V20H26V19H24ZM104 20H105L106 22H105ZM149 20H150V19H149ZM182 20H183V19H182ZM184 20H185V19H184ZM197 20H199V19H197ZM197 20H196V21H197ZM219 20H220V19H219ZM221 20H222V19H221ZM242 20H243V18H242ZM242 20H240V21H241L240 23H243ZM35 21H36V20H35ZM111 21H112V20H111ZM119 21H120V20H119ZM178 21H179V20H178ZM189 21H190V20H189ZM192 21H193V23H194V18H193L190 22L192 23ZM196 21H195V22H196ZM213 21H214V20H213ZM226 21H227V20H226ZM234 21H236V20L234 19ZM234 21L232 20L231 22L234 23ZM36 22H37V21H36ZM112 22H113V21H112ZM114 22H115V21H114ZM168 22H169V21H168ZM186 22H187V21H186ZM199 22H200V21H199ZM211 22H212V21H211ZM217 22H215V23H217ZM220 22H222V21H220ZM229 22H230V21H229ZM231 22H230V23H231ZM245 22H246V21H245ZM245 22H244L243 24H241V26L244 25ZM249 22H250V21H249ZM252 22H253V21H251L250 23L253 24ZM254 22L256 23L257 21L254 20ZM263 22H264V20H263ZM263 22H262V23H263ZM68 23H69V25L67 26ZM94 23H93V24H94ZM106 23H107V24H106ZM123 23H124V22H123ZM169 23H170V22H169ZM177 23H178V22H177ZM177 23L175 22V26L172 24V25L174 26L173 28L176 27V24H177ZM193 23H192V24H193ZM204 23H205V22H204ZM225 23H227V22H225ZM235 23H236V25H239V24H240V23L237 24V22H235ZM235 23H234V24H235ZM257 23H258V22H257ZM91 24H92V23H91ZM118 24H119V23H118ZM144 24H145V23H144ZM144 24H143V26H145ZM197 24H198V22H197ZM200 24H201V23H200ZM200 24H199V26H200ZM205 24H206V23H205ZM223 24H224V23H223ZM251 24H250V27L252 26ZM27 25H28V24H27ZM30 25H31V24H30ZM88 25H89V23H88ZM124 25H125V24H124ZM140 25H141V24H140ZM146 25H147V24H146ZM168 25H169V24H168ZM170 25H171V24H170ZM186 25H187V24H186ZM195 25H196V23H195ZM225 25H226V24H225ZM231 25H232V23H231ZM247 25H248L247 27H249V24H248V23H247ZM256 25H257V24H255V25L253 24V27L256 26ZM260 25H262V24H260ZM33 26H34V24H33ZM150 26H151V25H150ZM193 26H194V25H193ZM196 26L199 28L198 25H196ZM202 26H203V24H202ZM214 26H215V24H214ZM232 26H234V25H232ZM239 26H240V25H239ZM244 26H245V25H244ZM34 27H37V25L34 26ZM64 27H65V28H64ZM127 27H128V26H127ZM159 27H160V26H159ZM161 27H162V26H161ZM200 27H201V26H200ZM215 27H216V29H217V25H216ZM224 27H225V26H223V30L225 29ZM235 27H236V26H235ZM235 27H234V30H235ZM257 27L259 28L260 26L258 25ZM29 28H30V27H29ZM125 28H126V27H125ZM129 28H130V27H129ZM140 28H141V27H140ZM142 28H143V27H142ZM149 28H151V27H149ZM154 28H155V27H154ZM169 28H170V29H169ZM171 28H172V26H171V27L168 26V29L170 30L169 32L173 31V30H171ZM176 28H177V27H176ZM183 28H185V26H184ZM192 28H193V27H192ZM198 28H197V30H198ZM201 28H202V27H201ZM207 28H208V26L206 27V29H207ZM211 28H212V27H210V30H211ZM220 28H221V26H220ZM220 28H219V29H220ZM229 28H230V27H229ZM232 28H233V27H231L230 29H232ZM236 28H239V27H236ZM241 28H243V27H241ZM20 29H21V28H20ZM143 29H144V28H143ZM147 29H148V27H147ZM208 29H209V28H208ZM219 29H218V30H219ZM248 29H249V28H248ZM262 29H263V28H262ZM0 30H1V29H0ZM17 30H18V29H17ZM122 30H123V29H122ZM124 30H125V29H124ZM161 30H162V29H161ZM163 30H165V29H163ZM199 30H200V28H199ZM210 30H209L208 34L210 33ZM218 30H217V32H218ZM223 30H222V31H223ZM226 30H227V31L229 30L228 27H227ZM240 30H241V29H240ZM243 30H244V29H243ZM243 30H242V31H243ZM258 30H259V29H258ZM19 31H20V30H19ZM19 31H17V32L19 33ZM39 31H40V30H39ZM41 31H43V30H41ZM91 31H93V30H91ZM120 31H121V30H120ZM212 31H214V33H213ZM220 31H221V30H220ZM224 31H225V30H224ZM224 31H223V32H224ZM227 31H225V32H227ZM244 31H245V30H244ZM6 32H7V31H6ZM17 32H16V33H17ZM32 32H33V31H32ZM35 32H36V31H35ZM113 32H114V33H113ZM121 32H122V31H121ZM134 32H135V31H134ZM134 32H131V33H133V35H134ZM145 32H146V31H145ZM145 32L143 31L144 34H146ZM157 32H158V31H157ZM157 32H156V33H157ZM163 32H164V31H163ZM177 32H178V31H177ZM195 32H196V31H195ZM211 32H212L213 34H216L214 27H213V30H211ZM225 32H224V33H225ZM232 32H233V31H232ZM0 33H2V32H0ZM4 33H5V32H4ZM16 33H15V34H16ZM125 33H126V32H125ZM131 33H129V34H131ZM137 33H139V32L137 31L136 34H137ZM205 33H207V32H205ZM233 33H235V31H234ZM237 33H239V31H237ZM240 33H241V31H240ZM261 33H263V32L260 31V34H261ZM39 34H40V33H39ZM90 34H91V33H90ZM122 34H123V33H122ZM136 34H135L134 36L131 35L130 37H132V36L135 37ZM141 34H142V32H141ZM149 34H150V30H149ZM149 34L147 33V35H149ZM152 34H153V33H152ZM158 34H159V32H158ZM163 34H164V33H163ZM172 34H173V33H172ZM217 34H219V35L222 34V35H223L222 32H221V33H217ZM225 34H227V33H225ZM225 34H224V36H225ZM4 35H5V34H4ZM45 35H46V36H45ZM56 35H57V34H56ZM138 35H139V34H137V37H136V38H138ZM150 35H151V34H150ZM175 35H176V34H175ZM177 35H178V33H177ZM180 35H181V34H180ZM186 35H187V34H186ZM198 35H200V33H199ZM206 35H207V34H206ZM219 35H218V36H219ZM235 35H236V33H235ZM235 35H233V36H235ZM0 36H1V34H0ZM20 36H21V35H20ZM91 36H92V35H91ZM126 36H127V35H126ZM194 36L196 37V34H194ZM239 36H240V35H239ZM257 36H258V35H257ZM257 36H256V37H257ZM260 36H261V35H260ZM52 37H55V35L52 36ZM93 37H94V36H93ZM110 37H111V36H110ZM128 37H129V35H128ZM152 37H153V36H152ZM198 37H199V36H198ZM203 37L205 38V34H204ZM210 37H213V36H211V33H210ZM210 37H209V38H210ZM214 37H215V36H214ZM228 37H229V35H228ZM247 37H248V36H247ZM247 37H246V39H247ZM251 37H252V35H250V38H251ZM263 37H264V35H262V37H260V38L262 39ZM10 38H11V37H10ZM14 38H15V37H14ZM66 38H67V37H66ZM142 38H144V36H143ZM147 38H148V37H147ZM150 38H151V37H150ZM161 38H162V36H161ZM161 38L159 37V39H161ZM169 38H170V37H169ZM176 38H178V37L176 36ZM182 38H183V37H182ZM188 38H189V37H188ZM193 38H194V37H193ZM201 38H202V37H201ZM201 38H200L199 40H201ZM216 38H217V37H216ZM218 38H219V37H218ZM222 38H223V37H222ZM225 38H227V37H225ZM230 38H231V37H230ZM230 38H229V39H230ZM233 38H234V37H233ZM233 38H232V39H233ZM235 38H236V36H235ZM238 38L240 39V37H238ZM250 38H248V39H250ZM253 38H254V37H253ZM257 38H259V37H257ZM257 38H255V40H256ZM32 39H33V38H32ZM61 39H59V40L61 41ZM110 39H111V38H110ZM117 39H119L118 36H114V37H113V43L116 42V41H118ZM122 39H123V38H122ZM132 39H134V38H132ZM145 39H146V38H145ZM153 39H154V37H153ZM153 39H152V40H153ZM180 39H181V38H180ZM195 39H196V38H195ZM197 39H198V38H197ZM206 39H207V37H206ZM211 39H212V38H211ZM229 39H228V40H229ZM241 39H242V36H241ZM243 39H244V38H243ZM248 39H247V40H248ZM261 39H260V40H261ZM52 40H53V39H52ZM57 40H58V39H57ZM115 40H116V41H115ZM120 40H121V39H120ZM136 40H137V39H136ZM136 40H134V41L136 42ZM150 40H151V39H149V41H150ZM154 40H155V39H154ZM154 40H153V41H154ZM161 40H162V39H161ZM161 40H158V43H159V41H161ZM167 40H168V39H167ZM181 40H182V39H181ZM186 40H188V39H186ZM207 40H209V39H207ZM212 40H215V39H212ZM216 40H217V39H216ZM236 40L238 41V39H236ZM247 40H246V41H247ZM250 40H251L250 42H252V38H251ZM260 40H259V41H260ZM263 40H264V39H262V41H263ZM4 41H5V40H4ZM8 41H9V39H8ZM16 41H17V40H16ZM33 41L36 42L35 40H33ZM63 41H64V40H63ZM74 41H75V40H74ZM86 41H87V40H86ZM86 41H85V42H86ZM138 41H139V40H138ZM138 41H137V42H138ZM153 41H152V42H153ZM155 41H157V40H155ZM155 41H154V43H155ZM193 41H194V40H193ZM197 41H198V40H197ZM210 41H211V40H209V43H210ZM226 41H227V40H226ZM241 41H242V40H241ZM34 42L31 41L30 44H29V47H33V46H35ZM47 42H48V41H47ZM47 42H46V44H47ZM77 42H78V41H77ZM79 42H80V41H79ZM124 42H125V41H124ZM137 42H136V43H137ZM144 42H146V40H145ZM147 42H148V41H147ZM164 42L166 43V41H164ZM164 42H162V43H164ZM191 42H192V41H191ZM204 42H205V40H204ZM206 42H207V41H206ZM213 42H214V41H213ZM215 42H216V41H215ZM215 42H214V43H215ZM233 42H234V41H233ZM235 42H236V41H235ZM244 42H245V41H244ZM260 42H261V41H260ZM14 43H15V41H14ZM19 43H20V42H19ZM23 43H24V42H23ZM50 43H51V42H50ZM67 43H68V40H67ZM89 43H91V44L93 43V44H94V40H93V41L91 40ZM116 43H117V42H116ZM122 43H123V42H122ZM127 43H128V42H127ZM139 43H140V42H138V44H139ZM142 43H143V42H142ZM148 43H149V42H148ZM148 43H147V44H148ZM150 43H151V41H150ZM158 43H157V44H158ZM160 43H161V42H160ZM160 43H159L158 45H160ZM162 43H161V45H162ZM165 43H164V45H165ZM167 43H168V42H167ZM201 43H203V42L201 41ZM209 43H208V44H209ZM216 43H217V42H216ZM216 43H215V44L212 43V46L217 45ZM224 43H225V42H224ZM236 43H237V42H236ZM15 44H16V43H15ZM46 44H45V47H49V46L52 47V45H48V46H47ZM59 44H60V43H59ZM62 44H63V43H62ZM81 44H82V43H81ZM84 44H86V43H84ZM91 44H90V45H91ZM145 44H146V43H145ZM181 44H182V43H181ZM181 44H180V45H181ZM204 44H206V43H204ZM208 44H207V46H208ZM210 44H211V43H210ZM248 44H249V43H248ZM251 44H252V43H251ZM263 44H264V43H263ZM40 45H39V46H40ZM55 45H56V44H55ZM87 45H88V43H87ZM90 45H89V47H90ZM124 45H126V44L124 43ZM139 45L141 46V43H140ZM148 45H149V44H148ZM150 45H152V44H150ZM154 45H155V44H154ZM158 45H156V47H158ZM161 45H160V46H161ZM164 45H163V46H164ZM167 45H170V44H167ZM173 45H174V44H173ZM241 45H242V44H241ZM243 45H244V44H243ZM243 45H242V48H243ZM252 45H253V44H252ZM252 45H251V46H252ZM1 46H2V45H1ZM36 46L38 47V45H36ZM61 46H62V45H61ZM64 46H66V45H64ZM68 46L72 49L71 46H73V45H72V44H71V45L68 44ZM74 46H75V45H74ZM91 46H92V47H90V48L92 49V48H93V45H91ZM94 46H95V44H94ZM112 46H113V45H112ZM160 46H159V47H160ZM177 46H178V45H177ZM177 46H176V47H177ZM181 46H182V45H181ZM181 46L178 47V49L181 48ZM205 46H206V45H204V48H205ZM232 46H233V44H232ZM235 46L237 47V45H235ZM37 47H36V48H37ZM55 47H56V46H55ZM75 47H76V46H75ZM87 47H88V46H87ZM96 47H97V46H95V48H96ZM115 47H116V46H115ZM152 47H153V46H152ZM159 47H158V50H159ZM167 47H168V46H167ZM174 47H175V46H174ZM174 47L172 46V48H174ZM176 47H175V48H176ZM182 47H183V46H182ZM208 47H209V49H210L211 46L209 45ZM229 47H230V45H229ZM236 47H234V48H236ZM239 47H240L239 49L242 50L241 46H239ZM245 47H246V46H245ZM245 47H244V48H245ZM248 47H250V46L248 45ZM254 47H256V46H253V48H254ZM259 47H260V46H259ZM261 47H262V46H261ZM261 47H260V48H261ZM22 48H23V47H22ZM40 48H41V47H40ZM40 48L38 47L37 49H40ZM42 48H43V47H42ZM52 48H53V47H52ZM65 48H66V47H65ZM70 48H69V51H70ZM83 48H85V47H83ZM95 48H93V49H95ZM97 48H98V47H97ZM113 48H114V47H113ZM122 48H123V46H122ZM160 48H161V47H160ZM164 48L166 49L165 46H164ZM168 48H169V47H168ZM184 48H185V47H184ZM190 48H191V47H190ZM211 48L214 49V47H211ZM231 48H232V47H230V49H229L228 51H230ZM244 48H243V49H244ZM262 48H263V47H262ZM262 48H261V50H262ZM15 49H16V48H15ZM45 49H46V48H45ZM56 49H57V48H56ZM74 49H75V48H74ZM76 49H77V48H76ZM91 49H90V50H91ZM145 49H146V48H145ZM148 49H149V46H148ZM165 49H164V51H165ZM192 49H193V48H192ZM232 49H233V48H232ZM247 49H248V48H247ZM256 49H257V48H256ZM18 50H19V49H18ZM18 50H17V51H18ZM21 50H22V49H21ZM34 50H36V49H34ZM50 50H51V49H50ZM86 50H87V48H86ZM130 50H131V49H130ZM151 50H152V49H151ZM176 50H177V48H176ZM182 50H183V49L181 48V51H182ZM203 50H204V49H203ZM251 50H253L252 47H251V49H250V53H251ZM37 51H38V50H37ZM54 51H55V50H54ZM66 51H67V50H66ZM71 51H72V50H71ZM71 51H70V52H71ZM101 51H102V50H101ZM110 51H111V50H110ZM127 51H128V50H127ZM155 51H156V50H155ZM164 51H162V52L164 53ZM204 51H205V50H204ZM216 51H217V50H216ZM216 51H215V52H216ZM245 51H247V50H245ZM258 51H259V50H258ZM33 52L35 53V51H33ZM94 52H95V51H94ZM94 52H93V53H94ZM135 52H136V51H135ZM156 52H157V51H156ZM176 52H177V54H178L179 51H178V50L175 51V49H170V48H169V50L166 51L165 53L168 54L169 57H171V61H172V58H174V57L176 56ZM184 52L187 53V52H188V49H187V51L185 50ZM212 52H214V51H212ZM212 52H211V53H212ZM240 52H241V51H240ZM253 52H254V51H253ZM261 52H262V51H261ZM261 52H260V54H262L264 51H263L262 53H261ZM16 53H17V52H16ZM21 53H23V51H21ZM21 53H20V54H21ZM24 53H25V52H24ZM39 53H40V50H39ZM67 53H68V52H67ZM71 53H72V52H71ZM74 53H75V52H74ZM74 53L71 55V57H72L73 55H77V54H78V52H76L77 54H74ZM82 53H83V51H82L80 54H82ZM91 53H92V51H91ZM98 53H99V51H98L96 54H98ZM112 53H113V52H112ZM118 53H119V52H118ZM125 53H126V52H125ZM129 53H130V52H127V54H129ZM201 53H202V52H201ZM227 53H228V52H227ZM227 53H226V55H228ZM229 53H230V52H229ZM242 53H243V52H241V54H242ZM257 53H258V52H256V54H257ZM20 54H19V55H20ZM48 54L50 55V53H48ZM83 54H84V53H83ZM100 54H101V53H100ZM100 54H99V55H100ZM104 54H105V53H104ZM115 54H116V53H115ZM153 54H154V53H153ZM191 54H193V52H191ZM241 54H240V55H241ZM260 54H259V55H260ZM263 54H264V53H263ZM263 54H262V55H263ZM19 55H18V57H19ZM23 55H24V54H22L21 57H23ZM26 55H27V54H26ZM34 55H36V54H34ZM34 55H33V57H35ZM60 55H61V53H60ZM78 55H79V54H78ZM99 55H98V56H99ZM108 55H109V54H108ZM131 55H132V54H131ZM137 55H138V54H137ZM161 55H163V54H161ZM161 55L159 54L158 57H161ZM164 55H165V54H164ZM187 55H188V54H187ZM187 55H186V56H187ZM226 55H225V57H226ZM246 55H247V54H246ZM251 55H254V53L251 54ZM251 55H250V57H251ZM259 55H257L258 58H260ZM262 55H260V56H262ZM27 56H28V55H27ZM37 56H38V55H37ZM57 56H58V55H56V57H57ZM112 56H114V55L112 54ZM117 56H118V57H117ZM148 56H149V55H148ZM194 56H195V55H194ZM219 56H220V55H219ZM242 56H243V54H242ZM14 57L17 58V55L14 56ZM24 57H25V55H24ZM24 57H23V59H24ZM54 57H55V55H54ZM67 57H69V56H67ZM74 57H75V56H74ZM77 57H78V56H76L75 58H77ZM109 57H110V56H109ZM138 57H139V56H138ZM162 57H163V56H162ZM165 57H166V56H164L162 59H159V58H158V60H161V61H159V62H162L163 59L168 58V57H166V58H165ZM176 57H178V56H176ZM191 57H192V55H191ZM211 57H212V56H211ZM227 57H228V56H227ZM262 57H264V56H262ZM6 58H7V57H4V59H6ZM10 58H11V57H10ZM27 58H28V57H27ZM45 58H46V57H45ZM45 58H43V59H45ZM50 58H51V55H50ZM50 58H49V59H50ZM65 58H66V57H65ZM87 58H88L89 61L91 60V62H92L93 59L89 58L87 55H84L83 57L80 56V58L76 59V62H77V64H78V68H80V70H83L82 73H81V71L79 70V71H80L79 73H81L80 75H78V76H79L78 79L80 80V82H81L84 78L88 79V77L94 75L95 72H96V70H95V71H90V70L87 69V65H88V61L86 60ZM92 58H94V57H92ZM106 58H107V56H106ZM116 58L119 60V58H121V56L119 57V54H118V55L116 54ZM124 58H125V57H124ZM139 58H140V57H139ZM145 58H146V57H145ZM152 58H153V57H152ZM188 58H189V57H188ZM199 58H200V57H199ZM208 58H209V57H208ZM219 58L222 59V58H224V56H223V57L220 56ZM253 58H254V57H253ZM0 59H1V58H0ZM4 59H3V60H4ZM7 59H8V58H7ZM7 59H6V60H7ZM11 59H12V58H11ZM58 59H59V58H58ZM62 59H63V58H62ZM66 59H67V58H66ZM73 59H74V58H73ZM104 59H105V58H104ZM110 59H111V58H110ZM113 59H114V58H113ZM178 59H179V57H178ZM212 59H213V57H212ZM221 59H220V60H221ZM225 59H226V58H225ZM228 59H229V57H228ZM251 59H252V58H251ZM256 59H257V58H256ZM263 59H264V58H263ZM263 59H261V61H262ZM15 60H16V59H15ZM15 60H14V61H15ZM17 60H18V58H17ZM20 60H21V59H20ZM47 60H48V59H47ZM51 60H52V59H51ZM51 60H50V61H51ZM55 60H57V58H56ZM69 60H72V59H69ZM74 60H75V59H74ZM74 60H73V61H74ZM114 60H115V59H114ZM121 60H122V59H121ZM167 60H168V59H167ZM191 60H192V59H191ZM197 60H198V59H197ZM200 60H201V59H200ZM217 60H218V59H217ZM223 60H224V59H223ZM257 60H258V59H257ZM259 60H260V59H259ZM0 61H1V60H0ZM28 61H29V60H28ZM41 61H43V60H41ZM45 61H46V60H45ZM61 61H62V60H61ZM151 61L153 62V60H151ZM187 61H188V60H187ZM227 61H228V60H226V62H227ZM248 61H249V60H248ZM250 61H251V60H250ZM253 61H254V60H253ZM253 61H252V62H253ZM9 62H10V61H9ZM23 62H24V61H23ZM25 62H26V61H25ZM33 62H34V60H33ZM53 62H55V61H53ZM59 62H60V61H59ZM67 62H68V61H67ZM91 62H90V63H91ZM94 62H95V60H94ZM163 62H164V61H163ZM163 62H162V63H163ZM169 62H170V61H169ZM172 62H173V61H172ZM176 62H177V61H176ZM176 62H174L175 65H176ZM208 62H210V61H208ZM226 62H225V64H226ZM259 62H260V61H259ZM12 63H13V62H12ZM40 63H43V62H40ZM47 63H48V62H47ZM55 63H57V62H55ZM62 63H63V61H62ZM65 63H66V62H65ZM97 63H99V62H97ZM108 63H109V61H108ZM108 63H107V64H108ZM120 63H122V62H120ZM125 63H127V62H125ZM129 63H131V62L129 61ZM167 63H168V61H167ZM174 63H173V64H174ZM188 63H189V61H188ZM261 63H262V62H261ZM1 64H2V63H1ZM1 64H0V65H1ZM27 64H28V63H27ZM27 64H26V65H27ZM43 64H44V63H43ZM69 64L72 65L73 63H70V62H69ZM95 64H96V63H95ZM101 64H102V62H101ZM122 64H123V63H122ZM127 64H128V63H127ZM157 64H158V63H157ZM168 64H169V63H168ZM173 64L171 63V66H173ZM183 64H184V63H183ZM190 64H191V63H190ZM223 64H224V63H223ZM228 64H229V63H228ZM228 64H227V65H228ZM251 64H252V63H251ZM259 64H260V63H259ZM262 64H263V66H264V63H262ZM23 65H24V64H23ZM35 65H36V64H35ZM37 65H38V64H37ZM41 65H42V64H41ZM45 65H46V64H45ZM59 65H61V64L58 63L57 67H59ZM62 65H63V64H62ZM67 65H68V63H67ZM71 65H70V66H71ZM117 65L119 66V64H116L115 67H116ZM124 65H125V64H124ZM124 65H122V67H124ZM130 65H131V64H130ZM163 65H165V64L163 63ZM163 65H161V66H163ZM175 65H174V66H175ZM8 66H9V65H8ZM10 66H11V65H10ZM46 66H47V65H46ZM73 66H74V65H73ZM76 66H77V65H76ZM89 66H90V65H88V67H89ZM91 66H92V65H91ZM93 66H94V65H93ZM102 66L106 67V66L104 65V63H103ZM109 66H111V65H109ZM112 66H113V65H112ZM112 66H111V67H112ZM149 66H150V65H149ZM174 66H173V67H174ZM179 66H180V65H179ZM179 66H178V68H179ZM255 66H256V63H255V65L253 64V67H255ZM261 66H262V65H259V67H261ZM263 66H262V67H263ZM43 67H44V66H43ZM60 67H61V66H60ZM95 67H96V65H95ZM100 67H101V66H100ZM113 67H114V66H113ZM120 67H121V65H120ZM122 67H121V68H122ZM173 67H171V68H173ZM191 67H194V66H191ZM205 67H206V66H205ZM213 67H214V66H213ZM222 67H223V66H222ZM256 67H257V66H256ZM256 67H255V68H256ZM262 67H261V68H262ZM1 68H2V67H1ZM10 68H11V67H10ZM36 68H37V66H36ZM65 68H66V64H65ZM89 68H90V67H89ZM102 68H103V67H102ZM102 68H101V69H102ZM109 68H110V67H109ZM109 68H108L107 70H105V72L108 71ZM121 68H120V69H121ZM167 68H168V66H167ZM175 68H176V67H175ZM206 68H207V67H206ZM5 69H6V68H5ZM44 69H45V68H44ZM44 69H43V71H44ZM51 69H53V67H52ZM68 69H69V67H68ZM72 69H74V68H72ZM72 69H71V70H72ZM75 69H76V67H75ZM86 69H87L88 71H87ZM103 69H105V68H103ZM117 69H119V68H117ZM120 69H119V70H120ZM126 69H127L128 72H130L129 69H128V67H126ZM149 69H150V68H149ZM196 69H197V68H196ZM203 69H204V68H203ZM221 69H222V68H221ZM229 69H230V68H229ZM235 69H236V68H235ZM256 69H258V67H257ZM8 70H9V69H8ZM10 70H11V69H10ZM40 70H41V69H40ZM47 70H48V69H47ZM54 70H55V69H54ZM63 70H64V69H63ZM71 70H70V71H71ZM76 70H77V69H76ZM84 70H85V71H84ZM110 70H112V68H111ZM110 70H109V72H110ZM119 70H117V71H119ZM122 70H123V69H122ZM122 70H121V71H122ZM143 70H144V69L140 70L141 73L138 72L137 75L142 74ZM173 70H174V69H173ZM173 70H172V71H173ZM176 70H177V69H176ZM212 70H213V69H212ZM212 70H211V71H212ZM223 70H224V69H223ZM227 70H228V69H227ZM13 71H14V70H13ZM41 71H42V70H41ZM43 71H42V72H43ZM45 71H46V69H45ZM56 71H58L57 68H56ZM59 71H61V68H60ZM99 71H100V70H99ZM112 71H113L112 73L115 72V70H112ZM138 71H139V70H138ZM160 71H161V70H160ZM165 71H166V70H165ZM169 71H170V70H169ZM174 71H175V70H174ZM192 71H193V70H192ZM206 71H210V69H209V70H206ZM206 71H205V73H206ZM224 71H225V70H224ZM19 72H21V71H19ZM67 72H69V71L67 70ZM76 72H78V71H75V73H76ZM103 72H104V71H103ZM122 72H124V71H122ZM125 72H126V70H125ZM128 72H126V74H125L126 76H128V74H129ZM133 72H134V71H133ZM136 72H137V71H136ZM167 72H168V71H167ZM170 72H171V71H170ZM170 72H168V73H170ZM188 72H189V71H188ZM196 72H197V71H196ZM196 72L194 71V73H196ZM200 72H203V71H200ZM212 72H214V71H212ZM217 72H218V71H217ZM227 72H228V71H227ZM231 72H232V71H231ZM241 72H242V71H240V75H241ZM12 73H14V72H12ZM23 73H24V71H23ZM23 73H22V74H23ZM49 73H52V72H49ZM49 73H47V74L49 75ZM54 73H56V72H54ZM107 73H108V72H107ZM107 73H106V74H107ZM112 73H111V74H112ZM115 73L117 74V72H115ZM115 73L113 74L114 76H112V77H114V78H115ZM118 73L120 74V71H119ZM160 73H161V72H160ZM214 73H215V72H214ZM225 73H226V72H225ZM232 73H233V72H232ZM235 73H236V72H235ZM0 74H1V73H0ZM35 74H37V73H35ZM39 74L43 77V75H44L45 73H44L43 75H42L41 73H39ZM106 74H104L105 76L102 74V75H103V78H105V77L108 75V74H107V75H106ZM119 74H117V75H119ZM145 74H146V73H145ZM174 74H175V73H174ZM174 74H173V75H174ZM190 74H191V73H189V75H190ZM192 74H193V73H192ZM192 74H191V75H192ZM5 75H6L5 77H7V81H9V83H10L11 85H13V84H12V81H10V80L12 79L11 75H9L7 72L5 73ZM33 75H34V74H33ZM33 75H32V76H33ZM40 75H39V76H40ZM57 75H58V74H57ZM57 75L54 77V79H52L54 82H55V79H57ZM67 75H68V74H67ZM69 75H71V74L69 73ZM69 75H68V77H69ZM98 75H99V74H98ZM117 75H116V76H117ZM121 75H123V73H121ZM121 75L119 76V79L116 78V79H113V80H120ZM143 75H144V74H143ZM143 75H142V76H143ZM162 75H163V74H162ZM175 75H176V74H175ZM180 75H183V74L181 73ZM180 75H179V76H180ZM198 75H201V73H199ZM198 75H197V76H198ZM212 75H213V74H212ZM236 75H237V74H236ZM238 75H239V74H238ZM39 76H38V78H39ZM53 76H54V75H53ZM71 76H72V75H71ZM76 76H77V74H76ZM129 76H130V75H129ZM129 76H128L127 78H129ZM163 76H164V75H163ZM166 76H168V74H167ZM166 76H165V78H166ZM0 77L4 78L3 75L0 76ZM13 77H15V76H13ZM24 77H25V76H24ZM42 77H41V79H44V80H45V77H46V76H45L44 78H42ZM62 77H63L62 74H59V75H58V79H59V80H61ZM136 77H137V76H136ZM139 77H140V76H138L137 78H139ZM192 77H193V76H192ZM205 77H206V76H205ZM207 77H208V76H207ZM17 78L24 79V78H22V76H21V77L18 76ZM30 78H31V77H30ZM38 78H37V80H38ZM52 78H53V77H52ZM106 78H107V77H106ZM108 78H110V76H108ZM149 78H150V77H149ZM161 78H162V77H161ZM176 78H178V77H176ZM190 78H191V77H190ZM198 78H199V77H198ZM202 78H204V77H202ZM216 78H217V77H216ZM222 78H223V77H222ZM0 79H1V78H0ZM76 79H77V78H76ZM100 79H101V77H100ZM100 79H99V80H100ZM179 79H180V78H179ZM231 79H232V78H231ZM247 79H248V78H247ZM13 80L17 82V80H15V78H14ZM24 80H25V79H24ZM37 80H36V81H37ZM99 80H98V81H99ZM103 80H104V79H102V81H103ZM134 80H136V79H134ZM159 80H160V79H159ZM204 80H205V79H204ZM222 80H223V79H222ZM238 80H239V79H238ZM250 80H251V79H250ZM1 81H3V80H1ZM7 81H6V82H7ZM36 81L34 82V83H35L34 85H36ZM41 81H42V80H41ZM88 81H89V80H88ZM106 81H107V79H106ZM106 81H103L101 84L105 83ZM146 81H147V80H146ZM163 81H164V77H163ZM211 81H212V80H211ZM37 82H39V81H37ZM61 82H62V81H61ZM78 82H79V81H78ZM80 82H79V83H80ZM95 82H96V81H95ZM164 82H165V81H164ZM221 82H222V81H221ZM245 82H246V81H245ZM0 83H1V82H0ZM43 83H45L44 86H45L46 84H50V85H51L50 82L46 83L45 81H44V82L42 81V84H43ZM72 83H73V82H72ZM93 83H94V82H93ZM93 83H91V84H93ZM109 83H111V81H110ZM109 83H108V84H109ZM118 83H119V82H118ZM120 83H121V82H120ZM134 83H135V82H134ZM145 83H146V82H145ZM159 83H161V82L159 81ZM224 83H225V82H224ZM228 83H230V82H228ZM231 83H232V82H231ZM248 83H249V82H248ZM37 84H38V83H37ZM42 84H41V85H42ZM63 84H64V83H63ZM67 84H68V83H67ZM73 84H74V83H73ZM108 84H107V86H108ZM116 84H117V82H116ZM122 84H123V83H122ZM122 84H121V85H122ZM142 84H143V83H142ZM150 84H151V83H150ZM166 84H167V83H165L164 85H166ZM194 84H195V83H194ZM1 85H2V84H1ZM1 85H0V86H1ZM16 85H17V84H16ZM16 85H15V86H16ZM22 85H23V84H22ZM22 85H21V87H22ZM25 85H26V83H25ZM31 85H32V84H31ZM34 85H33V86H34ZM83 85H84V83H83ZM109 85H110V84H109ZM111 85H112V84H111ZM111 85H110V86H111ZM118 85H119V84H118ZM168 85H169V84H168ZM223 85H224V84H223ZM242 85H243V84H242ZM15 86H12V87L15 88ZM27 86H28V84H27ZM51 86H53V85H51ZM68 86H69V85H68ZM87 86H88V85H87ZM89 86L91 87L90 84H89ZM112 86H113V85H112ZM112 86H111V87H112ZM114 86H115V85H114ZM119 86H120V85H119ZM186 86H187V85H186ZM190 86H191V85H190ZM198 86H201V85H198ZM220 86H221V85H220ZM240 86H241V85H240ZM247 86H248V84H247ZM25 87H26V86H25ZM25 87H24V88H25ZM38 87H40V86H38ZM53 87H54V86H53ZM62 87H63V86H62ZM80 87H81V86H80ZM83 87H84V86H83ZM192 87H193V86H192ZM233 87H234V86H233ZM236 87H237V86H236ZM243 87H244V86H243ZM0 88H1V87H0ZM55 88H56V87H55ZM63 88H64V87H63ZM65 88H67V86H66ZM65 88H64V89H65ZM68 88H69V87H68ZM68 88H67V89H68ZM143 88H144V87H143ZM174 88H175V87H174ZM182 88H183V86H182ZM182 88L179 87V89H182ZM184 88H185V87H184ZM184 88H183V89H184ZM190 88H191V87H190ZM194 88H196V86H195ZM194 88H193V90L196 91V89H194ZM239 88L242 89V87H239ZM249 88H250V87H249ZM2 89H3V87H2ZM38 89H39V88H38ZM43 89H44V88H43ZM57 89H58V88H57ZM86 89H87V88H86ZM86 89H84V90H86ZM113 89H114V88H113ZM148 89H150V88H148ZM185 89L189 90L187 87H186ZM198 89H199V88H198ZM4 90H5V89H4ZM4 90H3V91H4ZM50 90H51V89H50ZM52 90H53V88H52ZM55 90H56V89H55ZM74 90H76V88H75ZM101 90H102V89H101ZM101 90H99V91H101ZM108 90H109V89H108ZM176 90H177V89H176ZM176 90H175V91H176ZM25 91H26V90H25ZM64 91H65V90H64ZM69 91H70V89H69ZM76 91H78V90H76ZM130 91H131V90H130ZM172 91H173V90H172ZM190 91H191V90H190ZM190 91H189V92H190ZM195 91H194V92H195ZM230 91H231V87L225 89V93H227V92L229 93ZM233 91H234V89H233ZM4 92L6 93V91H4ZM52 92H53V91H52ZM58 92H59V91L57 90V95H58ZM112 92H113V91H111V93H112ZM178 92H179V91H178ZM192 92H193V91H192ZM197 92H198V91H197ZM209 92H210V91H209ZM0 93H1V92H0ZM5 93H4V94H5ZM60 93H61V92H60ZM60 93H59V94H60ZM64 93H65V92H63V94H64ZM70 93H71V91H70ZM87 93H88V92H87ZM107 93H110V92H107ZM114 93H117V92L114 91ZM129 93H130V92H129ZM165 93H166V92H165ZM54 94H55V93H54ZM54 94H52V93L49 92V94L44 98V103H43V105H45V108H47L48 105L50 104V102H52V100H54ZM65 94H66V93H65ZM68 94H69V93H68ZM84 94H85V93H84ZM94 94H95V93H94ZM125 94H126V92H125L123 95H125ZM131 94H132V93H131ZM133 94H134V93H133ZM135 94H136V93H135ZM135 94H134V95H135ZM137 94H138V93H137ZM139 94H140V93H139ZM139 94H138V95H139ZM172 94H175V92L172 93ZM251 94H253V93H251ZM2 95H3V94H2ZM57 95H56V96H57ZM60 95H61V94H60ZM70 95H71V94H70ZM74 95H75V94H74ZM95 95H96V94H95ZM98 95H99V94H98ZM118 95H119V96L121 95L120 92H119ZM118 95H117V97H118ZM141 95H142V94H141ZM179 95H181L180 92H179ZM217 95L219 96L220 94H217ZM249 95H250V94H249ZM19 96H20L21 98H20V100L17 101V102H22V103H23V101L26 99V94H25V93H24V94L22 93V94H19ZM19 96H18V97H19ZM27 96H28V95H27ZM35 96H36V95H35ZM78 96H79V91H78ZM102 96H104V95H102ZM102 96L100 95L99 97H101V99H104ZM105 96H106V95H105ZM107 96H108V95H107ZM113 96H114V95H113ZM115 96H116V94H115ZM115 96H114V97H115ZM139 96H140V95H139ZM139 96H137V97L134 98V99H139ZM195 96H196V95H195ZM218 96H217V98H218ZM231 96H233V95H231ZM243 96H244V95H243ZM245 96H246V95H245ZM253 96H254V95H253ZM72 97H73V96H72ZM80 97H81V96H80ZM130 97H131V96H130ZM132 97H133V96H132ZM134 97H135V96H134ZM141 97H142V96H141ZM146 97H148V95H147ZM179 97H180V96H179ZM179 97H177V93H176V98H175V99L173 98V99L175 100V102L178 101V98H179ZM192 97H193V96H192ZM206 97H207V96H206ZM206 97H205V98H206ZM226 97H227V96H226ZM233 97H234V99H235L236 101H240V98H239L238 96H237V97L233 96ZM59 98H60V96H59ZM74 98H75V97H74ZM126 98H127V97H126ZM143 98H145V97L143 96ZM181 98H182V97H180V99H181ZM219 98H220V97H219ZM253 98H254V97H253ZM253 98H252V99H253ZM256 98H257V97H256ZM259 98H261V97H259ZM32 99H33V98H32ZM36 99H37V98H36ZM77 99H78V98L76 97L75 100H77ZM90 99H91V98H90ZM90 99H89V101H92V100H90ZM105 99H106V98H105ZM118 99H119V98H118ZM153 99H154V97H153ZM176 99H177V100H176ZM183 99H184V98H183ZM188 99H189V98H188ZM192 99H193L192 102H194V98H192ZM192 99H191V100H192ZM232 99H233V98L228 97V98H224V99L221 101V110L224 111V112H223V115H219V111H218V109H216V112H217V114H218L220 120L222 121V123H223L224 125L227 126V128H226V130H225L224 133H225V136H227V139H228L230 142H234V141H235V140H234V139H235V136H236V135H239V136L242 135V134L244 133V131H245L244 129L246 128V127L244 126V124L246 123V120H245V118H244V116H243L244 114L242 115L241 105H234V102H233ZM249 99H250V98H249ZM249 99H248V100H249ZM39 100H40V98H39ZM65 100H66V99H65ZM67 100H68V99H67ZM67 100H66V101H67ZM107 100H108V99H107ZM111 100H115V99H111ZM111 100H110V101H111ZM124 100H125V99H124ZM128 100H131V99H128ZM242 100H243V99H242ZM2 101H3V100H2ZM10 101H12V100H10ZM10 101H9V102H10ZM33 101H34V100H33ZM35 101H38V100H35ZM35 101H34V102H35ZM78 101H81L80 98L78 99ZM89 101H87V102H89ZM116 101H117V98H116ZM120 101H121V100H120ZM120 101H119V102H120ZM122 101H123V100H122ZM147 101H148V100H147ZM147 101H146V102H147ZM165 101H166V100H165ZM198 101H199V100H198ZM198 101H197V102H198ZM9 102H8V103H9ZM31 102H32V100H31ZM41 102H43V101H41ZM81 102H82V101H81ZM105 102H106V101H105ZM129 102H131V101H129ZM129 102H128V104H129ZM132 102H134V101L132 100ZM163 102H164V101H163ZM173 102H174V101H173ZM178 102H179V101H178ZM188 102H189V101H188ZM205 102H206V101H205ZM218 102H219V101H218ZM3 103H4V102H3ZM32 103H33V102H32ZM32 103H31V104H32ZM52 103H53V102H52ZM66 103H67V102H66ZM92 103H93V101H92ZM114 103H115V102H114ZM140 103H142V102H140ZM149 103H150V102H149ZM149 103H148V105L156 104V107H157V106H158L157 103H159V102H157V103H154V102H153L152 104H149ZM160 103H161V102H160ZM160 103H159V104H160ZM176 103H177V102H176ZM194 103H195V102H194ZM261 103L264 104V101L261 100ZM11 104H12V103H11ZM35 104H36V103H35ZM54 104H56V101H54ZM144 104H145V103H144ZM205 104H206V103H205ZM24 105H25V104H24ZM66 105H67V104H66ZM84 105H85V104H84ZM86 105H87V104H86ZM86 105H85V106H86ZM106 105H108V104H106ZM126 105H127V103H126ZM129 105H131V104H129ZM129 105H128V106H129ZM133 105H134V104H133ZM133 105H131V106H133ZM148 105H147V106H148ZM180 105H181V104H180ZM252 105H253V104H252ZM33 106H34V105H33ZM33 106H32V107H33ZM78 106H79V105H78ZM90 106H91V105H90ZM111 106H112V105H111ZM111 106H110V107H111ZM159 106H160V105H159ZM192 106H193V105H192ZM4 107H5V106H4ZM4 107H3V110L6 112V110L4 109ZM53 107H54V106H53ZM82 107H83V106H82ZM106 107H109V106H106ZM142 107H144V105H143ZM145 107H146V106H145ZM149 107H150V106H149ZM149 107L147 108L148 110H150V109L152 108V107H150V109H149ZM156 107H155V105H154V108H156ZM162 107H164V106H162ZM177 107H178V106H176V109H178ZM179 107H180V106H179ZM253 107H254V106H253ZM253 107H252V108H253ZM16 108H17V107H16ZM39 108H40V107H39ZM57 108H58V107H57ZM69 108H70V107H69ZM90 108H91V107H90ZM90 108H89V109H90ZM94 108H95V107H93V109H91V110L94 111V110H95ZM115 108H116V107H115ZM194 108H195V106H194ZM242 108H243V107H242ZM23 109L26 110L24 107H23ZM27 109H28L27 111H29V108H28V107H27ZM49 109H51V111L49 110L50 113L53 112V108H52V107H50ZM55 109H56V108H55ZM60 109H61V108H60ZM74 109H75V108H74ZM79 109H83V110H84L85 107H84V108H81V105H80V108H79ZM113 109H114V108H113ZM125 109H128V108H125ZM125 109H124V111H125ZM201 109H202V108H201ZM201 109H199V110H201ZM205 109H206V108H205ZM244 109H246V108H244ZM257 109H258V108H257ZM0 110H1V109H0ZM66 110H67V109H64V108H63V109H61V111H60V113H61L62 115H64L65 117H66V115L69 116V112H68V110H67V111H66ZM148 110H147V111H148ZM156 110H157V109H156ZM212 110H213V109H212ZM8 111H9V110H8ZM54 111H56V110H54ZM57 111H59V110H57ZM70 111H71V110H70ZM72 111H73V110H72ZM92 111H91V112H92ZM121 111H122V110H121ZM180 111H181V110H180ZM213 111H214V110H213ZM253 111H254V110H253ZM256 111H257V110H256ZM261 111H262V110H261ZM9 112H10V111H9ZM11 112H12V111H11ZM11 112H10V113H11ZM25 112H26V111H25ZM45 112L47 113V110H45ZM45 112H44V113H45ZM84 112L87 113L86 111H84ZM119 112H120V111H119ZM156 112H157V111H156ZM175 112H176V111H175ZM175 112H173V113H175ZM177 112H179V111L177 110ZM211 112H212V111H211ZM247 112H248V111H247ZM13 113H15V112H13ZM117 113H118V111H117ZM209 113H210V112H209ZM212 113H213V112H212ZM212 113H211V114H212ZM26 114H28V113H26ZM92 114H93V113H92ZM142 114H143V113H142ZM157 114H158V113H157ZM249 114H251V113H249ZM19 115H20V114H19ZM21 115H22V114H21ZM40 115H43V114L41 113ZM72 115H73V114H72ZM76 115H77V114H76ZM80 115H81V114H80ZM104 115H105V114H104ZM174 115H175V114H174ZM179 115H180V114H179ZM202 115H203V114H202ZM22 116H24V115H22ZM38 116H39V115H38ZM38 116H37V117H38ZM82 116H84L83 113H82ZM119 116H120V115H119ZM141 116H142V115H141ZM152 116H153V115H152ZM208 116H209V115H208ZM208 116H207V117H208ZM40 117H41V116H39V118H40ZM52 117H53L52 115H48V116H46V117L43 116L42 128H43L44 126H46L45 129H48L47 126L51 124V121H52V120H54V118H52ZM76 117H77V116H76ZM116 117H117V116H116ZM121 117H122V116H121ZM136 117H137V116H136ZM94 118H95V117H94ZM98 118H99V119H97V118H95V119H96L97 122L99 123V121L101 120V117L98 116ZM159 118H160V117H159ZM210 118H211V117H210ZM0 119H3V118L1 117ZM10 119H11V118H10ZM10 119H9V120H10ZM12 119H13V118H12ZM55 119H56V118H55ZM80 119H82V118H80ZM116 119H117V118H116ZM140 119H142V117H141ZM154 119H156V118H154ZM161 119H163V118L161 117ZM213 119H214V117H213ZM6 120H7V119H6ZM83 120H84V119H83ZM83 120H82V121H83ZM89 120H90V119H89ZM91 120H92V119H91ZM96 120H95V122H96ZM206 120H207V118H206ZM206 120H205V121H206ZM11 121H12V120H11ZM27 121H28V120H27ZM82 121H80V122H82ZM117 121H118V120H117ZM117 121H116V122H117ZM119 121H120V119H119ZM140 121L142 122V120H140ZM152 121H153V120H152ZM7 122H8V120H7ZM22 122H23V120H22ZM52 122H53V121H52ZM106 122H107V121H106ZM106 122H102L101 124L105 125ZM189 122H190V121H189ZM189 122H188V124H189ZM207 122H208V121H207ZM211 122H212V121H211ZM214 122H215V121H214ZM17 123H18V122H17ZM20 123H21V121H20ZM20 123H19V125H21ZM26 123H27V122H26ZM55 123H56V122H55ZM61 123H62V122H61ZM66 123H67V121H66ZM82 123H83V122H82ZM98 123H97V124H98ZM108 123H109V122H108ZM121 123H122V122H121ZM148 123H149V122H148ZM182 123H183V122H182ZM220 123H221V122H220ZM263 123H264V122H263ZM12 124H14V123H12ZM24 124H25V123H24ZM80 124H81V123H80ZM140 124H142V123H140ZM161 124H162V122H161ZM210 124H211V123H210ZM256 124H257V123H256ZM19 125H18V126H19ZM27 125H28V124H27ZM33 125H34V124H33ZM33 125L31 124V127H32ZM76 125H79V124H76ZM116 125H117V124H116ZM143 125H145V124L143 123ZM186 125H187V124H186ZM197 125H199V123H198ZM202 125H203V123H202ZM204 125H205V124H204ZM246 125H247V124H246ZM257 125H260V123L257 124ZM261 125H262V124H261ZM2 126H3V125H2ZM6 126H8V125H6ZM13 126H14V125H13ZM25 126H26V124H25ZM34 126H35V125H34ZM51 126H52V125H51ZM71 126H72V125H71ZM127 126H128V125H127ZM137 126H138V125H137ZM229 126H230V128H229ZM21 127H23V126L21 125ZM55 127H56V125H55ZM59 127H60V126H59ZM59 127H58V128H59ZM66 127H67V126H66ZM76 127H77V126H76ZM81 127H82V126L80 125V129H79V127H78V129L81 130ZM87 127H88V126H87ZM87 127H86V128H87ZM103 127H104V126H103ZM103 127H101L100 124H99V125H97L95 128H92L91 130H89V131L86 133V136H87V134H88L87 137H88L89 142H94V143H97V144H104V143H109V142H110V137H111L110 133H111L112 130L110 131L109 128L105 129V128H103ZM112 127H113V126H112ZM114 127H115V125H114ZM131 127H133V126H131ZM139 127H140V126H139ZM148 127H149V126H148ZM168 127H169V126H168ZM170 127H171V125H170ZM170 127H169V128H170ZM177 127H178V125H177ZM259 127H261V126H259ZM6 128H7V127H6ZM17 128H18V127H17ZM37 128H38V127H37ZM39 128H40V127H39ZM69 128H70V127H69ZM122 128H124V127H122ZM127 128H129V126H128ZM127 128H126V129H127ZM144 128H145V126L143 127V129H144ZM146 128H147V127H146ZM257 128H258V126H257ZM7 129H8V128H7ZM82 129H85L84 126H83ZM111 129H114V128H111ZM165 129H166V128H165ZM193 129H194V128H193ZM209 129H210V128H209ZM246 129H247V128H246ZM249 129H250V128H249ZM249 129H248V130H249ZM260 129H261V128H260ZM262 129H263V127H262ZM36 130H37V129H36ZM54 130H55V128H54ZM69 130H72V129H69ZM69 130H68V131H69ZM114 130H116V129H114ZM155 130H156V129H155ZM171 130H172V129H171ZM178 130H179V127H178ZM257 130H258V129H257ZM1 131L3 132V129H2ZM52 131H53V130H52ZM75 131H76V129H75ZM129 131H130V128H129ZM129 131H128V132H129ZM144 131H145V129H144ZM144 131H143V132H144ZM182 131H183V130H182ZM246 131H247V130H246ZM12 132H13V131H12ZM24 132H25V131H24ZM53 132H54V131H53ZM57 132H58V131H57ZM65 132H67V131H65ZM69 132H70V131H69ZM69 132H67L66 135H67V134L69 135ZM116 132H117V131H116ZM125 132H126V131H125ZM125 132H124V133H125ZM157 132H158V131H157ZM157 132H156V133H157ZM202 132H203V131H202ZM202 132H201V133H202ZM253 132H254V131H253ZM21 133H22V132H21ZM32 133H34V132H31L30 135H31ZM40 133H41V132H40ZM77 133H78V132H77ZM77 133L74 134L76 140H78V139H77L78 136L80 137V132H79L78 134H77ZM124 133H123L122 137L124 136ZM144 133H145V132H144ZM198 133H199V132H198ZM221 133H222V131H221ZM221 133H220V134H221ZM26 134H27V132L25 133V135H26ZM28 134H29V133H28ZM53 134H54V133H53ZM111 134H112V133H111ZM119 134H121V133H119ZM127 134H128V133L126 132L125 135H127ZM178 134H179V133H178ZM187 134H188V133H187ZM194 134H196V133H194ZM204 134H205V133H204ZM4 135H6V134H4ZM19 135H20V134H19ZM19 135H18V133H17L18 138H19ZM37 135L39 136L38 133H37ZM37 135H36V138H37ZM82 135H84V134H82ZM112 135H113V134H112ZM134 135H135V134H134ZM183 135H184V134H183ZM185 135H186V133H185ZM260 135H263V133L260 134ZM0 136L3 137L2 134H1ZM7 136H8V135H7ZM22 136H23V135H22ZM22 136H20V137H22ZM70 136H72V135H70ZM117 136H118V135H117ZM120 136H121V135H120ZM127 136H128V135H127ZM137 136H138V135H137ZM175 136H177V135H175ZM61 137H62V140H63V135H62ZM61 137H59V139H61ZM67 137H68V136H67ZM83 137H84V136H83ZM118 137H119V136H118ZM131 137H132V136H131ZM135 137H136V135H135ZM141 137H142V136H141ZM143 137H147V135H145V136H143ZM183 137H184V136H183ZM262 137H263V136H262ZM12 138L15 139V137H12ZM26 138H27V137H26ZM69 138H70V137H69ZM124 138H126V136H125ZM124 138H123L122 140H124ZM133 138H134V137H133ZM189 138H190V137H189ZM191 138H192V136H191ZM224 138H225V137H224ZM242 138H243V137H242ZM245 138H246V137H245ZM251 138H254V137H251ZM16 139H17V138H16ZM29 139H30V138H29ZM33 139H34V137L32 138V140H33ZM48 139H49V138H48ZM50 139H52V137H51ZM73 139H74V138H73ZM80 139H81V138H80ZM83 139L85 140V138H83ZM152 139H153V138H152ZM183 139H184V138H183ZM236 139H237V138H236ZM246 139H247V138H246ZM246 139H244V141H246V144H247V143H248V142H247L248 140H246ZM256 139H257V138H256ZM7 140H9V139L7 138ZM7 140L4 139V140H2V141L5 142V143H6V142L9 143L10 140H9V141H7ZM21 140H22V139H21ZM24 140H25V139H24ZM38 140H39V139H38ZM38 140H37V141H38ZM52 140H53V139H52ZM54 140H56V139H54ZM122 140H121V141H122ZM131 140H133V139H131ZM135 140H136V139H135ZM138 140H139V139H138ZM144 140H145V139H144ZM167 140H168V139H167ZM204 140H205V139H204ZM249 140H250V138H249ZM252 140L254 141L255 139H252ZM34 141H36V139H34ZM37 141H36V142H37ZM42 141H43V138H42ZM80 141H81V140H79V142H80ZM147 141H148V140H147ZM175 141H176V140H175ZM182 141H184V140H182ZM196 141H197V140H196ZM205 141H206V140H205ZM260 141H261V139H260ZM0 142H1V141H0ZM17 142H19V141H17ZM58 142H60V141H58ZM58 142H52L51 146H53V147L58 146ZM73 142H76V141H73ZM81 142H82L83 145H84V141H81ZM128 142H129V141H128ZM133 142H134V141H133ZM135 142H136V141H135ZM140 142H141V140H140ZM152 142H153V141H152ZM164 142H165V141H164ZM168 142H169V141H168ZM191 142H192V141H191ZM15 143H16V142H15ZM30 143H31V141H30ZM43 143H44V142H43ZM85 143H86V142H85ZM110 143H111V142H110ZM118 143H121V142L119 141ZM118 143H117V144H114V145H119ZM176 143H177V142H176ZM192 143H193V142H192ZM206 143H207V142H206ZM211 143H212V142H211ZM238 143H239V142H238ZM257 143H258V142H257ZM3 144H4V143H3ZM6 144H7V143H6ZM34 144H35V143H34ZM36 144H37V143H36ZM40 144H41V143H40ZM40 144H39V145H40ZM49 144H50V143H49ZM68 144H69V143H68ZM71 144H72V143H71ZM73 144H74V143H73ZM73 144H72V145H73ZM75 144H77V143H75ZM125 144H126V143H125ZM137 144H138V143H137ZM145 144H147V143H145ZM161 144H162V143H161ZM166 144H167V143H166ZM189 144H190V143H189ZM193 144H194V143H193ZM197 144H198V143H197ZM208 144H209V143H208ZM236 144H237V143H236ZM262 144H263V143H262ZM10 145H11V144H10ZM12 145H13V144H12ZM31 145H32V144H31ZM39 145H38V146H39ZM77 145H78V144H77ZM79 145H80V144H79ZM85 145H86V144H85ZM87 145H88V143H87ZM140 145H141V144H140ZM194 145H195V144H194ZM209 145H210V144H209ZM214 145H215V143H214ZM234 145H235V144H234ZM234 145L232 144V146H234ZM247 145H248V144H247ZM4 146H5V145H4ZM14 146H16V145L14 144ZM18 146H19V145H18ZM33 146H34V145H33ZM33 146H32V147H33ZM36 146H37V145H36ZM40 146H41V145H40ZM42 146H44V145H42ZM68 146H69V145H68ZM73 146H74V145H73ZM91 146H92V145H91ZM96 146H97V145H96ZM101 146H102V145H101ZM105 146H106V145H105ZM110 146H111V145H110ZM122 146H123V145H122ZM137 146H138V145H137ZM159 146H160V150H161V148H162V150L165 148V149L163 150V152L167 149L166 147H164V148L161 147L162 145H160V144H159ZM164 146H166V145H164ZM212 146H213V145H212ZM218 146H219V145H218ZM241 146H242V145H241ZM250 146H252V145L250 144ZM1 147H2V146H1ZM9 147H10V146H9ZM9 147H8V148H9ZM19 147H20V146H19ZM24 147H25V146H24ZM76 147H77V146H76ZM82 147H83V146H82ZM84 147H86V146H84ZM93 147H94V146H93ZM111 147H112V146H111ZM135 147H136V146H135ZM178 147H180V146H178ZM216 147H217V146H216ZM229 147H230V146H229ZM260 147L262 148L261 145H260ZM10 148H12V147H10ZM20 148H21V147H20ZM25 148H26V147H25ZM34 148H35V147H34ZM37 148H38V147H37ZM46 148H47V147H46ZM46 148H45V149H46ZM65 148H66V147H65ZM69 148H71V149H70V151H71V150H72V147H69ZM109 148H110V147H109ZM122 148H123V147H122ZM172 148H173V147H172ZM207 148H208V147H207ZM247 148H248V147H247ZM97 149H98V148H97ZM128 149H129V148H128ZM131 149H132V147H131ZM134 149H135V148H134ZM134 149H133V150H134ZM169 149H170V148H169ZM198 149H200V148H198ZM212 149H213V148H212ZM212 149H209V150H212ZM226 149H227V148H226ZM250 149H251V148H250ZM250 149H249V150H250ZM0 150H1V149H0ZM5 150H6V149H5ZM51 150H52V149H51ZM99 150H100V149H99ZM103 150H104V149H103ZM105 150H106V149H105ZM145 150H146V148H145ZM167 150H168V149H167ZM181 150H182V149H181ZM181 150H180V151H181ZM215 150H216V148H215ZM217 150H218V149H217ZM251 150H252V149H251ZM255 150H257V149H255ZM49 151H50V150H49ZM57 151H58V150H57ZM62 151H63V149H62ZM89 151H90V150H89ZM96 151H97V150H96ZM118 151H119V150H118ZM138 151H139V150H138ZM138 151H137V152H138ZM141 151H142V150H141ZM141 151H139V152H141ZM148 151L150 152V150H148ZM200 151H201V150H200ZM234 151H235V150H234ZM234 151H233V152H234ZM242 151H243V150H242ZM247 151H248V150H247ZM263 151H264V150H263ZM5 152H6V151H5ZM35 152H36V151H35ZM35 152H34V153H35ZM58 152H59V151H58ZM75 152H76V151H75ZM119 152H120V151H119ZM137 152H135V153H137ZM142 152H143V151H142ZM151 152H152V150H151ZM154 152H155V151H154ZM157 152H159V151H157ZM157 152H156V153H157ZM166 152H167V151H166ZM166 152H164V153H166ZM175 152H176V151H175ZM211 152H212V151H211ZM216 152H217V151H216ZM219 152H220V151H219ZM230 152H231V151H230ZM238 152H239V150H238ZM238 152H237V153H238ZM6 153H8V152H6ZM52 153H53V152H52ZM64 153H65V151H64ZM101 153H103V152H101ZM121 153H123V151L120 152V154H121ZM156 153H155V154H156ZM161 153H162V152H160V154H161ZM173 153H174V152H173ZM204 153H206V152H204ZM234 153H235V152H234ZM234 153H232V155H233ZM240 153H241V152H240ZM261 153H262V152H261ZM44 154H45V153H44ZM44 154H43V155H44ZM48 154H49V152H48ZM78 154H80V151H79ZM114 154H115V153H114ZM114 154H113V155H114ZM118 154H119V153H118ZM213 154H214V153H213ZM215 154H216V153H215ZM227 154H228V153H227ZM238 154H239V153H238ZM2 155H3V154H1L0 156H2ZM11 155H12V154H11ZM18 155H19V154H18ZM46 155H47V154H46ZM58 155H59V154H58ZM72 155L74 156V154H72ZM95 155H96V154H95ZM103 155H104V154H103ZM116 155H117V154H116ZM124 155H126V152H125ZM137 155H138V154H137ZM157 155H158V154H157ZM162 155H163V154H162ZM166 155L168 156L169 154H166ZM172 155H173V154H172ZM187 155H188V154H187ZM220 155H221V154H220ZM232 155H231V156H232ZM247 155H248V154H247ZM5 156H6V155H4V157H5ZM20 156H21V155H20ZM41 156H42V155H41ZM56 156H57V155H56ZM59 156H60V155H59ZM75 156H76V155H75ZM81 156H82V155H81ZM96 156H97V155H96ZM96 156H95L94 159L97 160V157H98L99 155H98L97 157H96ZM126 156H128V155H126ZM132 156H133V155H132ZM143 156H144V155H143ZM167 156H166V157H167ZM177 156H178V155H177ZM218 156H219V155H218ZM235 156H237V155H235ZM240 156H241V155H240ZM245 156H246V155H245ZM4 157H3V158H4ZM17 157H18V156H17ZM22 157H23V156H22ZM28 157H29V156H28ZM60 157H61V156H60ZM60 157H59V158H60ZM88 157L90 158V157H92V156H87V157H85L84 160H86V158H88ZM93 157H94V156H93ZM100 157H101V155H100ZM117 157H119V156H117ZM169 157H170V156H169ZM173 157H174V156H172V158H173ZM179 157H180V155H179ZM205 157H206V156H205ZM232 157H233V156H232ZM251 157H252V156H251ZM3 158L0 160V167L3 165L2 168L14 171V170L12 169V165H14L17 161H15L13 158H11V159H5V158H6V157H5V158H4L5 160H3ZM33 158H34V157H33ZM46 158H48V157H46ZM61 158H63V157H61ZM127 158H129V156H128ZM142 158H144V157H142ZM145 158H146V157H145ZM158 158H159V157H158ZM174 158H175V157H174ZM183 158H184V157H183ZM258 158H259V157H258ZM25 159H26V158H25ZM37 159H38V158H37ZM39 159H40V158H39ZM51 159H52V157H51ZM51 159H50V160H51ZM53 159H54V158H53ZM53 159H52V160H53ZM75 159H76V158H75ZM77 159H78V157H77ZM77 159H76V160H77ZM112 159H113V158H112ZM114 159H115V158H114ZM114 159H113V160H114ZM119 159H120V158H119ZM121 159H122V158H121ZM123 159H124V158H123ZM159 159H160V158H159ZM162 159H164V158L161 157L160 161H161ZM168 159L170 160L171 158H168ZM185 159H187V158H185ZM211 159H212V158H211ZM26 160H27V159H26ZM40 160L42 161V159H40ZM47 160H49V159H47ZM54 160H55V159H54ZM60 160H61V159H60ZM87 160H88V159H87ZM92 160H93V159H92ZM96 160H95V162H96ZM115 160H116V159H115ZM124 160H125V159H124ZM128 160H129V159H128ZM213 160H214V159H213ZM223 160L225 161V158H224ZM230 160H231V159H230ZM232 160H233V159H232ZM232 160H231V163H228V164H230V165H229L228 168L225 169V172H226V173H230V172L234 171L233 174L236 173V174L239 176V175H240V174H239V168H240L239 166H240V165L238 164L239 166H237V163H236L235 161H232ZM246 160H247V159H246ZM246 160H245L244 162H246ZM248 160H249V159H248ZM252 160H253V158H252ZM27 161H28V160H27ZM43 161H45V157L43 158ZM62 161H63V162H66L65 159H64V160H61L60 162L63 163ZM80 161H81V160H80ZM88 161H90V160H88ZM88 161H87V162H88ZM131 161H132V160H131ZM138 161H139V160H138ZM138 161H137V162H138ZM143 161H144V159H143ZM166 161H167V160H166ZM170 161H171V160H170ZM170 161H169V162H170ZM214 161H215V160H214ZM220 161H221V160H220ZM228 161H229V160H228ZM241 161H243V160L241 159ZM39 162H40V161H39ZM60 162H59V163H60ZM67 162H68V161H67ZM77 162H78V160H77ZM77 162H76V163H77ZM82 162L84 163V162H86V161H82ZM97 162H98V161H97ZM110 162H111V161H110ZM123 162H124V164H125L127 161H126V162L123 161ZM123 162H122V163H123ZM140 162H141V161H140ZM169 162L167 161V164H169ZM188 162H189V161H188ZM249 162H250V161H249ZM261 162H262V161H261ZM22 163H23V162H22ZM26 163H28V162H26ZM35 163H36V162H35ZM41 163H42V162H41ZM45 163H46V162H45ZM45 163H44V165L42 164L43 167H44L46 164H48L49 161H48L46 164H45ZM50 163H51V161H50ZM50 163H49L50 166H48V167H51V164H52V163H51V164H50ZM54 163H55V162H54ZM56 163H57V162H56ZM56 163H55V164H56ZM69 163H71V162H69ZM79 163H81V162H79ZM79 163H78V164H79ZM99 163H100V162H99ZM99 163H97V165H99ZM112 163H113V162H112ZM158 163H159V162H158ZM190 163H192V162H190ZM194 163H195V162H194ZM238 163H239V162H238ZM255 163H257V162H255ZM17 164H18V163H17ZM31 164H32V163H31ZM36 164H37V163H36ZM55 164H54V165H55ZM84 164H85V163H84ZM94 164H95V163H94ZM102 164H103V163H102ZM102 164L99 165V167L102 166ZM106 164H107V163H106ZM108 164H109V163H108ZM127 164H128V163H127ZM133 164H134V163H133ZM133 164H132V165H133ZM135 164H138V163H135ZM171 164H172V163H171ZM179 164H180V163H179ZM179 164H178V165H179ZM184 164H185V163H184ZM218 164H219V163H218ZM223 164H224V163H223ZM228 164H227V165H228ZM243 164H244V163H243ZM249 164H250V163H249ZM252 164H253V163H252ZM34 165H35V164H34ZM38 165H39V163H38ZM42 165H41V166H42ZM57 165H58V163H57ZM87 165H89V164H87ZM112 165H113V164H112ZM138 165H139V164H138ZM138 165L136 166L137 168H139ZM185 165H186V164H185ZM194 165H195V164H194ZM198 165H199V164H198ZM213 165H215V164H213ZM213 165H211V166H213ZM221 165H222V164H221ZM257 165H258V164H257ZM259 165H262V164H259ZM65 166H67V165L65 164ZM65 166H64V167H65ZM84 166H85V165H84ZM89 166H90V165H89ZM104 166H105V168H106V165H103V167H104ZM117 166H118V165H117ZM133 166H134V165H133ZM133 166H132V167H133ZM163 166H164V164H163ZM168 166H169V165H168ZM187 166H188V164H187ZM189 166H190V168H191V165H190V164H189ZM200 166H201V165H200ZM253 166H254V165H253ZM13 167H14V166H13ZM27 167H28V166H27ZM33 167H35V166H33ZM58 167H59V166H58ZM71 167L73 168V166H71ZM76 167H77V166H76ZM87 167H88V166H87ZM94 167H95V169H96V166H94ZM111 167H112V166H111ZM152 167H153V165H152ZM155 167H156V165H155ZM166 167H167V165H166ZM198 167H199V166H198ZM220 167H221V166H220ZM241 167L243 168V167H245V166L242 165ZM251 167H252V166H251ZM256 167H257V166H256ZM259 167H260V166H259ZM18 168H19V169L15 170L14 172H10V173H11L12 175L20 174V172H21V167H18ZM22 168H23V167H22ZM46 168H47V166L45 167V169H46ZM52 168H54V167H52ZM60 168H61V167H60ZM60 168H59V171H60V170H63L62 168H61V169H60ZM69 168H70V167H69ZM79 168H80V167H79ZM107 168H108V167H107ZM116 168H117V167H116ZM116 168H115V169H116ZM120 168H121V167H120ZM123 168H124V167H123ZM149 168H150V167H149ZM157 168H158V167H157ZM163 168H164V167H163ZM163 168H162V169H163ZM167 168H168V167H167ZM176 168H177V167H176ZM188 168H189V167H188ZM213 168H214V167H213ZM221 168H223V167H221ZM249 168H250V167H248L247 169L249 170ZM88 169H89V167H88ZM112 169H113V168H112ZM117 169H118V168H117ZM159 169H160V171H161V167H160ZM164 169H166V168H164ZM173 169H174V168H173ZM191 169H192V168H191ZM191 169H189V170H191ZM194 169H195V168H194ZM257 169H258V168H257ZM262 169H263V168H262ZM33 170H34V168H33ZM48 170H49V169L47 168V171H48ZM54 170H55V169H54ZM66 170H68V169H66ZM77 170H78V168H77ZM92 170H94V168L91 169L90 171L92 172ZM108 170H109V168H108ZM140 170H141V169H140ZM144 170H145V169H144ZM210 170H211V169H210ZM2 171H3V170H2ZM34 171H36V170H34ZM47 171L45 170L44 172H47ZM51 171H52V170H49V173H50ZM56 171H57V170H56ZM131 171H132V170H131ZM131 171H130L129 173H131ZM137 171H138V170H137ZM151 171H152V169H151ZM169 171H170V168H169ZM192 171H193V170H192ZM242 171H243V170H242ZM249 171H250V170H249ZM253 171H254V170H253ZM0 172H1V171H0ZM3 172H4V171H3ZM7 172H8V171H7ZM7 172L5 171L6 175H5V174H0V175H1V176L3 175V176H6V177H7V176H8V175H7V174H8ZM24 172H25V171H24ZM27 172H28V171H27ZM32 172H33V171H32ZM39 172H41V171H39ZM39 172H36V173H39ZM44 172H43V175H44ZM66 172H67V171H66ZM66 172H65V173H66ZM69 172H70V170H69ZM72 172H74V169H72ZM75 172H76V171H75ZM111 172H112V171H111ZM121 172H122V171H121ZM135 172H136V171H135ZM138 172H139V171H138ZM140 172H141V171H140ZM154 172H155V171H154ZM167 172H168V171H167ZM1 173H2V172H1ZM54 173H55V172H54ZM54 173H53V175H54ZM56 173H57V172H56ZM60 173H61V175H63V174H62V173H63L62 171H61ZM88 173H89V171H88ZM93 173H94V172H93ZM129 173H127V174H129ZM162 173H163V172H162ZM204 173H205V172H204ZM212 173H213V172H212ZM212 173H211V175H212ZM214 173L216 174V171H215ZM240 173H241V172H240ZM255 173H256V172H255ZM45 174H46V173H45ZM66 174H67V173H66ZM77 174H78V173H77ZM77 174H75V175H77ZM122 174H123V173H122ZM122 174H121V175H122ZM124 174H125V173H124ZM124 174H123V175H124ZM144 174H145V173H144ZM156 174H157V173H156ZM158 174H160V173H158ZM158 174H157V175H158ZM179 174H180V173H179ZM217 174H218V171H217ZM263 174H264V173H263ZM263 174H262V175H263ZM9 175H10V174H9ZM24 175H25V174H24ZM43 175H41V176H43ZM73 175H74V174H73ZM106 175H107V174H106ZM106 175H105V176H106ZM130 175H131V174H130ZM137 175H139V174H137ZM153 175H155V174H153ZM173 175H174V174H173ZM192 175H193V174H192ZM203 175H204V174H203ZM241 175H242V174H241ZM258 175H259V174H258ZM1 176H0V179H1ZM44 176H45V175H44ZM44 176H43V177H44ZM105 176H104V177H105ZM109 176H110V175H109ZM116 176H117V175H116ZM118 176H119V175H118ZM118 176H117V177H118ZM134 176H135V175H134ZM142 176H143V175H142ZM142 176H141V177H142ZM168 176H170V175H168ZM171 176H172V175H171ZM178 176H179V175H178ZM187 176H188V175H187ZM196 176H197V175H196ZM231 176H232V175H231ZM260 176H261V175H260ZM8 177H9V176H8ZM8 177L5 178V179H8ZM43 177H42V178H43ZM53 177H55V175H54ZM72 177H73V176H72ZM82 177H83V175H82ZM84 177H85V175H84ZM104 177H103V178H104ZM107 177H108V175H107ZM111 177H112V176H111ZM125 177H126V176H125ZM154 177H155V176H154ZM163 177H164V176H163ZM198 177H199V175L197 176V178H198ZM9 178H10V177H9ZM15 178H17V176H15ZM15 178H14V184H18V183H16L17 181L15 182ZM22 178H23V177H22ZM25 178H26V177H25ZM25 178H24V179H25ZM33 178H34V177H33ZM60 178H61V177H60ZM63 178H64V177H63ZM92 178H93V177H92ZM127 178H128V177H127ZM139 178H140V177H139ZM142 178H143V177H142ZM149 178H150V177H149ZM195 178H196V177H195ZM197 178H196V179H197ZM242 178H243V177H242ZM44 179H46V178H44ZM66 179H68V177H67ZM78 179H79V177H78ZM93 179H94V178H93ZM110 179H113V178H110ZM114 179H115V177H114ZM128 179H129V178H128ZM128 179H127V181L131 180V178H130L129 180H128ZM145 179H146V178H145ZM160 179H161V177H160ZM164 179H165V181L168 180V179H166V178H164ZM233 179H234V178H233ZM238 179H239V178H238ZM247 179H248V177H247ZM247 179H246V181H247ZM257 179H258V178H257ZM262 179H263V177H262ZM2 180H3V179H2ZM2 180H1V181H2ZM8 180L11 181V179H8ZM22 180H23V179H22ZM42 180H43V179H42ZM49 180H50V179H49ZM54 180H55V179H54ZM68 180H70V181H74L75 179H73V180L68 179ZM125 180H126V179H125ZM132 180H133V179H132ZM137 180H138V179H137ZM156 180H157V177H156ZM203 180H204V179H203ZM248 180H250V179H248ZM24 181L27 182L26 179H25ZM58 181H60V180H58ZM65 181H67V180H65ZM75 181H76V180H75ZM78 181H79V180H78ZM117 181H118V180H117ZM117 181H115V182L118 183ZM133 181H134V180H133ZM145 181H146V180H145ZM147 181H148V179H147ZM220 181H221V179H220ZM230 181H231V179H230ZM250 181H251V180H250ZM252 181L254 182V180H252ZM252 181H251V182H252ZM26 182H22V184H23V183L26 184ZM35 182H36V181H35ZM37 182H39V181H37ZM48 182H49V181H48ZM52 182H53V180H52ZM55 182H56V181H55ZM60 182H62V181H60ZM80 182H81V181H80ZM101 182H102V181H101ZM101 182H100V183H101ZM105 182H106V181H105ZM148 182L150 183V181H148ZM170 182H171V181H170ZM191 182H192V181H191ZM193 182H194V181H193ZM206 182H207V181H206ZM233 182H234V181H233ZM243 182H244V181H243ZM247 182H248V181H247ZM253 182H252V183H253ZM4 183H5V182H4ZM4 183H3V184H4ZM10 183H11V182H9V184H10ZM31 183H32V182H31ZM31 183H30V184H31ZM42 183H43V182H42ZM75 183H77V182H75ZM91 183H92V182H91ZM94 183L97 184L96 182H94ZM102 183H103V182H102ZM135 183H136V182H135ZM135 183H134V184H135ZM145 183H146V182H145ZM151 183H153V180H152ZM159 183H161V182H159ZM175 183H177V181H176ZM179 183H180V181H179ZM202 183H203V182H202ZM220 183H221V182H220ZM234 183H235V182H234ZM234 183H233V184H234ZM5 184H6V183H5ZM9 184H8V182H7L6 185L9 187V186H10ZM30 184H29V185H30ZM64 184H65V183H64ZM92 184H93V183H92ZM98 184H99V180H98ZM127 184H128V183H127ZM131 184H133V183H131ZM134 184H133V185H134ZM162 184H163V183H162ZM180 184H181V183H180ZM186 184H187V183H186ZM197 184H198V183H197ZM199 184L201 185V183H199ZM205 184H206V183H205ZM209 184H211V183H209ZM239 184H240V182H239ZM247 184H248V183H247ZM0 185H1V184H0ZM18 185L20 186V184H18ZM56 185H57V184H56ZM80 185H81V186H86L87 184H83V185L80 184ZM89 185H90V184H89ZM152 185H153V184H152ZM184 185H185V184H184ZM190 185H191V184H190ZM218 185H219V183H218ZM218 185H217L216 187H218ZM242 185H244V183H243ZM261 185H262V184H261ZM1 186H3V185H1ZM1 186H0V187H1ZM22 186H23V185H22ZM43 186H44V185H43ZM43 186H42V187H43ZM53 186H54V185H53ZM62 186H63V185H62ZM74 186H75V185H74ZM94 186H95V185H94ZM120 186H121V185H120ZM122 186H123V185H122ZM134 186H135V185H134ZM134 186H133V187H134ZM148 186H149V185H148ZM186 186H188V184H187ZM191 186H192V185H191ZM195 186H196V185H195ZM198 186H199V185H198ZM206 186H207V185H206ZM220 186H221V185H220ZM240 186H241V184H240ZM258 186H259V185H258ZM10 187H11V186H10ZM20 187H21V186H20ZM23 187H24V186H23ZM23 187H22V188H23ZM50 187H51V186H50ZM58 187H59V186H58ZM68 187H69V185H68ZM76 187H78V186H76ZM76 187H75V188H76ZM79 187H80V186H79ZM79 187H78V188H79ZM90 187H91V186H90ZM90 187H89V189H91ZM137 187L139 188L138 184H137ZM140 187H141V186H140ZM145 187H146V184H145ZM167 187H169V186L167 185ZM180 187H184V186H180V185H179V188H180ZM189 187H190V186H189ZM254 187H255V186H254ZM254 187H253L252 189L249 188L250 192H251V190H253V189H254L253 191H255V188H256V187H255V188H254ZM2 188H3V187H1V189H2ZM5 188H6V187H5ZM13 188H14V187H13ZM13 188H12V189H13ZM15 188L18 189V190H21V189H22V188H19V187H17V186H16ZM75 188H74V189H75ZM85 188H86V187H85ZM94 188H96V187H94ZM125 188H126V187H125ZM155 188H156V187H155ZM165 188H166V187H165ZM170 188H171V190H172V187H170ZM186 188H187V187H186ZM202 188H203V187H202ZM230 188H231V187H230ZM7 189H8V188H7ZM45 189H46V188H45ZM64 189H65V188H64ZM71 189H72V188H71ZM80 189H81V187H80ZM82 189H83V188H82ZM97 189H98V188H97ZM97 189H96V190H97ZM104 189H105V187H104ZM122 189H123V188H122ZM122 189H121V190H122ZM141 189H142V188H141ZM144 189H145V188H144ZM147 189L149 190V188H147ZM147 189H145V190H147ZM153 189H154V187H153ZM168 189H169V188H168ZM177 189H178V187H177ZM189 189H192V188H189ZM189 189H188V190H189ZM195 189H196V188H195ZM235 189H236V188H235ZM235 189H234V190H235ZM3 190H6V189H3ZM23 190H28V189H25V188H24ZM31 190H32V189H31ZM33 190H34V189H33ZM56 190H57V188H56ZM58 190H59V189H58ZM68 190H69V189H68ZM68 190H67V191H68ZM83 190H84V189H83ZM99 190H100V189H99ZM102 190H103V189H102ZM106 190H107V189H106ZM113 190H114V189H113ZM116 190H118V189L116 188L114 191H116ZM121 190H120V191H121ZM138 190H140V188H139ZM157 190H158V189H157ZM157 190H156V191H157ZM164 190H165V189H164ZM175 190H176V189H175ZM183 190H184V189H183ZM188 190H186V191H187L186 193H188ZM192 190H193V189H192ZM231 190H232V188H231ZM236 190H238V189H236ZM236 190H235L234 192H236ZM256 190H259V191H260V188H259V189H256ZM7 191H9V190H7ZM7 191H6V192H7ZM12 191H13V190H12ZM12 191H11V193H13ZM14 191H16V190H14ZM21 191H22V190H21ZM21 191H19V192H21ZM53 191H54V190H53ZM53 191H52V192H53ZM59 191H61V190H59ZM59 191H57V192L59 193ZM64 191H65V190H64ZM70 191H71V190H70ZM70 191H69V192H70ZM74 191H76V190H74ZM77 191H78V189H77ZM80 191H81V190H80ZM80 191H79V192H80ZM107 191H108V190H107ZM107 191H106V193H105V195H104L105 197L102 196L103 198H105L104 200H106V198H107L106 196L110 193V191H109V193L107 194ZM114 191H113L112 193H114ZM129 191H130V190H129ZM142 191L144 192V190H142ZM156 191H153V192L155 193ZM176 191H177V190H176ZM181 191H182V190H181ZM181 191H180V192H181ZM239 191H240V190H239ZM239 191H237V192H239ZM245 191L247 192L248 190H246V188H245ZM0 192H1V191H0ZM6 192H5V197H6V196L8 197L7 194L10 193V192H8V193H6ZM42 192H43V191H41V193H42ZM69 192H68V193H69ZM71 192H72V191H71ZM82 192H83V191H82ZM89 192H90V190H89ZM91 192H92V191H91ZM117 192H118V191H117ZM121 192H122V191H121ZM121 192H120V193H121ZM126 192H127V191H126ZM133 192L135 193V191H133ZM143 192H142V193H143ZM153 192H152V193H153ZM159 192H160V191H158L157 193H159ZM163 192H164V191H163ZM163 192H162V193H163ZM178 192H179V191H178ZM180 192H179V194H180L179 196H181V194H183V193H184V195H185V192H184V191H182L183 193H180ZM232 192H233V191H232ZM237 192L234 193V194L237 195V194H238ZM2 193H3V191H2ZM29 193H30V190H29ZM49 193H50V192H49ZM53 193H54V192H53ZM75 193H76V192H74V194H75ZM84 193H85V192H84ZM98 193H99V192H98ZM98 193H97V194H98ZM102 193L104 194V192H102ZM120 193H119V194H120ZM147 193H150V191H148ZM147 193H145V195H146ZM154 193H153V194H154ZM168 193L171 194L170 191H168ZM172 193H174V192H172ZM229 193H230V192H229ZM239 193H240V192H239ZM241 193H243L242 190H241ZM13 194L15 195V193H13ZM13 194H11V195H12V197L14 198ZM16 194H18V193H16ZM19 194H20V193H19ZM19 194H18V196H19ZM37 194H38V193H37ZM45 194H47V193L45 192L43 196H45ZM78 194H79V193H78ZM106 194H107V195H106ZM110 194H111V193H110ZM116 194H118V193H116ZM131 194H132V193H131ZM143 194H144V193H143ZM169 194H168V195H169ZM196 194H197V193H196ZM213 194L216 195V193H213ZM232 194H233V193H232ZM232 194H231V198L234 199L236 195H234V198H233V195H232ZM244 194H245V193H244ZM246 194H247V193H246ZM249 194H250V193H249ZM249 194H248V195H249ZM2 195L4 196V194H2ZM20 195H21V194H20ZM51 195H52V193H51ZM54 195H55V194H54ZM90 195H91V194H90ZM121 195H122V193H121ZM124 195H125V194H124ZM127 195H128V194H127ZM145 195L143 196L144 198H142V200H143V199H144V200L147 199V198L145 199V197H146ZM168 195H167V196H168ZM175 195H176V193H175ZM186 195H188V194H186ZM186 195H185V197H186ZM206 195H208V194H206ZM240 195H241V194H240ZM242 195H243V194H242ZM3 196H1V197H3ZM22 196L24 197V195H22ZM47 196H48V195H47ZM81 196H82V197H85L84 195H81ZM81 196H80V197H81ZM88 196H89V195H88ZM108 196H109V195H108ZM110 196H113V195L111 194ZM149 196H150V195H149ZM151 196H152V195H151ZM157 196H158V195H157ZM159 196H160V195H159ZM177 196H178V195H177ZM177 196H176V197H177ZM237 196H238V195H237ZM77 197H78V196H77ZM77 197H76V198H77ZM95 197H96V196H95ZM95 197H94V198H95ZM137 197H138V196H137ZM140 197H141V195H140ZM153 197H154V196H153ZM153 197H152V198H153ZM176 197H175V198H176ZM189 197H190V196H189ZM189 197H188V198H189ZM191 197H193V196H191ZM194 197H196V196H194ZM199 197H201V196H198V199H199ZM225 197H227V196H225ZM33 198H34V197H33ZM41 198H42V196H41ZM49 198H50V195H49ZM51 198H52V197H51ZM53 198H55V197H53ZM69 198H70V196H69ZM69 198H66V199H69ZM76 198H74V199H76ZM99 198H101V197H98V199H99ZM149 198H150V197H149ZM158 198H160V197H158ZM169 198H170V197H169ZM177 198H181V197H177ZM219 198H220V197H219ZM238 198H239V197H238ZM238 198H235V199H238ZM244 198H245V197H244ZM0 199H1V198H0ZM2 199H4V198H2ZM7 199H8V198H6V202H7V205H8V201H7ZM11 199H12V198H11ZM19 199H21V198H19ZM27 199H29V198H27ZM27 199H26V200H27ZM31 199H32V198H31ZM36 199H37V197H36ZM36 199H35V200H36ZM39 199H40V197H39ZM66 199H65V200H66ZM70 199H71V198H70ZM70 199H69V200H70ZM77 199H78V198H77ZM91 199H92V198H91ZM101 199H102V198H101ZM161 199H162V198H161ZM165 199H166V197H165ZM165 199H163V200H165ZM198 199H197V200H198ZM223 199H225V198L223 197ZM8 200H9V199H8ZM15 200H17V199H15ZM33 200H34V199H33ZM33 200H32V201H33ZM40 200H44V199H40ZM40 200H39V201H40ZM47 200L51 201L52 199L50 200V199L47 198ZM53 200L55 201V199H53ZM57 200L59 201V199H57ZM65 200H64V202H66ZM79 200H82V201H83L84 199L79 198ZM121 200H122V199H121ZM131 200H132V199H131ZM150 200H151V199H150ZM153 200H154V199H153ZM158 200L160 201V199H157V203H158ZM170 200H171V199H170ZM170 200H169V201H170ZM173 200H174V199H173ZM201 200H202V199H201ZM205 200H207V199H205ZM211 200H212V199H211ZM225 200H226V199H225ZM227 200H228V199H227ZM247 200H248V199H247ZM4 201H5V200H4ZM18 201H19V200H18ZM30 201H31V200H30ZM30 201H29V203H30ZM36 201H38V199H37ZM49 201H48V203H47L46 205H43V206H48ZM71 201H73V200H71ZM90 201H91V200H90ZM92 201H93V199H92ZM92 201H91V202H92ZM100 201H101V200H100ZM133 201H134V200H133ZM148 201H149V200H148ZM154 201H155V200H154ZM154 201H153V202H154ZM181 201H183V200H181ZM181 201H178V202H181ZM191 201H192V200H191ZM212 201H215L214 198H213ZM229 201H230V200H229ZM229 201H227V202H229ZM231 201H232V200H231ZM242 201L244 202V200H242ZM242 201H241V203H243ZM251 201H252V200H251ZM6 202H5V203H6ZM22 202H23V201H22ZM22 202H20V203H22ZM33 202H34V201H33ZM33 202H32V203H33ZM40 202H41V201H40ZM55 202H56V201H55ZM59 202H61V200H60ZM73 202L75 203L76 201H73ZM98 202H99V201H98ZM102 202H103V201H102ZM114 202H115V201H114ZM118 202H119V201H118ZM127 202H130V201H127ZM127 202H125V203H127ZM143 202H144V201H143ZM183 202H184V201H183ZM206 202H207V201H206ZM225 202H226V201H225ZM249 202H250V201H249ZM2 203H3V201H2ZM5 203H4V204H5ZM36 203H39V202H36ZM41 203H42V202H41ZM43 203H45V202L43 201ZM52 203H53V207H52L53 209H54V205L59 206V207L61 208V206H60L61 203L57 204V202H56V204H54L53 201H52ZM70 203H71V202H70ZM70 203L66 202V204H68V205H69ZM74 203H73V205H74ZM76 203H77V202H76ZM82 203H83V202H82ZM94 203H95V202H94ZM122 203H123V202H122ZM122 203H121V204H122ZM144 203H148V202L146 201V202H144ZM150 203H152V202H150ZM169 203H170V202H169ZM171 203H172V202H171ZM173 203H174V201H173ZM186 203H188V202H186ZM186 203H185V204H186ZM216 203H217V202H216ZM232 203H234V201H233ZM258 203H259V202H258ZM11 204H12V203H11ZM13 204L15 205V202H13ZM50 204H51V203H50ZM79 204H80V203H79ZM79 204L77 203L78 206L82 207V206L79 205ZM83 204H84V203H83ZM83 204H82V205H83ZM92 204H93V203H92ZM97 204H98V203H97ZM117 204H118V203H117ZM121 204H120V205H121ZM153 204H156V203L154 202ZM161 204H162V203H161ZM191 204H192V203H191ZM193 204H194V203H193ZM228 204H230V203H228ZM7 205L5 204L4 206H7ZM27 205H28V204H27ZM30 205H32V207L34 208V205H35V204H30ZM30 205H29V206H30ZM51 205H52V204H51ZM51 205L49 206L50 208H51ZM68 205H67V206H68ZM73 205L70 204V207L73 208ZM84 205H85V204H84ZM106 205H108V204H106ZM145 205H147V204H145ZM158 205H159V204H158ZM176 205H178V204H176ZM204 205H205V204H204ZM212 205H213V204H212ZM1 206H2V205H1ZM11 206H12V205H11ZM22 206H24V204H23ZM37 206H39V205H37ZM65 206H66V205H65ZM78 206H77V208H79ZM116 206H118V205H116ZM121 206H122V205H121ZM134 206H135V205H134ZM168 206H169V205H168ZM174 206H175V205H174ZM187 206H188V205H187ZM221 206H223V205L221 204ZM229 206H231V205H229ZM229 206H228V207H229ZM247 206H248V205H247ZM259 206H260V205H259ZM261 206H262V205H261ZM24 207H25V206H24ZM24 207H23V208H24ZM70 207H69V209H71ZM92 207H93V206H92ZM94 207H95V206H94ZM94 207H93V208H94ZM108 207H109V206H108ZM154 207H155V206H154ZM170 207L172 208V211H171L170 209H169V211L173 212V211H174L173 206H170ZM170 207H169V208H170ZM184 207H185V205H184ZM184 207H181V208H184ZM189 207H191V206H189ZM205 207H206V206H205ZM237 207H238V206H237ZM14 208H15V207H14ZM26 208H27V207H26ZM66 208H67V207H66ZM82 208H84V210H86V209L88 210V207H87V208H86V207H82ZM85 208H86V209H85ZM129 208H131V207H129ZM133 208H134V207H133ZM150 208H151V207H150ZM238 208H239V207H238ZM250 208H251V207H250ZM254 208H255V207H254ZM254 208H253V209H254ZM1 209H2V207H1ZM1 209H0V212H1ZM41 209L43 210V207H42ZM48 209H49V208H48ZM75 209H76V208H75ZM75 209H74V211H75ZM97 209H98V208H97ZM137 209H138V208H137ZM146 209H147V208H146ZM188 209H189V208H188ZM188 209H187V210H188ZM200 209H201V207H200ZM232 209H233V208H232ZM242 209H243V208H242ZM255 209H256V208H255ZM30 210H31V209H30ZM42 210H41V212H42ZM55 210H56V209H55ZM62 210H63V209H62ZM65 210H68V209H65ZM65 210H64V211H65ZM72 210H73V209H72ZM98 210H99V209H98ZM108 210H109V209H108ZM117 210L119 211V210H121V209H118V208H117ZM159 210H160V209H159ZM159 210H158V211H159ZM187 210H186V211H187ZM219 210H220V209H219ZM223 210H224V209H223ZM258 210H259V209H258ZM4 211H5V210H3L1 213H4ZM7 211H8V210H7ZM7 211H6V212H7ZM9 211L13 212L12 208H11V210H9ZM15 211H16V210H15ZM64 211H63V212H64ZM76 211L80 212L78 209H76ZM76 211H75V213L73 212L74 215L76 214ZM82 211H83V210H82ZM88 211H89V210H88ZM94 211H97V210H94ZM101 211H103V210H101ZM101 211H100V212H101ZM121 211H122V210H121ZM139 211H141V209H140ZM142 211H143L142 213L145 214V211H144L143 209H142ZM200 211H201V210H200ZM200 211H199V212H200ZM250 211H251V210H250ZM11 212H10V213H11ZM23 212H25V210H24ZM28 212H29V211H28ZM34 212H35V210H34ZM54 212H55V211H54ZM61 212H62V211H61ZM78 212H77V213H78ZM105 212H106V211H104V213H105ZM147 212H148V210H147ZM147 212H146V213H147ZM171 212H170V214H171ZM189 212H191V211H189ZM219 212H220V211H219ZM231 212H232V211H231ZM252 212H253V211H252ZM258 212H259V211H258ZM1 213H0V214H1ZM7 213H8V212H7ZM13 213H14V212H13ZM17 213H18V212H17ZM42 213H43V212H42ZM44 213L47 214L48 212L44 210ZM64 213H65V212H64ZM69 213H70V212H69ZM69 213H67V214H69ZM110 213H112V212H110ZM117 213H118V212H117ZM126 213H127V212H126ZM149 213H150V212H149ZM149 213H148V214H149ZM155 213H156V212H155ZM160 213H161V212H160ZM174 213H177V212L174 211ZM187 213H188V211H187ZM202 213H203V212H202ZM211 213H212V210H211ZM217 213H218V212H217ZM217 213H216V214H217ZM220 213H221V212H220ZM222 213H223V212H222ZM232 213H233V212H232ZM260 213H261V212H260ZM14 214H15V213H14ZM20 214H21V213H20ZM51 214H52V213H51ZM71 214H72V213H71ZM78 214H79V213H78ZM118 214H119V213H118ZM156 214H157V213H156ZM156 214H155V215H156ZM205 214H207V213H205ZM216 214H215V215H216ZM224 214H225V213H224ZM254 214H256V213L254 212ZM257 214H258V213H257ZM257 214H256V215H257ZM4 215H5V214H4ZM7 215H8V214H7ZM12 215H13V214H12ZM35 215H37V214H35ZM42 215H43V214H42ZM55 215H56V213H55ZM79 215H80V214H79ZM106 215H107V214H106ZM109 215H110V214H109ZM120 215H121V214H120ZM120 215H119V216H120ZM137 215H138V214H137ZM202 215H203V214H202ZM221 215H222V214H221ZM225 215H226V214H225ZM237 215H238V214H237ZM259 215H260V214H259ZM259 215H258V216H259ZM1 216H3V215H1ZM10 216H11V215H10ZM19 216H20V215H19ZM21 216H22V214H21ZM25 216H26V214H25ZM70 216H71V215H70ZM111 216H114V215L112 214ZM115 216H116V215H115ZM141 216H142V215H141ZM153 216H154V215H153ZM156 216H157V215H156ZM158 216H159V214H158ZM158 216H157V217H158ZM171 216H172V215H171ZM175 216H177V215H175ZM180 216H181V215H180ZM182 216H183V215H182ZM194 216H195V215H194ZM194 216H193V218H195ZM197 216H198V215H197ZM222 216H224V215H222ZM231 216H232V215H231ZM247 216H248V215H247ZM258 216H257V217H258ZM262 216L264 217V214H263ZM7 217H8V216H7ZM37 217H38V216H37ZM42 217H43V216H42ZM44 217H45V216H44ZM44 217H43V218H44ZM47 217H48V216H47ZM63 217H64V216H63ZM72 217H73V215H72ZM76 217H77V216H76ZM91 217H92V216H91ZM101 217H102V216H101ZM138 217H140V216H138ZM143 217H144V216H143ZM166 217H167V216H166ZM168 217L170 218V215H169V214H168ZM173 217H174V216H173ZM178 217H179V216H178ZM213 217H214V216H213ZM248 217H249V216H248ZM3 218H4V217H3ZM12 218H13V217H12ZM16 218H17V217H16ZM25 218H26V217H25ZM32 218H33V216H32ZM32 218L29 217L30 220H32ZM74 218H75V216H74ZM116 218H117V217H116ZM164 218H165V217H164ZM205 218H207V217H205ZM235 218H237V217H235ZM10 219H11V218L9 217V221H8V219H7V221L10 222V224H11V220H10ZM23 219H24V217H23ZM33 219H34V218H33ZM45 219H46V218H45ZM52 219H53L54 222H55V221H58V217H57V216H52ZM63 219H64V218H63ZM69 219H71V218H68V220H69ZM75 219H76V218H75ZM85 219H86V218H85ZM100 219H101V218H100ZM114 219H115V218H114ZM142 219H143V218H142ZM159 219H160V221L163 220L161 217H160ZM159 219H158V222H159ZM171 219H172V218H171ZM174 219H175V217H174ZM177 219H178V218H177ZM177 219H176V222H177ZM203 219H204V218H203ZM215 219H216V218H215ZM231 219H232V218H231ZM253 219H255V218L253 217ZM257 219H259V218H257ZM263 219H264V218H263ZM0 220H1V218H0ZM4 220H5V219H4ZM4 220H2V221H4ZM16 220H18V219H16ZM21 220H22V219H21ZM24 220H25V219H24ZM26 220H27V219H26ZM71 220H72V219H71ZM76 220H77V219H76ZM79 220H81V219H79ZM86 220H87V219H86ZM112 220H113V218H112ZM112 220H111V221H112ZM166 220H167V218H166ZM168 220H169V219H168ZM172 220H173V219H172ZM172 220H171V221H172ZM183 220H186V219H183ZM183 220H182V221H183ZM187 220H188V219H187ZM204 220H205V219H204ZM204 220H203V221H204ZM228 220H229V219H228ZM249 220H250V219H249ZM14 221H15V220H14ZM14 221H12V222H14ZM122 221H123V220H122ZM149 221H150V220H149ZM163 221H164V220H163ZM199 221H200V220H199ZM201 221H202V220H201ZM221 221H224V220H221ZM221 221H220L219 225L221 224ZM30 222H31V221H30ZM30 222H29V223H30ZM39 222H40V220H39ZM46 222H47V221H46ZM69 222H70V221H69ZM85 222H86V221H85ZM102 222H103V221H102ZM107 222H108V221H107ZM113 222H114V221H113ZM115 222H116V221H115ZM118 222H119V221H118ZM118 222H116V224H117ZM134 222H136V221H134ZM138 222H139V221H138ZM197 222H198V221H197ZM213 222H214V221H213ZM224 222H225V221H224ZM257 222H258V221H257ZM259 222H260V220H259ZM4 223H7V222H4ZM22 223H23V222H22ZM24 223H25V222H24ZM27 223H28V222H27ZM60 223H61V222H60ZM66 223H67V222H66ZM120 223H121V222H119L118 225H121ZM124 223H125V224H124ZM124 223H123V224L126 225V223H128V222H124ZM152 223H153V222H152ZM152 223H151V224H152ZM160 223H161V222H160ZM168 223H169V221H168ZM170 223H172V222H170ZM195 223H196V222H195ZM200 223H201V222H200ZM202 223H204V222H202ZM202 223H201V224H202ZM210 223H212V220H211ZM225 223H226V222H225ZM245 223H247V222H245ZM250 223H251V222H250ZM253 223H254V222H253ZM261 223H262V222H260L258 225H261ZM263 223H264V222H263ZM0 224H1V223H0ZM14 224H15V223H14ZM62 224H63V223H62ZM67 224H68V223H67ZM74 224H75V222H74ZM76 224H77V223H76ZM84 224H85V223H84ZM109 224H110V226H111V223H110V222H109ZM113 224H114V223H113ZM123 224H122V225H123ZM129 224H130V223H129ZM173 224H177V223H174V222H173ZM187 224H188V221L185 222V225H187ZM190 224H191V223H190ZM198 224H199V223H198ZM198 224L196 223V225H198ZM205 224H206V223H205ZM207 224H209V223H207ZM213 224H214V223H213ZM215 224H216V221H215ZM227 224H228V223H227ZM251 224H252V223H251ZM2 225H3V222H2V224H1V226H2ZM45 225H47V224H45ZM59 225H60V224H59ZM71 225H72V224H71ZM96 225H97V224H96ZM122 225H121V226H122ZM139 225H141V224L139 223ZM139 225H137V228L140 229V227H138ZM143 225H144V224H143ZM165 225H166V222H165ZM177 225H178V224H177ZM192 225H195V224L192 223ZM192 225H191V226H192ZM242 225H243V224H242ZM3 226L5 227V225H3ZM8 226H9V225H8ZM28 226L31 227V223H30V225H28ZM28 226H26V227H28ZM39 226H40V225H39ZM54 226H55V225H54ZM69 226H70V225H69ZM83 226H84V225H83ZM83 226H82L81 228H84ZM158 226H159V225H158ZM188 226H189V225H188ZM188 226H187V227H188ZM215 226H216V225H215ZM256 226H257V225H256ZM4 227H3V228H4ZM10 227H12V226L10 225ZM14 227H16V226H14ZM14 227L12 228V230H14L13 234H14V233L17 234L18 232L15 231L16 228H14ZM36 227H37V226H36ZM55 227H57V226H55ZM67 227H68V226H67ZM95 227H96V226H95ZM128 227H129V226H128ZM134 227L136 228V226H134ZM141 227H142V226H141ZM168 227H170V226H168ZM182 227H183V229L185 228L184 224H183ZM182 227H181V228H182ZM194 227L196 228V226H194ZM197 227H198V226H197ZM211 227H212V225H211ZM224 227H225V226H224ZM7 228H8V227H7ZM17 228H18V227H17ZM20 228H21V227H20ZM57 228H59V226H58ZM57 228H56V229H57ZM74 228H75V227H74ZM86 228H87V227H86ZM111 228H112V227H111ZM113 228H114V227H113ZM113 228H112V229H113ZM115 228H116V225H115ZM137 228H136V229H137ZM145 228H146V227H145ZM170 228H171V227H170ZM195 228H194V229H195ZM202 228H203V227H202ZM206 228H207V227H206ZM213 228H214V227H213ZM213 228H211V229L213 230ZM221 228H223V227H221ZM257 228H258V226H257ZM24 229H25V227H24ZM36 229H37V228H36ZM36 229H34V230H36ZM47 229H48V228H47ZM47 229H46V230H47ZM65 229H66V227H65ZM76 229H79V228H75V230H76ZM88 229H89V227L87 228V230H88ZM91 229H92V228H91ZM123 229H125V228H121L120 230H123ZM131 229H132V228H131ZM160 229H162V228H160ZM194 229H192V230H194ZM199 229H200V228H198L197 230H199ZM248 229H249V228H248ZM0 230H2L1 227H0ZM21 230H22V229H21ZM42 230H43V229H42ZM72 230H73V229H72ZM72 230H71V231H72ZM81 230H82V229H81ZM84 230H86V229H84ZM84 230H82V231H84ZM126 230H127V229H126ZM154 230H155V229H154ZM166 230H167V229H166ZM172 230H173V229H172ZM178 230H179V229H178ZM178 230L176 229L177 232H180V231H178ZM185 230H186V228H185ZM209 230H210V229H209ZM227 230H228V229H227ZM256 230H257V229H256ZM22 231H23V230H22ZM36 231L38 232V229H37ZM133 231H134V230H133ZM140 231H141V230H140ZM148 231H149V230H148ZM148 231H147V232H148ZM158 231H159V230H158ZM186 231H187V230H186ZM190 231H191V230H190ZM200 231H201V230H200ZM206 231H208V230H206ZM223 231H225V230H223ZM254 231H255V230H254ZM9 232H10V230H9ZM9 232H7V234H8ZM29 232H30V231H29ZM39 232H40V231H39ZM47 232H48V231H47ZM64 232H65V231H64ZM76 232H77V231H76ZM86 232H87V231H86ZM92 232H93V231H92ZM129 232H130V231H129ZM160 232H161V231H160ZM187 232H188V236H189V235H190V234H189V230H188ZM244 232H245V231H244ZM10 233H11V234H10ZM10 233H9V235L12 236V235H13L12 232H10ZM20 233H21V231H20ZM34 233H35V232H34ZM34 233H33V234H34ZM80 233H81V232H78V234H80ZM89 233H90V232H89ZM89 233H88V234H89ZM97 233H98V232H97ZM122 233H124V232H122V231H121V232L118 231V232H117V235H118V236L123 235ZM161 233H162V232H161ZM171 233H172V232H171ZM175 233H176V232H175ZM175 233H174V234H175ZM180 233H181V232H180ZM196 233H197V232H196ZM207 233H208V232H207ZM245 233H246V232H245ZM255 233H256V232H255ZM3 234H6V233H3ZM16 234H14V235H16ZM25 234H26V233H25ZM127 234H130V233H127ZM158 234H159V233H158ZM163 234H164V233H163ZM169 234H170V232H169ZM169 234H168V235H169ZM174 234H173V235L171 234L172 237H174ZM185 234H187V233H185ZM198 234H200V233H198ZM198 234H197V235H198ZM230 234H231V233H230ZM9 235H7V236H9ZM34 235H35V234H34ZM53 235H54V234H53ZM85 235H86V233H85ZM101 235H103V233H101ZM134 235H136V234H134ZM151 235H152V234H151ZM151 235H150V236H151ZM155 235H157V233H156ZM177 235H178V234H177ZM177 235L175 234V237H176ZM195 235H196V234H195ZM239 235H240V234H239ZM251 235H252V234H251ZM255 235H256V234H255ZM255 235H254V236H255ZM3 236H4V235H3ZM11 236H10V237H11ZM18 236H19V235H18ZM26 236H27V235H26ZM43 236H44V235H43ZM74 236H75V235H74ZM77 236H78V235H77ZM81 236H83V235H81ZM92 236H93V235L91 234V238H92ZM139 236H141V234H139ZM158 236H159V235H158ZM166 236H167V235H166ZM182 236H184V235L182 234ZM186 236H187V235H186ZM190 236H191V235H190ZM211 236H212V235H211ZM211 236H210L209 238H211ZM215 236H217V234H216ZM215 236H213V237H215ZM236 236H237V235H236ZM257 236H260V235L258 234ZM261 236H262V235H261ZM32 237H33V236H32ZM75 237H76V236H75ZM75 237H74V238H75ZM84 237H85V236H84ZM86 237H87V235H86ZM94 237H96V235H95ZM121 237L123 238V236H121ZM129 237H130V236H128V239H129ZM161 237L163 238V237H165V236L160 235L159 238L162 239ZM169 237H170V235H169ZM178 237H179V236H178ZM193 237H194V236H193ZM195 237H196V236H195ZM195 237H194V238H195ZM228 237H229V236H228ZM230 237H231V236H230ZM233 237H234V235H233ZM41 238L43 239V237H41ZM41 238H40V239H41ZM79 238H80V237H79ZM87 238H89V237H87ZM137 238H138V237H137ZM155 238H156V236H155L153 239H155ZM182 238H183V237H182ZM182 238H181V239H182ZM188 238H189V237H188ZM194 238H193V239H194ZM196 238H197V237H196ZM215 238H216V237H215ZM236 238H237V237H236ZM0 239H2V238H0ZM7 239H8V238H7ZM10 239H11V238H10ZM10 239H8V240H10ZM33 239H34V237L32 238V241H34ZM42 239H41V241H43ZM53 239H55V238H53ZM95 239H96V238H95ZM115 239H116V238H115ZM115 239H114V240H115ZM118 239H119V238H118ZM126 239H127V238H126ZM126 239H123V240H126ZM128 239H127V241H128ZM131 239H132V238H131ZM142 239L144 240V236H143ZM145 239H146V238H145ZM160 239H159V240H160ZM165 239H166V238H165ZM168 239H169V238L167 237V240H168ZM189 239H191V238H189ZM189 239H188V240H189ZM203 239H204V238H203ZM217 239H218V238H217ZM230 239H231V238H230ZM56 240H57V237H56ZM78 240H82V239H81V238H80V239H76L75 241H78ZM89 240H90V239H89ZM97 240H99V238H98ZM111 240H112V239H111ZM136 240L139 241L140 239H139V240L136 239ZM149 240H150V239H149ZM156 240L158 241L157 238H156ZM176 240H177V239H174L173 241H176ZM178 240H179V239H178ZM182 240H183V239H182ZM188 240H187V241H188ZM205 240H206V239H205ZM218 240H219V239H218ZM222 240H223V239H222ZM222 240H221V241H222ZM245 240H246V239H245ZM245 240L243 239L242 241H245ZM257 240H258V239H257ZM15 241H16V240H15ZM15 241H14V242H15ZM25 241H26V239H25ZM29 241L32 242V241H31V238L29 239ZM35 241H36V240H35ZM59 241H60V240H59ZM84 241H85V239H84ZM84 241H83V244H82V245H84V243H85ZM130 241H131V240H130ZM153 241H154V240H153ZM153 241H151V242L153 243ZM157 241H154V242H156V245H157ZM160 241H161V240H160ZM171 241H172V240H171ZM173 241H172V242H173ZM183 241H184V240H183ZM187 241H186V242H187ZM196 241H197V240H196ZM199 241H200V240H199ZM215 241H216V240H215ZM223 241H224V240H223ZM223 241H222V242H223ZM227 241H228V240H227ZM238 241H240V240H238ZM238 241H237V242H238ZM250 241H251V240H250ZM30 242H27V243L30 244ZM98 242L101 244V241H97V243H98ZM113 242H114V241H112V242L110 241V244L113 243ZM125 242H126V241H125ZM133 242L136 243L135 241H133ZM141 242H142V240L140 241L139 244H141ZM158 242H159V241H158ZM186 242H185V243H186ZM205 242H206V241H205ZM209 242H210V240L208 241V243H209ZM232 242H235V241L233 240ZM24 243H25V242H24ZM48 243H49V242H48ZM55 243H56V242H55ZM72 243H73V242H72ZM77 243H80V241H78ZM99 243H98V244H99ZM106 243H107V242H106ZM127 243H128V242H127ZM176 243H177V241H176ZM202 243H203V242H202ZM208 243H206V244H208ZM241 243H242V242H241ZM253 243H254V242H252L251 244H253ZM1 244H2V242H1ZM1 244H0V245H1ZM19 244H20V243H19ZM25 244H26V243H25ZM25 244H24V245H25ZM37 244H38V243H37ZM57 244H58V243H57ZM80 244H81V243H80ZM86 244H88V243H86ZM93 244H94V243H93ZM100 244H99V246H100ZM110 244H109V245H110ZM130 244H131V243H130ZM147 244H148V247H150V246H149V243H147ZM154 244H155V243H154ZM154 244H153V245H154ZM161 244H162V243H161ZM206 244H205V247H204V248L207 247ZM231 244H232V243H231ZM248 244H249V243H248ZM8 245H9V247L11 246L10 244H8ZM21 245H22V244H21ZM49 245H50V244H49ZM90 245H92V243H91ZM90 245H89V246H90ZM95 245H96V244H95ZM112 245H114V244H112ZM112 245H111V246H112ZM117 245L119 246V244H117ZM151 245H152V244H151ZM156 245H155V246H156ZM175 245H177V244H175ZM180 245H181V244H180ZM183 245H185V244L183 243ZM210 245H211V244H210ZM28 246H29V245H28ZM54 246L57 248V246L54 245V243H53L52 248H54ZM73 246H74V245H73ZM78 246H80V245H78ZM135 246H136V245L134 244V248H135ZM155 246H154V247H155ZM160 246L162 247V245H160ZM165 246H166V245H165ZM202 246H203V245H202ZM212 246H214V245H212ZM258 246H259V245H258ZM258 246H256V247H258ZM2 247H3V246H2ZM19 247H20V246H19ZM21 247H22V246H21ZM30 247H31V245H30L29 247H27V248H30ZM42 247H44V246L42 245ZM42 247H41V245L37 247V248H40V249H39V252H40V250H42V251L44 252V251L48 248V247L46 246V247H45L46 249L43 250ZM71 247H72V245H71ZM95 247H96V249L98 248L97 246H95ZM113 247H114V246H113ZM120 247H121V242H120ZM131 247H132V246H131ZM131 247H130V248H131ZM145 247H147V246H145ZM154 247H153V248L151 247V248H152L153 250H156V249H154ZM175 247H176V246H175ZM177 247H178V245H177ZM190 247H193V246L191 245ZM229 247L232 248V245L229 246ZM252 247H253V246H252ZM11 248H12V247H11ZM27 248L25 247V250H26ZM41 248H42V249H41ZM80 248H81V247H80ZM101 248H103V252L108 251V250H106V249H108V247L106 248V245H102ZM110 248H111V247H110ZM122 248H123V250H124V251H123L122 259L124 260V262H125L126 264H136L137 262H139V260L141 261V254L143 253V252H141L142 250L139 251V252H138V251L136 252L135 249L130 250L128 247L124 248V246H123ZM186 248H187V247H186ZM186 248H185V249H186ZM194 248H195V247H194ZM204 248H203V249H204ZM214 248H215V247H214ZM253 248H255V247H253ZM19 249H20V248H18L17 250H19ZM32 249H34V248H32ZM32 249H31V250H32ZM58 249H59V248H57V250H58ZM86 249H87V248H86ZM96 249H95V250H96ZM137 249H138V248H137ZM152 249H151V252L153 251ZM161 249H162V248H161ZM161 249H159V250L161 251ZM195 249H196V248H195ZM206 249H208V248H206ZM218 249H220V248H218ZM226 249H227V248H226ZM232 249H233V248H232ZM0 250H1V249H0ZM84 250H85V249H84ZM88 250H89V248H88ZM93 250H94V249H93ZM95 250H94V251H95ZM97 250H98V249H97ZM117 250H119V249H117ZM148 250H149V249H147V250L145 249V251H144V250H143V251H144L145 254H146ZM157 250H158V248H157ZM157 250H156V251H157ZM159 250L157 251V253L159 252ZM164 250H165V249H164ZM182 250H183V249H182ZM182 250H181V251H182ZM188 250H189V249H188ZM214 250H215V249H214ZM220 250H221V249H220ZM222 250H223V249H222ZM254 250H255V249H254ZM261 250H262V249H261ZM8 251H9V249H8ZM34 251H35V250H34ZM73 251H74V250H73ZM73 251H72V252H73ZM86 251H87V250H86ZM165 251H167V250H165ZM179 251H180V250H179ZM181 251H180V253H182ZM184 251H186V250H184ZM200 251L203 252L204 250H200ZM200 251L197 252V250H195V252H197V253H199ZM207 251H208V250H207ZM216 251H217V249H216ZM223 251H228V250H223ZM255 251H256V250H255ZM257 251H258V250H257ZM14 252H16V251H14ZM18 252H19V251H18ZM22 252H23V251H22ZM53 252H54V251H53ZM56 252H57V251H56ZM72 252H71V253H72ZM81 252L83 253V251H81ZM81 252H80V253H81ZM96 252H97V251H96ZM108 252H109V251H108ZM113 252H114V251H113ZM148 252H149V251H148ZM151 252H149V254L152 255L153 253H151ZM191 252H192V250H191ZM202 252H201V253H202ZM209 252H210V251H209ZM209 252H208V253H209ZM234 252H235V251H234ZM234 252L232 251V253H234ZM236 252H237V251H236ZM20 253H21V252H20ZM47 253H49V252H47ZM73 253H74V252H73ZM77 253H78V250H77ZM86 253H87V252H86ZM90 253H91V252H90ZM97 253H99V255L101 254L100 251L97 252ZM105 253H106V252H105ZM114 253H115V252H114ZM140 253H141V254H140ZM157 253H156V254H157ZM175 253H176V251H175ZM187 253H189V252L187 251ZM193 253H194V252H193ZM197 253H195V254L198 255ZM212 253H214V252H212ZM45 254H46V253H45ZM91 254H92V253H91ZM91 254H90V255H91ZM103 254H104V253H102V255H103ZM145 254H144V256H145ZM156 254H155V255H156ZM169 254H171V253H169ZM209 254L211 255V252H210ZM215 254H216V253H215ZM230 254H231V253H230ZM239 254H240V253H239ZM258 254H259V253H258ZM8 255L10 256V254H8ZM11 255H13V254L11 253ZM21 255H22V254H21ZM36 255H37V254H36ZM36 255H35V258H37ZM40 255H41V254H40ZM47 255H48V254H47ZM62 255H63V254H62ZM67 255H68V254H67ZM69 255H71V254H69ZM72 255H73V254H72ZM92 255H93V254H92ZM104 255H105V254H104ZM104 255H103V256H104ZM106 255H107V254H106ZM161 255H163L162 252H161ZM165 255H166V254H165ZM165 255H164V256H165ZM177 255H178V254H177ZM177 255H176L177 259H178V258H180V259L182 258V259H183V257L181 256L182 254L179 255V256H181V257H178ZM199 255H200V254H199ZM199 255H198V256H199ZM212 255H213V254H212ZM212 255H211V256H212ZM227 255H228V254H227ZM254 255H255V254H254ZM2 256H3V255H2ZM2 256H1V257H2ZM4 256H6V255H4ZM15 256H16V255L14 254V258L17 259V257H15ZM17 256H18V255H17ZM24 256H25V255H24ZM28 256H30V255H28ZM28 256H27V258H28ZM38 256H39V255H38ZM64 256H65V255H64ZM74 256H75V255H73V257H74ZM94 256H95V255H94ZM112 256H114V255H112ZM120 256H121V255H120ZM183 256H185V255H183ZM193 256H194V255H193ZM201 256H203V255L201 254ZM224 256H225V255H224ZM236 256H237V255H236ZM247 256H248V254H247ZM261 256H262V255H261ZM20 257H21V256H20ZM30 257H31V256H30ZM59 257H62V256H59ZM67 257H68V256H67ZM116 257H117V256H116ZM145 257H146V256H145ZM171 257H172V256H171ZM185 257H186V256H185ZM203 257H205V256H203ZM230 257H231V255H230ZM248 257H249V256H248ZM2 258H3V257H2ZM4 258H5V257H4ZM6 258H8V259H4V261H2L1 264H11V263H10V260H9V259H11V258H9V257H6ZM14 258H12V259L14 260ZM22 258H23V257H22ZM22 258H21V259H22ZM31 258H32V257H31ZM35 258H34V260H35ZM43 258H44V257H43ZM76 258L80 259L81 257H80V258H79V257H76ZM83 258H84V257H83ZM90 258H91V257H90ZM99 258H100V257H99ZM99 258H98V260H99ZM146 258H147V257H146ZM146 258H145V259H146ZM151 258H152V257H151ZM188 258H190V256H189ZM205 258H206V257H205ZM212 258H213V256H212ZM224 258H226V256H225ZM224 258H223V259H224ZM227 258H228V256H227ZM227 258H226V260H227ZM238 258H239V257H238ZM21 259L18 258V260H21ZM56 259H57V257H56ZM64 259H65V258L63 257L62 261H64ZM70 259H71V258H69L68 260H70ZM85 259H86V258H85ZM92 259H95V258L92 257ZM101 259H103V258H101ZM114 259H115V258H112V261H113ZM118 259H119V257H118ZM152 259H153V258H152ZM186 259H187V257H186ZM198 259H199V258H198ZM203 259H204V258H203ZM223 259H222V261H223ZM230 259H231V258H230ZM1 260H2V259H1ZM42 260H43V259H42ZM49 260H50V259H49ZM60 260H61V258H60ZM60 260H59V261H60ZM73 260H74V259H73ZM90 260H91V259H90ZM107 260H109V259H107ZM142 260H143V259H142ZM188 260H189V259H188ZM194 260H197V259H194ZM208 260H210V259H208ZM259 260H260V259H259ZM263 260H264V258H263ZM15 261H16V260H15ZM39 261H40V260H39ZM43 261H44V260H43ZM75 261H76V260H75ZM77 261H79V260H77ZM80 261H81V259H80ZM83 261H84V260H83ZM83 261H81L82 264H83ZM88 261H89V260H88ZM99 261H100V260H99ZM103 261H104V260H103ZM112 261H111V262H112ZM167 261H168V260H167ZM192 261H193V260H192ZM199 261H200V260H199ZM218 261H220V260H218ZM18 262H19V261H18ZM18 262H17V263H18ZM54 262H56V261H54ZM54 262H52V263H54ZM57 262H58V260H57ZM95 262H97V260H96ZM95 262H93V263H95ZM108 262H109V261H108ZM111 262H109V264H110ZM160 262H161V261H160ZM174 262H175V261H174ZM181 262L183 263V261H181ZM181 262H180V263H181ZM185 262H186V261H185ZM185 262H184V263H185ZM200 262H201V261H200ZM224 262H225V261H224ZM249 262H250V261H249ZM261 262H263V261H261ZM261 262H260V263H261ZM43 263H44V262H43ZM70 263H72V260H71ZM70 263H69V264H70ZM73 263H74V262H73ZM73 263H72V264H73ZM84 263H85V262H84ZM90 263H91V262H90ZM104 263H106V262L104 261ZM121 263H122V262H121ZM168 263H170V260H169ZM182 263H181V264H182ZM186 263H187V262H186ZM186 263H185V264H186ZM188 263H191V262H188ZM204 263H205V261H204ZM204 263H203V264H204ZM206 263L208 264V262H206ZM215 263H216V262H215ZM220 263H222V262H220ZM256 263H258V260H257V262H255V264H256ZM20 264H21V262H20ZM23 264H24V263H23ZM26 264H27V263H26ZM31 264H32V263H31ZM38 264H39V263H38ZM44 264H45V263H44ZM55 264H56V263H55ZM60 264H62V263H60ZM67 264H68V263H67ZM80 264H81V263H80ZM88 264H89V262H88ZM91 264H92V263H91ZM111 264H112V263H111ZM123 264H124V263H123ZM137 264H138V263H137ZM191 264H192V263H191ZM201 264H202V263H201ZM263 264H264V263H263Z\"/></svg>",
  "mask_w": 264,
  "mask_h": 264
}]
</instances>
